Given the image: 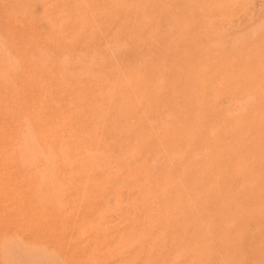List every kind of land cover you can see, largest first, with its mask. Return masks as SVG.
<instances>
[{
    "label": "rangeland",
    "instance_id": "rangeland-1",
    "mask_svg": "<svg viewBox=\"0 0 264 264\" xmlns=\"http://www.w3.org/2000/svg\"><path fill=\"white\" fill-rule=\"evenodd\" d=\"M1 2H0V7H1V5L3 4V2H5L3 5H2V7L1 8H3V9H5L6 8V10H4V11H2V12H4L3 14H1L0 15V19L2 18L3 19V23L2 22H0V32L1 31H3V32H1L0 33V57H1V59H0V83H3V85H1L0 84V87L3 89L2 91H1V88H0V93H2V96H0V113L2 114H0V137H2V139H0V145L1 144H4V145H1L0 146V160L2 159V161H0V165H1V167H0V214H1V216H0V240H1V243H3V247H2V244L0 243V246H1V248H0V252H2V253H0L1 255L4 253V252H7V251H9L8 253H7V255L8 256H6V253H4L3 255H2V257L3 256H6V257H3L4 258V260H6L5 262L6 263H11L10 261H14L13 262V264L15 263V264H36V263H38V264H70V263H72V261H73V264H94V262H95V264H230V262H228L227 263V260L229 259V258H232L233 260H235L234 262L235 263H233V261H232V264H264V183H261V178H262V176L264 177V172H262V174H261V171H262V169L261 168H263V165L264 164H262V163H264V159H263V157H264V155H262V153L264 154V152H261L260 154H259V152H257V151H264V143H262L263 141H264V138H260V137H262L263 135H264V127H261V123L259 124V122H263L264 121V112H263V110H264V104L262 105H260V104H258V105H255V100L256 101H258V100H260V92L262 93L263 92V89H264V69H263V67L264 66H262L261 67V65L260 64H262L263 65V63H264V59H263V57L264 56H262V55H264V53L262 54L261 52L264 50V45L263 46H261L260 44L264 41V35L262 34V32L264 33V31H262L261 33H260V29H262V28H264V0H262V2L263 3H261V0H258V2L255 0V4H254V0H230L231 2H230V4H231V6H230V4H229V6H227V10H219V12H216V11H218V7L216 6V5H219L218 3L219 2H221V0H206V2L205 1H203V0H192L191 2V7L189 8L187 5H188V0L186 1V0H182V4H180V6L179 5H177V3L180 1V0H177V3H175L174 4V2H176V1H174V0H171V2L170 1H167L166 0V2H170V4L168 3L167 5L165 4V0H139V1H137V0H72L73 2H71V0H69V2L67 1V0H62V2H60L61 0H40V1H38V0H33V2H32V0H21V1H19V0H0ZM8 1V2H7ZM35 1V2H34ZM39 2V4H40V6H39V4L37 3V4H35L36 2ZM44 1V2H43ZM67 1V2H66ZM152 1H155V3L156 4H150V2L152 3ZM241 1V2H240ZM250 3H249V2ZM10 2V4L8 5V3ZM11 2H13V3H11ZM16 2V3H15ZM23 2V3H22ZM27 2V3H26ZM48 2V3H47ZM58 2V3H57ZM74 5V4H78V6H76L75 5V7L76 8H74L73 9V5L71 4V3ZM82 2V4H81V8L79 7L80 6V3ZM85 2V6H86V4L89 6H87V8L88 9H90V12H89V10L87 9V8H85V6H84V3ZM106 2V3H105ZM121 2V3H120ZM139 2H140V4H139ZM149 2V3H148ZM159 2V3H158ZM187 2V3H186ZM195 2H196V4H195ZM243 2V3H242ZM42 3H44V4H42ZM57 3V4H56ZM62 3V4H61ZM64 3V4H63ZM70 4V6H69V4ZM94 3V4H93ZM104 5H103V4ZM108 3V4H107ZM124 3V4H123ZM135 3V4H134ZM136 3H137V5H136ZM154 3V2H153ZM164 3V4H163ZM171 3H173V4H171ZM179 3H181V1L179 2ZM186 3V4H185ZM189 3H190V0H189ZM204 3V4H203ZM235 3V4H234ZM240 3V4H239ZM261 3V4H260ZM13 4V7L12 6H10V5H12ZM14 4H15V6H14ZM22 4V5H21ZM29 6H28V5ZM31 4L33 5V6H31ZM35 4V5H34ZM60 4V5H59ZM65 4H67L68 5V7H69V9H70V7H71V5L73 6L72 8H71V10H68V7H67V5L66 6H64ZM90 4H92V5H90ZM117 4V5H116ZM123 4V5H122ZM157 4H159V6L157 5ZM183 4H185L186 6H187V8H184L183 6ZM192 4H194V5H196V6H192ZM202 4L205 6V7H203L202 6ZM206 4V5H205ZM209 4V5H208ZM212 4H213V6H212ZM237 4V5H236ZM241 4L243 5V6H241ZM253 4H254V6H256L257 7V9H255L254 8V6H253ZM260 4V5H259ZM18 5V6H17ZM27 7H26V6ZM97 5H99V6H97ZM133 5V6H132ZM138 5H140V6H138ZM150 5V6H149ZM154 5H157L159 8H157L156 6L154 7V8H157V9H154L153 7H151V6H154ZM180 7V8H182L183 7V9H186L185 11H183L184 13H186V19H184L185 17H180V19H181V21H183L184 23H182V22H179V23H176V22H178L177 21V19H173V18H171V17H179L180 15L181 16H184L183 15V12H181L180 11V8L179 9H177V7ZM183 5V6H182ZM190 5V4H189ZM232 5H234V6H232ZM7 6H9V7H11V8H9V7H7ZM17 6V7H16ZM36 6V7H35ZM58 8H57V7ZM61 6V7H60ZM110 6V7H109ZM171 6V8H173V9H171V8H169ZM173 6V7H172ZM202 6V7H201ZM210 6V7H209ZM250 6H251V8H250ZM15 7H16V9H15ZM19 7H20V11L18 10L19 9ZM24 7H26V9H24ZM33 7V8H32ZM38 7H42V9L43 10H41V12H39L40 10H39V8ZM52 7H53V10H52ZM60 7V8H59ZM62 7H66V10H61V9H64V8H62ZM77 7H79V8H77ZM84 7V8H83ZM92 7V8H91ZM111 7H112V9H111ZM118 7H119V11H118ZM133 7V8H132ZM136 7V8H135ZM176 7V8H175ZM195 7V8H194ZM197 7V8H196ZM250 8V10H249V8ZM0 8V12H1V10H3V9H1ZM9 8V9H8ZM14 9L12 12H14V13H11V11H10V9ZM54 8H57V9H55L54 10ZM94 8V9H93ZM120 8H122L121 10H120ZM124 8V9H123ZM143 8V9H142ZM146 8H148V10H152L151 12L149 11V13H148V10L146 9ZM151 8H153V9H151ZM189 8V9H188ZM205 10V8H209L210 10H212V13H211V11H209L208 12V10L206 9V11H202L203 9ZM213 8H214V10H216V8H217V10L215 11L216 12V14L214 15V10H213ZM237 8V10H235ZM238 8H240L241 9V11L238 9ZM33 9V10H32ZM35 9V10H34ZM36 9H38V10H36ZM47 9V10H46ZM58 9H60V10H58ZM107 11H106V10ZM114 9H115V11H114ZM132 9H133V11H132ZM138 11H136V10ZM144 9H145V11H144ZM159 9V10H158ZM164 9H166V10H164ZM168 9H170L169 11H168V13H167V10ZM183 9H181V10H183ZM226 9V8H225ZM231 9H233V10H235L234 12H233V10L230 12V10ZM253 9H254V12H253ZM30 10H32V11H30ZM54 11L55 12V14H53L54 12H52V11ZM58 10V11H57ZM80 10V11H79ZM82 10V11H81ZM130 10V11H129ZM156 10H158L157 12H156ZM171 10H174V11H171ZM188 10H189V13H188ZM192 10H198V11H192ZM247 10H248V12H247ZM8 11V12H7ZM10 11V12H9ZM27 11V12H26ZM43 11H45V14L44 15H42L41 13H44ZM59 11H60V13H59ZM61 11H63V12H61ZM65 11H66V13L67 14H65ZM71 11L73 14H70L69 12ZM85 11V12H84ZM120 12V13H118V12ZM125 11V12H124ZM137 12V15H136V12ZM141 11V12H140ZM144 11V12H143ZM170 11L171 12H173L172 14H170ZM176 11H178L177 12V14L178 13H182V14H179V15H173V14H175L174 12H176ZM191 11V12H190ZM202 11V13L203 14H201V13H198V12H201ZM220 11H223V12H220ZM226 11H227V13H226ZM246 11V12H245ZM250 11V12H249ZM1 12V13H2ZM51 12V13H50ZM59 14H58V13ZM81 12V13H80ZM86 12H87V14H86ZM97 12H98V14H97ZM109 12V13H108ZM117 12V14L118 15H120V16H118V15H116V14H114V13H116ZM135 12V13H134ZM154 12V13H153ZM159 12V13H158ZM192 12H193V16L191 15L192 14ZM206 12H208V13H206ZM233 12V13H232ZM7 13V14H6ZM12 15H11V14ZM17 13V14H16ZM18 13H20V15L21 16H19L20 18H18V16L16 17V15H18ZM46 13H50V14H46ZM63 15H62V14ZM77 13V14H76ZM80 13V14H79ZM142 13V14H141ZM147 13H148V16H147ZM155 13H158V14H155ZM162 13L163 14H165V16H161L162 15ZM188 13V14H187ZM210 13V14H209ZM226 13V14H225ZM249 13V14H248ZM9 14V16L7 17V15ZM33 16H32V15ZM36 14H38V15H36ZM56 14L58 15V16H56ZM69 14V15H68ZM101 16H100V15ZM110 14V15H109ZM136 16H135V15ZM139 14V15H138ZM141 14V15H140ZM149 14L151 15V16H149ZM167 14H170V16L169 15H167ZM189 14H190V17L191 18H188L187 19V17L189 16ZM196 14V15H195ZM198 14H200V15H198ZM211 15L210 17H209V15ZM232 15V17L231 18H227V19H223V20H221V18L222 17H224V18H226L225 16L226 15ZM242 14H244V15H242ZM250 14H252V15H250ZM6 15V16H5ZM30 15H31V17H30ZM36 15V16H35ZM55 15V16H54ZM79 15V16H78ZM89 15H90V17H89ZM126 15V16H125ZM131 16V18L132 17H134L133 19H129L130 17H128V16ZM153 15H154V17H153ZM166 15L168 16V17H166ZM173 15V16H172ZM208 15V16H207ZM242 15V16H241ZM246 15V17H244ZM3 16V17H2ZM13 16V17H12ZM42 16L44 17V19H42ZM93 16V17H92ZM119 19H121V17H123L122 19H121V22H119L120 21V19L118 20H116V17ZM160 16V17H159ZM214 16V17H213ZM243 17V19L241 18V17ZM5 17V18H4ZM15 17H16V21H15ZM22 17H23V19H22ZM26 17V18H25ZM29 17V18H28ZM33 17H34V20H35V23L33 22L34 20H33ZM106 17V18H105ZM147 17H150L149 18V20H147V24H149L148 26H146L144 23H145V19H147ZM152 17V18H151ZM157 17V18H156ZM162 17H163V19H162ZM196 17V18H195ZM203 17V18H202ZM235 17V18H234ZM237 17V18H236ZM238 17H240V18H238ZM253 19H252V18ZM255 17V18H254ZM13 18V19H12ZM41 20H39V19ZM56 18V19H55ZM102 18V19H101ZM105 18V19H104ZM113 18H115L114 19V21H111ZM138 18V19H137ZM173 19V20H171V19ZM201 18V19H200ZM210 18V20L211 19H213V20H208ZM246 18V19H245ZM1 19V20H2ZM22 20V22H21V20ZM24 19H25V21H24ZM32 19V20H31ZM105 20V22H104V20ZM151 19V20H150ZM155 19V20H154ZM165 19H167V21H168V19H169V21H170V23H172V25L173 24H176V27H177V29H176V27H175V25H173L175 28H173V30H172V26H171V24H170V26L168 25V22L166 23V21H165ZM180 19H178L179 21H180ZM233 19V20H232ZM235 19V20H234ZM236 19H238V20H236ZM245 19V20H244ZM250 19V20H249ZM263 19V20H262ZM0 20V21H1ZM4 20H6V23H8V24H6V23H4L5 21ZM7 20L9 21V22H7ZM13 20V21H12ZM40 21V23H36L37 21ZM79 20V21H78ZM91 20L93 21V22H91ZM132 20H135V21H132ZM206 20V21H205ZM220 20H221V22H220ZM227 21V22H225V21ZM231 20V21H230ZM239 20L240 21H242L241 23L239 22ZM244 20V21H243ZM262 20V21H261ZM12 21V22H11ZM38 21V22H39ZM72 21V22H71ZM96 21V22H95ZM117 21H118V23H117ZM142 21H143V25H142ZM150 21V22H149ZM173 21H175V23L173 22ZM186 21V22H185ZM198 21V22H197ZM215 21L216 22H218V24L216 25V24H214L213 25V23L212 22H214L215 23ZM223 21L226 23V24H223ZM229 21V22H228ZM234 23H233V22ZM16 22H17V24H16ZM20 22V23H19ZM33 24H32V23ZM41 22H42V25H41ZM109 24H108V23ZM110 22H112L111 24H110ZM130 24H132V25H130ZM133 22V23H132ZM149 22V23H148ZM156 22H157V24H156ZM162 22V23H161ZM200 22V23H199ZM209 22V23H208ZM237 24H236V23ZM240 24H239V23ZM243 22H245V24L243 23ZM247 22V23H246ZM10 23H12V25L10 24ZM29 23L31 24L30 26H31V29H30V26H29ZM74 23H76V24H74ZM97 23V24H96ZM99 23H101V25L103 24V26L101 27V25L99 24ZM106 23V24H105ZM116 24L117 25V28H116V25H114L113 26V28H112V24ZM129 24V26H127L128 24ZM161 23V24H160ZM165 23V24H164ZM201 23H203L202 24V26H200L201 25ZM205 23H208L207 24V26H208V28H206V24ZM28 24V25H27ZM37 24V25H36ZM39 24V25H38ZM65 24V25H64ZM108 24V25H107ZM136 24V25H135ZM178 24L181 26V27H179L178 26ZM198 24H200V25H198ZM211 24H212V26H214L213 28H212V26H211ZM219 24H221V25H219ZM232 24V25H231ZM236 24V25H235ZM261 24V25H260ZM6 25V26H5ZM8 25V26H7ZM48 25V26H47ZM74 25V26H73ZM88 25V26H87ZM92 25V26H91ZM98 25V26H97ZM110 25V26H109ZM121 25V26H120ZM141 25H142V27L144 26V27H146V29H141ZM162 25V26H161ZM167 25V26H166ZM191 26L192 27V31L193 32H189V30L187 29L189 26ZM193 25H198L197 27H195V26H193ZM234 25V26H233ZM238 25L240 26V27H238ZM260 25V26H259ZM21 26L24 28V30H23V28H21ZM40 26V27H39ZM64 26H66V28H64ZM107 26H109V27H107ZM127 26V27H126ZM164 26H165V28H164ZM185 26H186V29H185ZM188 26V27H187ZM199 26H200V28H199ZM211 26V27H210ZM257 26V27H256ZM263 26V27H262ZM8 27V28H7ZM33 27V28H32ZM48 27V28H47ZM73 27V28H72ZM75 27V28H74ZM90 27H92V29L91 30H89L90 29ZM97 27V28H96ZM124 27V28H123ZM130 27V29H128V32H126L125 30L127 29V28H129ZM143 27V28H144ZM149 27H151V28H149V30H148V28ZM168 27H170V28H168ZM183 27V28H182ZM190 27V28H191ZM193 27H195V29L193 28ZM259 27V28H258ZM262 27V28H261ZM18 30H17V29ZM34 28H36V30L34 29ZM41 29L42 30V32H39V31H41V30H38V29ZM43 28H45V32L43 31ZM77 28V29H76ZM105 28H107V29H105ZM112 30H110V29ZM132 28H133V30H132ZM135 28V29H134ZM137 28V29H136ZM140 28V29H139ZM153 28V29H152ZM159 28H161V30H159ZM166 28H167V30H169L167 33H166ZM197 28V29H196ZM211 28V29H210ZM228 31H226L225 29ZM235 28H237V29H235ZM251 28V29H250ZM259 29V30H257V31H259V32H257L256 30H254V29ZM6 30V32H4L5 30ZM7 29H9V30H7ZM14 29V30H13ZM66 31H65V30ZM85 30V32L86 33H88V35H85L86 33H84V30ZM100 29V30H99ZM104 29H105V31H106V33L104 32ZM109 29V30H108ZM120 29V30H119ZM139 29V30H138ZM174 29H176V30H178L177 31V34H175V32H174ZM203 29V30H202ZM234 29V30H233ZM11 30V31H10ZM49 30H51V31H49ZM98 30V31H97ZM108 30V31H107ZM125 31L126 32V34H125V32H123V31ZM163 30H166L165 31V33L163 32ZM175 30V31H176ZM180 30V31H179ZM206 30V31H205ZM214 30V31H213ZM216 30H217V32L220 34V35H218V33L216 32ZM254 30V31H253ZM264 30V29H263ZM32 31V32H31ZM102 33V36L103 37H101V33ZM110 31V32H109ZM131 31V32H130ZM143 31H148V32H144L143 33V35L141 34ZM156 31V32H155ZM159 31H160V33L162 34V32H163V35H160L159 34ZM182 31H184L185 33H183L182 35H181V32ZM188 31V32H187ZM208 34H206L205 32ZM224 31V34L222 33V32ZM226 31V32H225ZM236 31V32H235ZM257 32V34H259V36L257 37V34H253L252 36H249L250 37V39H251V37L252 38H259V40H258V42H256L257 41V39L255 38L254 40H256L255 42H254V40L251 42V46L249 45V46H247L248 48L250 47V49H246V47L244 48V46L246 45V43L247 44H249V42L251 41V40H249V39H247V40H249L248 42H246L245 40V37L246 38H248L247 37V32H250L251 34H252V32ZM10 32H13V34L12 33H10ZM14 32H16V33H14ZM95 32V33H94ZM121 32H123L125 35H122V33ZM133 32H135V35H133L134 33ZM158 32V36H157V33ZM169 32H172V33H170V35L168 36V34H169ZM178 32H180V33H178ZM209 32V33H208ZM210 32H212V34H213V37L211 36L212 34L210 33ZM6 33V34H5ZM18 33V34H17ZM28 33V34H27ZM30 33H33L34 35H32V34H30ZM95 35H94V34ZM105 33V34H104ZM108 33V34H107ZM116 33V34H115ZM119 33H120V36L122 37V38H124V39H122L120 36H118L119 35ZM130 33V34H129ZM138 33H140V34H138ZM174 33V34H173ZM215 33V34H214ZM2 34V35H1ZM25 34V35H24ZM36 34H37V36H36ZM48 34H51V35H48ZM91 34V35H90ZM97 34V35H96ZM128 34V37L126 36ZM138 34V35H137ZM146 34V35H145ZM167 34V37L165 36ZM194 34H195V36H194ZM201 34V35H200ZM210 34V35H209ZM222 34H223V36H222ZM230 34V35H229ZM247 34V35H246ZM260 34H262L261 36H260ZM11 35V36H10ZM24 35V36H23ZM40 35V36H39ZM141 35V36H140ZM152 35H155V36H153L154 37V40H156L155 42H152V40L153 39H151V38H153L152 37ZM159 35L160 36H162V37H159ZM172 35V36H171ZM175 35V36H174ZM204 35V36H203ZM215 35H217V37L219 38H215ZM236 35V36H235ZM242 35H244L245 37H243ZM10 36V37H9ZM23 36V37H22ZM33 36V37H32ZM63 36V37H62ZM81 36V37H80ZM90 36V37H89ZM144 36H146V37H144ZM157 36V37H156ZM192 36V37H191ZM199 36H200V38L202 39L201 40V42L204 44L205 43V45H206V48H205V46H204V49L202 48V47H200V46H202V45H200V44H197V43H201L200 42V40H199V42H197L196 41V39L198 38V39H200L199 38ZM202 36V37H201ZM206 36H210V37H207L206 38ZM220 36H221V39H220ZM225 36H228V37H225ZM239 36V37H238ZM242 36V39L244 38V42H246V43H244V42H242L243 40L240 38ZM2 37V38H1ZM11 37H13L12 39H10ZM15 37H17V39L15 38ZM27 37V38H26ZM38 39H37V38ZM78 37V38H77ZM129 37H131L130 39H129ZM151 37V38H150ZM178 37H179V39H178ZM197 37V38H196ZM212 37V38H211ZM263 38V39H261V40H263V41H260V38ZM14 38H15V40H16V42L15 41H13L14 40ZM45 40H44V39ZM83 38H85L84 40H82ZM99 38V39H98ZM117 38H118V40H117ZM119 38H121L120 40H123L122 42L119 40ZM133 38V39H132ZM157 38V39H156ZM167 38V39H166ZM175 38H176V40H175ZM187 38V39H186ZM191 38H192V40H191ZM213 38H215L216 39V41H215V39H214V41L212 42L211 41V39H213ZM225 38V39H224ZM229 38H231V39H229ZM235 38V39H234ZM241 39L242 41H241V43H243V44H241L242 45V47H241V45L239 46V44H238V42H236L237 40H239V39ZM20 39V40H19ZM48 39V40H47ZM82 41H81V40ZM97 39H98V41H97ZM105 39V40H104ZM129 39V40H128ZM163 39V40H162ZM164 39H166V40H168V41H166L165 40V42L166 43H163L164 42ZM181 39V40H180ZM228 39V40H227ZM233 39V40H232ZM26 40V41H25ZM29 40H30V42H29ZM33 40V41H32ZM35 40H37L36 42H35ZM40 40V41H39ZM100 40V41H99ZM103 40V41H102ZM134 40H138L139 41V45H140V43L142 42L143 43V45H142V43H141V45H140V47L138 46V42L137 41H134ZM143 40V41H142ZM150 42V43H148V41ZM153 40V41H154ZM159 40H161L160 42H159ZM172 40H173V42H172ZM182 40H183V42H182ZM193 40H194V43H196V44H194L193 43ZM230 40L231 41H235L236 43H237V45H235L236 47H241V49L240 50H242V48H244L243 49V51H242V53H245L246 52V50L247 51H249V52H251V49H252V51L253 52H259L261 49H262V51L261 52H259V53H261V54H257L256 52H255V55H254V53L253 52H251V53H253V54H249V52H247V55H246V53L245 54H241V55H243V56H240V50H239V48H237L236 49V47L235 48H233L234 49V51H235V49H236V51H235V53H233L232 55L234 56H232L231 54V56L228 54V53H230V52H232L233 50H232V48H231V44L230 43H235V42H230ZM3 41H5V42H3ZM41 41H43L42 42V44H41ZM48 41V42H47ZM80 41H81V43L83 44H80ZM102 41V42H101ZM111 41V42H110ZM125 41V42H124ZM145 41H147V42H145ZM175 41H176V44H175ZM220 41V42H219ZM228 41H229V44L231 45H229L228 44ZM240 41V40H239ZM3 42V43H2ZM25 42H26V44H25ZM45 42V43H44ZM47 42V43H46ZM64 42V43H63ZM68 42V43H67ZM76 42V43H75ZM79 42V43H78ZM100 43L101 44V46H100V44H97V43ZM105 42V43H104ZM120 44H119V43ZM132 42H135V43H132ZM151 42H152V44H151ZM158 44H160L161 43V46L162 47H160L159 45L158 46H155V45H157V43ZM171 42V43H170ZM179 42H180V44H179ZM210 42H212V44L214 43H216V45H213V46H211V47H213L212 49H210L211 47H209L210 45H211V43ZM225 42V43H224ZM261 42V43H260ZM4 43H5V45H4ZM14 43V44H13ZM20 43V44H19ZM23 43V45H21ZM44 43V44H43ZM111 43V44H110ZM116 45H115V44ZM187 45H186V44ZM188 43L189 44H192V45H188ZM201 43V44H202ZM210 43V44H209ZM218 43H220V49L219 48H217V46L219 45ZM226 43L228 44V46L226 45ZM256 44V46H259V50H257V48H255V45L253 46V44ZM258 43H259V45H258ZM13 44V45H12ZM50 46H49V45ZM69 44V45H68ZM71 44V45H70ZM115 45V46H113L112 47V45ZM122 44V45H121ZM145 44H147L148 45V47L150 48V49H148V50H146V47H147V45H145ZM155 44V45H154ZM169 44H171V45H169ZM174 44L176 45L175 47L177 48H174ZM181 44H185L184 46L186 47H184L183 45H181ZM218 44V45H217ZM222 44V45H221ZM264 44V43H263ZM11 45V46H10ZM25 45V46H24ZM30 45V46H29ZM52 45H53V47H52ZM54 45H57V47L56 46H54ZM73 45V46H72ZM78 45V46H77ZM80 45V46H79ZM95 45H96V47L97 48H94L95 47ZM97 45H99V46H97ZM135 45V46H134ZM145 45V46H144ZM153 45L155 46V48L153 47ZM165 47H164V46ZM168 45V46H167ZM180 45V46H179ZM198 46V45H200L199 47L203 50V52H202V50H199V51H197L198 50V48L199 47H197V49H195L196 48V46ZM224 45V46H223ZM234 45V44H233ZM1 46H2V48H1ZM34 46V47H33ZM36 46H38V47H36ZM62 46V47H61ZM69 46V48H67ZM77 47V49H74V48H76ZM87 46V47H86ZM117 46V47H116ZM127 46V47H126ZM134 46V47H133ZM143 46H144V48H143ZM154 48L153 49V51H152V53H151V49H152V47ZM167 46V47H166ZM179 48H178V47ZM187 46H189L190 48L193 46V48H191L192 50L194 49L195 51V55H193L192 54V56H191V54L190 53H193V52H189L188 53V51H191L190 50V48L189 47H187ZM214 46H216V49H214L215 47ZM223 48H222V47ZM225 46H227V48H228V50L230 51V52H227V49H226V47ZM253 46V47H252ZM13 47V48H12ZM17 47L19 48V52L17 51ZM27 49H26V48ZM42 47V48H41ZM66 47V48H65ZM82 47V48H81ZM84 47V48H83ZM91 47V48H90ZM105 49H104V48ZM106 47H108L107 49H106ZM112 49H111V48ZM124 47H126V48H124ZM143 49H142V48ZM156 47L158 48V47H160L159 49H161V54H160V50L159 49H157L156 50ZM170 47L173 49V50H170V53H166V52H169L168 50L170 49ZM180 47H182V48H184L183 50H181L182 48H180ZM195 47V48H194ZM219 47V46H218ZM224 47H225V49L226 50H224V51H222V53L223 54H221V48H222V50L224 49ZM260 47H261V49H260ZM22 48V50H25V51H22V50H20ZM30 48H32V49H30ZM36 48V49H35ZM60 48H62V49H60ZM86 48V49H85ZM90 48V49H89ZM102 50H101V49ZM117 48V49H116ZM121 48V49H120ZM139 48V49H138ZM199 48V49H200ZM207 48H209L208 50H205V49H207ZM3 49H4V52H3ZM6 49H7V51H6ZM9 49V50H8ZM38 49H40L41 51H42V53H41V51L40 50H38ZM66 50V51H64V50ZM68 49V50H67ZM74 51L73 53H72V50ZM78 49L80 50H83V51H79L78 52ZM119 49V50H118ZM128 49V50H127ZM131 49H132V51H131ZM138 51V50H140V51H136V50ZM162 49H164V51L162 50ZM176 49V50H175ZM179 49V50H178ZM214 49V50H213ZM217 49H218V52H217ZM26 50H27V52H26ZM32 50V51H31ZM37 50V51H36ZM46 50V51H45ZM61 50V51H60ZM95 50V51H94ZM100 50V51H99ZM105 50V51H104ZM106 50H109V51H107L106 52ZM112 50V51H111ZM124 50V51H123ZM131 52H130V51ZM133 50L134 51H136V52H134V53H132L133 52ZM143 50H146V51H143ZM150 50V51H149ZM155 50H156V52H155ZM159 50V51H158ZM166 50V51H165ZM181 50V51H180ZM186 50H187V52H186ZM220 50V51H219ZM245 50V51H244ZM40 51V52H39ZM63 51H64V54H63ZM69 51V52H68ZM88 51V52H87ZM90 51V52H89ZM92 51V52H91ZM98 51V52H97ZM102 51V52H101ZM103 51L105 52V53H103ZM128 51V52H127ZM159 53H158V52ZM183 51V52H182ZM197 51V52H196ZM201 51V52H200ZM206 51H208V52H206ZM212 51V52H211ZM226 51V52H225ZM233 51V52H234ZM240 51V52H239ZM9 52V56H8V53ZM28 52H30L29 54H28ZM94 52H95V55H94ZM101 52V53H100ZM112 52V53H111ZM116 52V53H115ZM130 52V53H129ZM140 52H143V54L145 53L146 55L148 54V55H150L151 57H153V59L152 58H149L150 56H146V58H145V55H143L144 56V59H143V56L141 55L142 53H140ZM163 52H164V54H163ZM200 52V53H199ZM204 52H206V54H205V57L203 56V55H200L201 53L203 54ZM213 53L214 55H218L219 53H220V55H222V56H226L227 58L229 57H233L232 59H230V60H234V59H236L235 58V55L234 54H236V55H238L239 56V58L241 59H243V60H245V61H242V59L241 60H238L237 62L238 63H241V62H245V64H243V63H241V64H243V66L245 67V65H246V70H248L250 67V65H251V68L249 69V71H246L247 72V76H246V84H249L250 82L251 83H253V82H255L256 80V78L258 79V77H261L260 78V81H259V79L257 80L258 82H256V84H254L253 85V87L252 88H248V89H246V99L247 98H249V99H247L246 100V107L248 108V106H251L253 109H255V110H251V109H247L246 107V110H245V108L243 109V110H245V111H241L242 113H238V111H237V109H238V107L236 106V108H235V106H234V109H233V107H232V110H233V113L236 111V114L235 115H243L244 113L243 112H246V111H248V112H246L245 114H248V115H245L244 117H246V125L248 126V124L247 123H251L252 121H254V123L253 124H255V126L254 125H252V127L251 128H253V127H255V128H253L251 131H252V133H251V135H249V133H247L250 137H248V138H250V141L248 142V145L246 144V161L248 162L249 160H253L252 162H254L255 161V164H257L256 162H258V164H262V165H255V167L254 166H252L251 167V164L253 165V163L251 162V161H249L248 163L250 164V165H248V167L246 168V173H247V175H246V177H245V180H243V182H242V184H244L245 186H246V190L249 192H247L246 190H245V194L244 193H242V194H239V195H236L235 197H230V196H226V195H223L222 194V196L221 195H219L220 197L219 198H217V200L215 199V193H214V191L212 190V187H213V185L215 184L214 182H216V175L215 174H213V172H211V170L209 171V168H206V167H204V164H205V162L206 161H203L205 158H207V159H205V160H207V161H209V160H211L210 162H212V161H217L219 158L221 159L222 157H221V153H224V152H227L228 154H229V152L231 153V148H233V145H231L232 143H231V141L230 140H227V141H225V142H221V139H218V138H216L215 140H214V138L215 137H212V136H214V135H211V134H213L210 130H212L214 127H216L217 125H219V127H220V125H221V129L219 128V127H217L216 129H214L215 131H222V132H224V131H226V130H228V129H230L231 128V126H232V119L234 118L233 116H235L233 113V115L232 114H230L229 113V115H231V116H229L228 115V113H226V108H227V106H228V104L226 103V101H222L221 103H219L218 105H217V108H213V106H210L212 103H210V101H211V99L212 98H209L208 99V101L206 100V104L204 105L205 106V109H206V111H204V112H201V115L203 114V113H206L207 111V115H206V117L204 116V118L205 119H207L208 120V122H210L212 119H214V116H215V119L213 120V121H211L205 128H202L201 127V124L200 123H196V122H198V121H196L198 118L197 117H195V118H191L192 116H197V111H194L197 107L196 106H199V104L201 103L200 101L201 100H204L203 99V96H201L200 97V95L198 96V98H200V99H198V98H195V97H192L193 96V94H191V93H193V91L196 89V88H199V89H196V90H200V92H204V90H205V87H207V86H209V85H211V84H214V83H219L220 85H221V83H223V81L225 80V79H227L228 78V76H233V75H241V73H242V69H243V67H242V69L240 70V68H241V64H239V65H237V63L235 64L236 65V68L238 67V71H239V74H238V71L237 70H233V71H230L231 72V74H229L230 72L229 71H225L226 69H227V67H226V65H224V64H226V63H228L229 61V58H228V60H227V58L225 57V58H223L222 56V58L220 57V55H219V57L221 58V61H228V62H222V63H219L220 65H218V66H216L215 64H218V62H220V60H218V59H220V58H218L217 57V59L215 58V60L217 61L218 60V62H214L213 64H212V67H214V66H216V67H218L219 69L220 68H224V70H219L218 71V73H216V71L218 70V68H216L215 67V69H216V71H215V69L214 70H212V71H214L213 73L210 71V69H212L210 66H211V64L209 65V63H206V56H207V58L209 59L210 57V60L211 61H214V60H212L213 58H214V55H209L208 53ZM264 52V51H263ZM4 53V54H3ZM6 53V54H5ZM24 53V54H23ZM75 53V54H74ZM93 53V54H92ZM111 53V54H110ZM131 54V55H129V54ZM156 53V54H155ZM165 53H166V55H169V54H173L174 56H172V61L171 60H169V62L167 61V60H165V59H170V56L172 55H170L169 57H166V55H165ZM183 53V54H182ZM224 53H225V55H224ZM237 53H239V54H237ZM18 54V55H17ZM38 54V55H37ZM41 56H40V55ZM45 54H49L48 56L46 55L45 56ZM63 54V55H62ZM73 56V58L71 57V55ZM87 54H88V56H87ZM106 54V55H105ZM107 54H109L111 57H112V61H109V59H111V57H108L109 55H107ZM112 54H114V57H113V55ZM129 56H128V55ZM133 54V55H132ZM140 56H142V58L141 59H143V60H139V55ZM162 55V57L160 58L159 56L160 55ZM177 54H178V57L177 58H175V56H177ZM187 54H189V55H187ZM200 56H203V57H200ZM226 54H228V56L226 55ZM257 54V55H256ZM7 55V56H6ZM11 55V56H10ZM31 55V56H30ZM77 55V56H76ZM82 55V56H81ZM99 55H101V57L99 56ZM121 55H123L122 57H124V59L123 60H121L120 58H118V57H120ZM155 55V56H154ZM216 55V56H217ZM244 55H245V57H244ZM249 55L251 56V57H253V56H261V58L259 57V58H257V57H254L253 59H256L257 58V61L255 60V62L253 63L252 61H253V59H251V57H249ZM253 55V56H252ZM27 56V57H26ZM63 56V57H62ZM84 56H86V57H84ZM91 56V57H90ZM126 56H128V57H130L132 60H135V58H136V60L135 61H133L134 63H131L132 61H130L129 60V58L128 57H126ZM135 56V57H134ZM137 56H139L138 57V59H137ZM157 56V57H156ZM180 56V57H179ZM197 56V58H199V61H195L194 59H195V57ZM199 56V57H198ZM213 56V57H212ZM215 56V57H216ZM46 57V58H45ZM55 57H57V59L55 58ZM74 57H76V58H74ZM134 59H133V58ZM156 57V58H155ZM189 57V59L187 60V61H185V59L184 58H188ZM247 57V58H246ZM10 58V59H9ZM31 58V59H30ZM50 58V59H49ZM61 58V59H60ZM62 58H64V59H62ZM67 58V59H66ZM89 58V59H88ZM101 58V59H100ZM126 58H128V59H126ZM150 60H149V59ZM157 58L159 59V60H157ZM180 58V60H179V64H177V63H175L176 61L174 60V59H179ZM192 58H193V60H194V62L192 63ZM203 59L204 61H205V63L206 64H204V62L202 61L201 62V59ZM250 59V60H252V61H250L249 60V63L250 64H248V60L246 61V59ZM26 59V60H25ZM29 59H30V61H29ZM43 59V60H42ZM54 59V60H53ZM93 59V60H92ZM116 61H115V60ZM147 59V60H146ZM152 59V60H151ZM184 60V61H182V60ZM223 59V60H222ZM226 59V60H225ZM258 59H260V60H262V62L261 63H259V60ZM5 60H6V62H5ZM7 60H8V62H7ZM12 60V61H11ZM14 60V61H13ZM24 62H23V61ZM58 60H60V61H58ZM66 61L65 63H63V61ZM88 60H89V62H88ZM104 60V61H103ZM114 60V61H113ZM123 62L122 63V65L120 64V62L121 61ZM127 60V61H126ZM129 60V61H128ZM137 60H139V61H137ZM144 60H146V61H144ZM154 60V61H153ZM163 60V61H162ZM196 60H198V59H196ZM209 60V61H210ZM32 61V62H31ZM38 61V64L36 63ZM45 61V62H44ZM106 61V62H105ZM109 61V62H108ZM118 61V62H117ZM120 61V62H119ZM124 61H126L127 62V65H128V67H127V65H125L124 67H123V64H125L124 63ZM136 61L138 62V63H136ZM144 61V62H146V63H142V62ZM147 61H150V63H152V64H154V65H156L157 64V66H156V68H155V66L153 65H151V67H150V65H148L149 64V62H147ZM156 62V63H153V62ZM164 61L166 62V63H170V61L171 62H173V63H170L169 65L171 66V68H169L168 66V64H167V66L165 67V63H164ZM178 61V60H177ZM191 62L190 64L189 63H187V65L185 64V65H183V67H184V69H183V71L182 70H180V77H178L179 76V73L177 72V78H174V77H172L171 75H174L175 77H176V71H174V70H176V68H174V67H177V70H178V68H179V65H180V63L181 62ZM210 61V62H211ZM14 62V63H13ZM44 62V63H43ZM74 62H76V65H73V64H75ZM78 62H79V64H78ZM100 64H99V63ZM111 62V63H110ZM117 63V64H115V65H113V63ZM140 62V63H139ZM158 62H161V63H159L158 64ZM195 62H198V64H196ZM201 62V63H200ZM208 62V61H207ZM253 64H252V63ZM18 63V64H17ZM25 64V65H23V64ZM48 63V64H47ZM50 63V64H49ZM58 63V64H57ZM66 63H69L68 65H66ZM97 64V66H96V64ZM130 63V64H129ZM148 63V64H147ZM162 63H164L165 65H164V67L162 66ZM175 63V64H174ZM183 63H181V64H183ZM205 65V66H203V69L202 70H204L205 69V71H206V73L205 72H203L200 68H202V66L201 65H203V64ZM258 63V64H257ZM13 64V65H12ZM15 64L17 65V67L15 66ZM34 64V65H33ZM40 64V65H39ZM65 64V65H64ZM104 64H105V66H107L108 65V67L106 68V67H104ZM109 64H110V71H112L113 73H111L110 71H109ZM140 64L142 65L141 67H140ZM144 64H146L145 65V67H143L144 66ZM175 66H174V65ZM195 65L196 67H199L198 69H195V67H193L192 69L190 68L191 66L190 65ZM208 64V65H207ZM255 64V65H254ZM2 65V66H1ZM13 67H12V66ZM27 65V66H26ZM32 65L34 66V67H32ZM52 65H54V66H52ZM65 67H64V66ZM78 65V66H77ZM111 65H113L114 66V68H116V70L114 69V68H112L113 66H111ZM120 66V67H118V66ZM135 65H136V67H135ZM177 65V66H176ZM190 66L189 68H187V70H186V66ZM206 65L207 66H209L210 68H209V71H207L206 69H208L207 67H206ZM256 65H259V66H256ZM41 66H43L42 67V69H44V71H41ZM67 66V67H66ZM73 66H74V68H73ZM77 66V67H76ZM81 66V67H80ZM106 69H104L103 67ZM116 66V67H115ZM138 66V67H137ZM159 66V67H158ZM162 66V68H160ZM181 66V65H180ZM253 66V67H252ZM254 66H255V68H254ZM19 67V68H18ZM26 67V68H25ZM29 67H30V69H29ZM32 67V68H31ZM37 67V68H36ZM52 67V68H51ZM66 68V69H63V68ZM79 67V68H78ZM84 67V68H83ZM87 67V68H86ZM89 67H92V68H89ZM100 68L99 70H101V71H99L97 68ZM118 67V68H117ZM131 67H133V68H136V69H142L143 71H146V72H148V73H140V72H142V70H140V72L137 70H135L134 71V69H133V72L131 73V69H130V73H128L129 71H127V70H129V68H131ZM143 67V68H142ZM182 67V66H181ZM182 67V68H183ZM16 68V71L14 70ZM25 68V69H24ZM55 68H56V70H55ZM62 68V69H61ZM75 68H77V69H75ZM96 68V69H95ZM123 68V69H122ZM124 68H125V70H124ZM144 68H145V70H144ZM148 68V69H147ZM162 69V70H164V72L162 71L161 72V70L160 69ZM165 68H167V69H165ZM173 68H174V70H173ZM226 68V69H225ZM252 68L254 69L253 71H255V73H256V70H257V73L255 74L254 73V75H253V71H252ZM261 68V70H259ZM33 69V70H32ZM59 69V70H58ZM102 69H104L105 70V72H103V70ZM122 69V70H121ZM154 69H156V70H158V72L159 73H157V71H155ZM263 69V70H262ZM22 70V71H21ZM81 71V73L79 72V71ZM99 71V72H97V71ZM119 70V72L117 73V71ZM148 70V71H147ZM167 70H169L170 72H169V74H171L172 73V71H173V73L171 74V75H169L168 74V72H167ZM192 72H194V73H191V71ZM196 72H195V71ZM198 70V71H197ZM20 71V72H19ZM32 71V72H31ZM61 71V72H60ZM63 71V72H62ZM72 71H75V72H72ZM108 71V72H107ZM116 72V74H115V72ZM128 73V74H126V72ZM186 71V72H185ZM221 71L223 72L224 71V75L222 76V74L223 73H221ZM240 71H241V73H240ZM17 72V73H16ZM32 74H31V73ZM34 72V73H33ZM84 72H86V73H84ZM90 72V73H89ZM107 72V73H106ZM125 74V76H124V74ZM175 72V73H174ZM197 72H201V75L200 74H198ZM203 72V73H202ZM225 72H227V73H225ZM229 72V73H228ZM237 72V73H236ZM261 72V73H260ZM15 73V74H14ZM24 73V74H23ZM40 73V74H39ZM49 73V74H48ZM65 73V74H64ZM70 73H71V75H70ZM75 73H77V74H75ZM87 73H89V74H87ZM111 73V74H110ZM120 73V74H119ZM139 73V74H138ZM167 73V77L169 78V76H170V78L168 79V78H166V76H165V74ZM184 73V74H183ZM187 73V74H186ZM205 73V74H204ZM209 73H211V74H209ZM216 73V74H215ZM220 73H221V75H220ZM248 73H252V76L254 77L255 75H257L258 76V73L259 74H262L263 73V75H259L258 77L257 76H255V78H253L252 76H250V74H248ZM22 74V75H21ZM36 74V75H35ZM61 74V75H63V77L62 76H59V75ZM101 74V76H99V75ZM109 74V75H108ZM113 74V75H112ZM130 74H132V75H130ZM136 74H137V76H136ZM144 74H145V76H144ZM152 74H153V76H152ZM163 74V75H162ZM189 74V75H188ZM191 74H193V75H191ZM220 75V76H218V75ZM226 74V75H225ZM244 74V73H243ZM1 75H2V77H1ZM15 75L17 76V77H15ZM33 75V76H32ZM50 75V76H49ZM83 75V76H82ZM90 75V76H89ZM94 75V76H93ZM103 75H105V76H103ZM152 77H151V76ZM154 75H157V76H154ZM158 75H160V76H158ZM184 75H185V77L187 78V81H186V79H184L185 77H184ZM187 75V76H186ZM200 75V76H199ZM206 76V78H205V76ZM212 75H214V76H216L215 78L212 76ZM250 77H249V76ZM5 76V77H4ZM20 76V77H19ZM25 76H27V78H25ZM47 76V77H46ZM53 76V77H52ZM74 76V78H72V77ZM113 76H114V80H113ZM182 76V77H181ZM194 76V77H193ZM201 76H204L203 78L201 77ZM213 77L212 79H213V81H212V79L210 78V77ZM225 76H227V77H225ZM14 77V78H13ZM35 77V78H34ZM49 77H51V78H49ZM60 77V79H61V77L63 78V81L62 80H60V79H58ZM81 77H83V79L81 78ZM89 77H91L92 79H89ZM103 77H105V78H103ZM107 77V78H106ZM109 77V78H108ZM112 77V78H111ZM117 77V78H116ZM123 79H122V78ZM129 77V78H128ZM136 79H135V78ZM142 77V78H141ZM145 77H146V80L148 81V83H147V81H145ZM149 77H151V78H149ZM158 78V82L156 81V79H153V78ZM164 77V78H163ZM184 77V78H183ZM189 77H192V79H193V82H191L190 80V78ZM201 79H200V78ZM225 77V78H224ZM18 78H20V79H18ZM36 78H37V80H36ZM71 78V79H70ZM85 78H88V79H85ZM98 78H99V80H98ZM121 78V79H120ZM126 78V79H125ZM134 78V79H133ZM141 78V79H140ZM167 80H166V79ZM180 78V79H179ZM199 78V79H198ZM208 78H210V80L208 81ZM220 78V79H219ZM263 78V79H262ZM22 79H24V80H22ZM39 79H41V82H39ZM78 79V80H77ZM133 79V80H132ZM139 79L140 80H142V81H139ZM184 79V80H183ZM188 79H190V80H188ZM197 80V82H195L196 80ZM205 79V80H204ZM247 79H249V80H247ZM251 79V80H250ZM252 79H254V81L252 80ZM36 80V81H35ZM45 80V81H44ZM58 80H60V82H62V83H59V81ZM76 80V81H75ZM88 80V81H87ZM90 80V81H89ZM92 80V81H91ZM100 80H101V82H100ZM103 80H105L106 82H108L109 83V85L107 84V83H105ZM111 80V81H110ZM113 80V81H112ZM131 80V81H130ZM136 80V81H135ZM152 80V81H151ZM153 80H154V82H153ZM160 80V81H159ZM168 80H170V81H168ZM181 80V81H180ZM183 80V81H182ZM17 81H19V82H17ZM24 81V82H23ZM50 83H49V82ZM52 81V82H51ZM66 81V82H65ZM71 81V82H70ZM115 81H117V82H124V83H117V82H115ZM127 81H128V83L129 82H132V83H135L136 82V84H138V83H141V82H143V84H140V86H141V88H139L140 86L139 85H136L134 88H136V89H134V88H131V90H133V91H131L130 90V88H127L128 89V91H127V89H125V90H123V89H119V88H121V87H124V85H126L127 84ZM168 81V82H167ZM175 81L178 83H176L175 84V87L177 86L178 87V89H176V88H173L174 87V83H175ZM187 83H190V85L188 84H186V86H185V83L186 82ZM188 81H190V82H188ZM206 81H208V82H206ZM212 81V82H211ZM27 83V85H25L26 83ZM36 84H35V83ZM57 82V86L55 85V83ZM144 82H145V84H144ZM155 82H156V84L157 83H159V84H155ZM181 82V83H180ZM183 82H185V83H183ZM197 83V85L195 84V83ZM211 82V83H210ZM21 85H20V84ZM43 83V84H42ZM54 83V84H53ZM64 83V84H63ZM82 83V84H81ZM113 83H114V85H113ZM163 83V84H162ZM167 83V84H166ZM171 83V84H170ZM173 83V84H172ZM179 83H180V85H182L181 87H180V85H179ZM192 83V84H191ZM200 83L202 84V85H200ZM203 83H204V85H203ZM207 83V84H206ZM210 83V84H209ZM5 84H8V86L6 85L5 86ZM10 84H12V86H11V88H10ZM22 84H24V86L22 87ZM30 84V85H29ZM34 84V85H33ZM52 86H51V85ZM62 84V85H61ZM76 84V85H75ZM98 84V85H97ZM110 84H111V86H110ZM118 84V85H117ZM152 84H153V86H152ZM162 84V85H161ZM199 84V85H198ZM205 84H206V86H205ZM29 85V86H28ZM91 85V86H90ZM93 85L94 86H97V87H93ZM103 85H105V86H107V87H105L104 86V88H103ZM159 85V86H158ZM167 85V86H166ZM59 86H60V88H59ZM91 88H90V87ZM116 86V87H115ZM139 86V87H138ZM150 86H151V88H150ZM172 86V87H171ZM185 86V87H184ZM202 86V87H201ZM4 87V88H3ZM37 87H38V90H37ZM51 87V88H50ZM99 87V88H98ZM110 87V88H109ZM118 87V88H117ZM137 87H138V91H137ZM144 89H143V88ZM146 87V88H145ZM201 87V88H200ZM236 87V88H238L239 87V84L238 85H231V86H227V87H225V89L224 90H220L219 92H218V94L219 95H221V94H223V92L225 93V95L227 94H230L231 92H230V90L231 91H233V89ZM7 88V89H6ZM13 88H14V91H12L13 90ZM20 88H21V90L22 91H20ZM24 90H23V89ZM74 90L75 92H76V94L71 90ZM150 88V89H149ZM174 89V90H172V89ZM186 88H187V91H186ZM188 88L190 89L191 88V91H189L188 90ZM228 88V89H227ZM230 88H232V89H230ZM31 89V90H30ZM41 89H43V90H41ZM53 89V90H52ZM59 89V90H58ZM76 89V90H75ZM95 89V90H94ZM97 89H99V90H97ZM141 89V90H140ZM179 89H181V90H179ZM202 89V90H201ZM5 90H7V93H8V90H9V95L5 92ZM28 90V91H27ZM50 90L52 91L50 94H48L49 92H50ZM70 90V92H68ZM90 90V91H89ZM93 90L94 91H96V92H93ZM105 90L107 91V92H105ZM115 90H120L119 91V93L117 92L115 95H113V97H112V95L110 94L111 92H113V91H115ZM123 90V91H122ZM144 90V91H143ZM148 90H150L151 92L153 91L154 93H156L157 94V96L158 97H156V98H153V99H151V100H149V101H147L148 99L147 98H145V97H143V96H141V94L142 93H146V91H148ZM172 90V91H171ZM235 90V89H234ZM257 90H259L260 92H258ZM262 90V91H261ZM10 91H12V95L13 96H15V95H19V93H21V95L20 96H15V99H14V97L13 96H11V93H10ZM31 91H33L32 93H31ZM42 91V92H41ZM99 91V92H98ZM142 91V92H141ZM149 91V92H150ZM164 91H168L169 93L167 94V93H165V94H162V92L164 93ZM173 91H174V93L176 92H178V95H180V97H178L177 98V95H175L174 93H173ZM180 91V92H179ZM227 91H229V92H227ZM4 92V93H3ZM15 92H17V93H15ZM29 92V93H28ZM41 92V93H40ZM46 94H45V93ZM56 92V93H55ZM129 92V93H128ZM184 93V95H182L183 93ZM253 92H254V94L255 93H257L256 95H258L259 94V96H256V95H251V99H250V94L252 93L253 94ZM45 95H44V94ZM63 93H65L66 94V96H64L65 94H63ZM70 93H73V94H70ZM148 93V92H147ZM171 93H173L174 95L172 96L173 97V99H178V100H172V102H170V100H171ZM264 93V92H263ZM29 94H31V97L29 96L28 97V95ZM34 95V97L36 98V96L38 97L39 96V98H37V99H35L34 97H32L33 95ZM40 94V95H39ZM63 94V95H62ZM69 94V95H68ZM75 94V95H74ZM91 94V95H90ZM129 94V95H128ZM162 94V95H161ZM189 94H190V96H189ZM22 95H24V96H22ZM36 95V96H35ZM55 95V96H54ZM78 96L77 98H74V96ZM104 95H106V99H105V96ZM116 95H118V96H116ZM137 97V99H136V97ZM166 95H168V96H166ZM187 95H188V97H187ZM224 95V94H223ZM223 95H221V96H223ZM46 98H45V97ZM49 96V97H48ZM64 96V97H63ZM67 96H68V98L70 97L71 99H69V104H70V102L73 100V102H71V105L72 106H70V105H68V100L67 101H63V100H65L66 98H67ZM80 96V97H79ZM101 96V97H100ZM133 96V97H132ZM143 97L142 99L140 98V97ZM182 96H184V98L182 99L181 97ZM261 96H262V98L264 99V94H261ZM1 97H2V99H1ZM4 97H6V99L7 100H5V98ZM11 99H10V98ZM16 97H19V99L21 100L20 102L18 101V99L16 98ZM21 97V98H20ZM23 97H24V100H23ZM94 98V99H92V98ZM108 97V98H107ZM112 97V98H111ZM125 98V101H119V100H121V98ZM163 97H166V98H163ZM190 97V99L192 98V104H193V106H192V104L190 105L189 103L187 104L186 103V100H187V98H189ZM253 97H255V98H253ZM259 97V99H257ZM31 98L33 99L34 98V100H33V102H32V100H31ZM44 98V99H43ZM53 98V99H52ZM67 98V99H68ZM103 98H104V100H103ZM130 98V99H129ZM169 99V101H168V99ZM181 100H180V99ZM193 98H194V100L196 101L195 103L197 104V105H194L195 103H194V101H193ZM202 98V99H201ZM261 98V99H262ZM13 99L16 101H14L13 102ZM40 99H42V100H40ZM61 99V101H59ZM79 99V100H78ZM116 99V100H115ZM134 99H136V100H134ZM143 99H144V101H143ZM165 99V100H164ZM12 100V101H11ZM29 100H31L30 102H29ZM46 100V101H45ZM112 100V101H111ZM118 100V101H117ZM129 100H131V102H129ZM159 100V101H158ZM223 100V99H222ZM250 100V101H249ZM252 100H253V102L254 103H252ZM10 101L14 104H16L15 105V107H13L12 105V103H10ZM38 103H37V102ZM40 101V102H39ZM51 101H53V102H51ZM77 101V102H76ZM138 101V102H137ZM161 101V102H160ZM175 101H177V102H175ZM183 101V102H182ZM185 101V102H184ZM205 101V100H204ZM263 102H261L260 101V103H264V100H262ZM2 102H4V103H2ZM23 102H25V103H23ZM36 102V104H34ZM49 102V103H48ZM107 102H108V104H107ZM139 102H140V104L141 105H138L139 104ZM163 102H164V104H163ZM168 104H167V103ZM175 102V103H174ZM181 102V103H180ZM200 102V103H199ZM203 102V101H202ZM248 102V103H247ZM249 102H250V104H249ZM19 103V104H18ZM20 103H23L22 105H26L25 107L27 108V110L25 109V107L24 106H21L20 105ZM33 103V104H32ZM52 103V104H51ZM57 104V106H55V104ZM84 105H83V104ZM110 103V104H109ZM150 103H151V105H150ZM163 105H162V104ZM171 103L172 104H174V106L172 105L171 106ZM225 103V104H224ZM251 103L253 104V105H251ZM257 103H259V102H257ZM256 103V104H257ZM28 104V105H27ZM33 106H32V105ZM39 104V105H38ZM65 104V105H64ZM79 104V105H78ZM92 104V105H91ZM166 104H167V107L170 109V110H168V111H170V113L169 112H165V110L167 111V107H166ZM170 104V105H169ZM208 104H210V105H208ZM249 104V105H248ZM7 105V106H6ZM8 105H10V107L8 106ZM19 105V106H18ZM36 106V108H35V106ZM54 105V106H53ZM77 105L79 106L78 108H77ZM87 105V106H86ZM110 105V106H109ZM134 105V106H133ZM189 105H190V108H189ZM206 105H207V107H206ZM220 105V106H219ZM12 106V107H11ZM19 107L18 109H14V108H16V107ZM30 106H32L33 107V109H32V107L30 108ZM41 108V110H40V108ZM52 106V107H51ZM59 106V107H58ZM64 106V107H63ZM70 106V107H69ZM133 106V107H132ZM141 106H142V108H141ZM146 106V107H145ZM148 106V107H147ZM152 108H151V107ZM177 106V107H176ZM194 107V108H192V107ZM254 106L256 107V108H254ZM257 106H258V108H257ZM259 106H262V107H260L259 108ZM57 107L59 108V109H57ZM67 109H66V108ZM88 107H90V108H88ZM99 107V108H98ZM108 107V108H107ZM140 107V108H139ZM150 107V108H149ZM156 107H158V108H156ZM174 107V108H173ZM210 107V108H209ZM218 109L217 111H219V113L216 111V114L214 113L215 111H212L211 110V112L212 113H210L209 111H210V109ZM215 107V106H214ZM220 107V108H219ZM4 108V109H3ZM20 108H21V110H20ZM35 108V109H34ZM47 108V109H46ZM74 108V109H73ZM82 108V109H81ZM106 109V111H104L105 109ZM115 108V109H114ZM136 108V109H135ZM164 108H166V109H164ZM176 108H177V110H176ZM179 108V109H178ZM188 108L189 109H191V112H192V110H193V114H191L190 113V110H188ZM250 108V107H249ZM10 109H12V111H13V113H12V111L10 110ZM24 109V110H23ZM31 109L32 110H34V112H32L31 111ZM39 109V110H38ZM51 109V110H50ZM57 109V110H56ZM78 109V110H77ZM209 109V110H208ZM221 111H220V110ZM236 109V110H235ZM240 109V108H239ZM256 109H260V113H259V110H256ZM18 110H19V112H18ZM37 112H36V111ZM44 110V111H43ZM100 110V111H99ZM136 110H138V111H136ZM144 110V111H143ZM160 110V111H159ZM180 110V111H179ZM182 110H184V112L182 111ZM197 110V109H196ZM235 110V111H234ZM249 110H251L250 112H249ZM7 111H9L8 113H7ZM27 111H29V112H27ZM61 112V113H59V112ZM69 113H68V112ZM76 111H77V113H76ZM113 111H115V112H113ZM117 111V112H116ZM130 111H133L132 112V114H130ZM136 111V112H135ZM140 111V112H139ZM149 113H148V112ZM172 111H174V112H172ZM15 112H17V113H15ZM36 112V113H35ZM71 112V113H70ZM94 112V113H93ZM97 112V113H96ZM99 112V113H98ZM123 112V113H122ZM151 112H153V113H151ZM161 112V113H160ZM165 112V113H164ZM178 114H176V113ZM196 112V113H195ZM12 113V114H11ZM31 113H33V114H31ZM58 113V114H57ZM104 113V114H103ZM114 113V114H113ZM129 113V114H128ZM133 113H134V115H133ZM160 113V114H159ZM174 113H175V115H176V117H175V115H174ZM179 113L181 114V115H179ZM215 115H214V114ZM222 113V114H221ZM249 113H252V114H249ZM256 113H257V117H255L256 116ZM20 116V117H18V115ZM25 114V115H24ZM35 114H37V116H35ZM60 114H61V117H58V116H60ZM67 114H68V116H67ZM71 114V115H70ZM75 114V115H74ZM76 114H78V115H76ZM164 116H163V115ZM166 114H167V116H168V118H167V116H166ZM172 114V115H171ZM183 114L185 115V119L189 116H191L190 118L191 119H193V121H195V123H193L194 125L193 126H191L190 127V131H191V133L194 135L195 134V131H196V134L197 133H203V134H205V135H202V136H204V138L202 137V139L203 140H201V139H198L197 141H195V139H193V141L192 142H190V144H189V146H188V149H187V145L186 144H183L182 142H181V139L179 140V137H177L176 135H173L172 134V132L177 128V127H180V124L182 123L181 121H183ZM188 114H191V115H188ZM211 114V115H210ZM223 114H225V115H223ZM11 115H13L14 117H13V119H12V116ZM34 115V116H33ZM50 115V116H49ZM119 115H120V117H119ZM127 115H129V117L130 116H132V118H131V121L132 122H135V123H132L131 122V124L134 126V127H132V126H130V125H127V124H129L128 122L130 121V119H129V117H126ZM146 115V116H145ZM150 115H152V117L151 118H149L150 117ZM156 115H158V116H156L157 117V119H155L156 117L155 116ZM214 115V116H213ZM217 115H219L222 119H221V121H218L219 119L217 118V117H219V116H217ZM223 117H222V116ZM227 115V116H226ZM255 115V116H254ZM3 118H2V117ZM24 116V117H23ZM30 116V117H29ZM81 116H83V117H81ZM133 116H134V118H133ZM165 117V118H167V120L164 118L163 119V117ZM210 116H213V118H211ZM229 116V120L226 118V117H228ZM250 116H252V117H250ZM9 117H10V121H9ZM48 117V118H47ZM66 117V118H65ZM77 117H78V119H77ZM123 117V118H122ZM162 117V118H161ZM178 117V118H177ZM209 117V118H208ZM219 117V118H220ZM8 120H7V119ZM18 118V119H17ZM20 118V119H19ZM25 119V120H27L26 122H25V120H24V122H23V119ZM57 118L59 119L58 120V122L56 121L57 120ZM62 118H65V119H62ZM74 118V119H73ZM94 118V119H93ZM97 118V119H96ZM115 118H116V120H115ZM120 118V119H119ZM126 118V120H124ZM129 120H128V119ZM139 118L141 119L140 121H139ZM159 118H160V120H159ZM180 118H181V120H180ZM228 120V122H227V120ZM232 118V119H231ZM252 118H254V119H252ZM260 118V119H259ZM4 119V121H5V123L2 121ZM35 119V121H33ZM39 119V120H38ZM70 119H72V121H70ZM93 119V120H92ZM189 118H187V120H188ZM191 119H189V121H187V120H184L183 121V123H192L193 121L191 120ZM204 119V120H205ZM211 119V120H210ZM216 119H218V120H216ZM223 119H224V121L225 122H227L228 124L227 125H229V128L227 127L226 128V126L227 125H225L226 123H222V122H224L223 121ZM249 119H251V121L249 120ZM263 119V120H262ZM20 120V123L18 122ZM44 120H46V121H44ZM75 120V121H74ZM110 120V121H109ZM119 120V121H118ZM122 122H121V121ZM144 122H143V121ZM146 120V121H145ZM163 121V125H162V121ZM174 121V122H172V121ZM178 120H180V122L178 121ZM216 120V121H215ZM259 120V121H258ZM261 120V121H260ZM7 121V122H6ZM44 123H43V122ZM53 121V122H52ZM61 121V122H60ZM96 121V122H95ZM149 121V125L147 124V122ZM160 121H161V123H160ZM167 121V122H166ZM192 121V122H191ZM215 121V122H214ZM249 121V122H248ZM256 121H258V124L260 125V127L257 125V123H255ZM12 122H13V125H12ZM22 122V123H21ZM35 122V123H34ZM56 122V123H55ZM71 124H70V123ZM75 122V123H74ZM78 122V123H77ZM90 122H92V123H90ZM93 122H95V123H93ZM116 122L117 123H119L118 125H121L122 124V126H117L116 125ZM123 122H126V124L124 125V123ZM216 122L218 123L217 125H216ZM223 124H221V123ZM8 123V124H7ZM26 123H27V125H26ZM36 123H38L37 125L39 126H36ZM53 123V124H52ZM67 123H69V124H67ZM121 123V124H120ZM139 123V124H138ZM153 123L154 124H156L155 126L156 127H154L153 126ZM158 123V124H157ZM160 123V124H159ZM165 123V124H164ZM168 123V124H167ZM171 123V124H170ZM178 123H180V124H178ZM249 123V126L248 127H250L251 126V124ZM24 124V125H23ZM55 124V125H54ZM60 124V125H59ZM79 124V125H78ZM93 124H94V126H93ZM95 124H96V126H95ZM102 124V125H101ZM112 124V125H111ZM135 124V125H134ZM141 124H143V125H141ZM178 124V125H177ZM212 124H215L216 126H213V128H212ZM8 125H10V126H8ZM22 125V126H21ZM29 125V126H28ZM49 125V126H48ZM64 125V126H63ZM87 125V126H86ZM109 125H110V127H109ZM145 125H148V126H150L151 127V125H152V127L150 128V129H152L151 131H150V129L147 127V126H145ZM198 125V126H197ZM262 125H264V122L262 123ZM2 126V127H1ZM15 126V127H14ZM17 126H18V129L20 130H17ZM25 126V127H24ZM55 126V127H54ZM76 126V127H75ZM80 126V127H79ZM125 126V127H124ZM130 126V127H129ZM136 126V127H135ZM138 126H139V128H138ZM140 126H141V129H140ZM144 126V127H143ZM157 126L160 128V127H166V129H165V127L161 130V129H158L157 128ZM173 126V127H172ZM197 126V127H196ZM211 127V129H210V127ZM225 126V127H224ZM23 127L25 128V129H23ZM27 127H29L28 129H26ZM46 127V128H45ZM57 127L59 128V129H57ZM64 127H66V129L64 128ZM75 127V128H74ZM85 127V128H84ZM104 127V128H103ZM118 127V128H117ZM130 129H129V128ZM196 128V129H191V128ZM2 128V129H1ZM41 128V129H40ZM51 130H50V129ZM62 128H63V130H62ZM101 128H103V131H101ZM106 128V129H105ZM115 128V129H114ZM132 128L134 129L135 128V131H134V133H133V130H132ZM146 128H148V130L150 131H148V130H146ZM156 128V129H155ZM250 128V129H251ZM10 130V132H11V129H12V133L13 134H11V136H10V133L8 134V132H9V130ZM15 129V130H14ZM44 129V130H43ZM61 129V131H59ZM87 129H88V131H87ZM94 129V130H93ZM119 129V130H118ZM122 129V130H121ZM124 129H125V131H124ZM157 129L160 131L159 132V134H160V136H159V134L157 133L158 131H157ZM164 129L167 131L166 133H165V131H164ZM168 129V130H167ZM202 131V129H205V131L203 132H201L200 130ZM259 130V131H257V132H259V133H256V130ZM261 129V130H260ZM28 131V133H27V131ZM37 130V131H36ZM41 130H43V131H41ZM48 130V131H47ZM54 130H56V132L54 131ZM73 130V131H72ZM75 130V131H74ZM98 130V131H97ZM106 130V131H105ZM131 130H132V132H131ZM198 130H199V132H198ZM247 130V129H246ZM15 131V132H14ZM38 131H39V133H38ZM77 131L79 132V133H77ZM93 131V132H92ZM110 131H112V134L110 133ZM114 131V132H113ZM117 131H120V132H122V133H124V136H123V134L122 133H120V132H117ZM128 131H129V134H128ZM140 131H142V132H140ZM153 131V132H152ZM163 133H162V132ZM208 131H209V133H208ZM213 131V130H212ZM247 131H250L249 130V128H248V130ZM246 131V132H247ZM253 131H254V133H255V135H254V133H253ZM261 131V132H260ZM23 132V133H22ZM51 132V133H50ZM59 132V134L57 135V133ZM75 132V133H74ZM97 132V134L95 135L94 133H96ZM126 132H127V134H126ZM148 132H149V135H148ZM157 134H156V133ZM5 133V134H4ZM15 133H16V135H15ZM19 133H22L23 135H21V134H19ZM42 133V134H41ZM52 133H53V135H52ZM83 133V134H82ZM90 133V134H89ZM109 133V134H108ZM120 133V135L121 136H117V134H119ZM162 133V134H161ZM30 136H29V135ZM45 134V135H44ZM69 134V135H68ZM71 134V135H70ZM79 134V135H78ZM92 134H94V135H92ZM6 137H5V136ZM13 135H15V136H13ZM17 135L19 136V137H21L22 136V138L23 139H21V138H19V137H17ZM28 135V136H27ZM74 135H75V137H74ZM90 135V136H89ZM111 135V136H110ZM130 135H131V137H130ZM148 135V136H147ZM151 135V136H150ZM167 135V136H166ZM172 135V136H171ZM13 136V137H12ZM41 136V137H40ZM79 136V137H78ZM85 137V138H82V137ZM95 138H94V137ZM137 136V137H136ZM152 136H154V137H152ZM176 136V137H175ZM210 136H211V139H213V140H209L210 142H208V141H205L204 142V139H206L205 137H208L209 139H210ZM260 136V137H259ZM17 137V138H16ZM31 137V138H30ZM45 138V139H42V138ZM48 137V138H47ZM52 137V138H51ZM54 137V138H53ZM56 137V138H55ZM97 137V138H96ZM108 137H110L109 139H108ZM118 137V138H117ZM124 139H123V138ZM128 137V138H127ZM142 137V138H141ZM147 137H148V140H147ZM150 137H152V138H150ZM264 137V136H263ZM9 138V139H8ZM19 138V139H18ZM71 138V139H70ZM130 138V140H132L133 142H131V141H129V142H127L128 141V139ZM157 138V139H156ZM173 138V139H172ZM176 138H178V140H176ZM246 138H247V136H246ZM254 138H255V140L258 142V139L260 140L259 142H261L262 141V139H263V141L260 143V146L262 145V148H260V147H258L259 148V150H257V151H254L253 150V148L254 149H256L255 148V146L257 145V146H259V142L257 143V142H255V140H254ZM258 138V139H257ZM21 139V140H20ZM26 139V140H25ZM42 139V140H41ZM47 139H48V141H47ZM63 139V140H62ZM74 141H73V140ZM83 139V140H82ZM106 139V140H105ZM112 139V140H111ZM135 139H138V140H135ZM144 140V139H146V143L144 142V144L145 145H143L142 146V140ZM149 139H151V140H149ZM155 139V140H154ZM13 140V141H12ZM23 140V141H22ZM55 140V141H54ZM81 140V141H80ZM94 143V145L92 144V142ZM97 140V141H96ZM109 140V141H108ZM175 140V141H174ZM200 140V143H198V141ZM3 141V142H2ZM7 141V142H6ZM18 141V142H17ZM90 141V142H89ZM105 141V142H104ZM121 141H124V142H122L121 143ZM134 141H135V143H134ZM145 141V140H144ZM151 141V142H150ZM167 141L168 142H170V144H171V142L172 141H174V142H172L173 144H171L170 146H172V148L170 147V146H166L167 144L169 145V143H167ZM177 141H178V143H177ZM9 142V143H8ZM12 142V143H11ZM17 143V144H14V143ZM19 142H22L21 143V145H20V143ZM44 142L46 143V144H44ZM52 142H53V144H52ZM63 144H62V143ZM98 142H99V145H98ZM112 144H111V143ZM118 142H119V144H118ZM140 142H141V145H140ZM151 143V146H150V144L149 143ZM179 142H180V147H179ZM194 142H197L198 144H197V146L199 145V144H202L201 146L199 145L198 146V148H196V143H194ZM218 142V143H217ZM226 142H227V144H226ZM230 142V143H229ZM252 142H254V143H252ZM24 143V144H23ZM89 143V144H88ZM97 143V144H96ZM128 143V144H127ZM130 143H132V145H134V146H136V149H139V150H136L135 149V147L134 146H132ZM156 143V144H155ZM166 143V145H164ZM175 143V144H174ZM204 143H206V144H204ZM209 143V144H208ZM12 144H14L15 145V147H13V145ZM35 144V145H34ZM37 144V145H36ZM79 144H80V146H79ZM121 144H123V145H121ZM124 144H125V146H124ZM138 144H139V147H138ZM149 144V146H147ZM159 144H160V146H159ZM161 144H162V147H161ZM178 144V145H177ZM195 144V145H194ZM212 146H211V145ZM219 144L220 145H222V146H219ZM251 144V145H250ZM28 145V146H27ZM34 145V146H33ZM59 145H61V147L59 146ZM88 145H90V146H88ZM112 145V146H111ZM128 145V146H127ZM131 145V146H130ZM191 145H194V146H191ZM207 145H209V146H207ZM227 145V146H226ZM251 147H250V146ZM47 146H49V147H47ZM56 146H58L57 148H56ZM95 146H96V149H94L95 148ZM119 146H121L120 148H121V150H120V148H119ZM123 146V147H122ZM145 146V147H144ZM176 146V147H175ZM178 146V147H177ZM202 146L206 149V151H205V149H204V151H205V153L208 151V157H205L206 156V154H204L203 153V150H202ZM256 146V147H257ZM8 147V148H7ZM19 148V150H18V152H17V149ZM25 147V148H24ZM75 147H77V149H76V151H75ZM90 147H91V149H90ZM104 147V148H103ZM114 147V148H113ZM127 149H126V148ZM132 149H131V148ZM153 147V148H152ZM164 147H166V148H164ZM170 147V149L171 150H168L167 148H169ZM182 147V148H181ZM189 147H190V149H189ZM195 147V148H194ZM210 147V148H209ZM215 147H217V148H214ZM224 147V148H223ZM229 147H230V150H228L229 149ZM249 147V148H248ZM4 148V149H3ZM6 148V149H5ZM34 148V149H33ZM38 148V149H37ZM47 148V149H46ZM50 148V151L48 150ZM65 148V149H64ZM74 148V149H73ZM78 148H81V149H79L78 150ZM98 148V149H97ZM107 148L109 149V150H107ZM125 148V149H124ZM145 148V149H144ZM175 148H176V150H175ZM184 148H186V149H184ZM194 148V149H193ZM208 148V149H207ZM211 148L213 149V150H215L214 152H211V151H213V150H211ZM257 148V149H258ZM9 149H11V150H13V151H11V150H9ZM26 149H27V152H26ZM31 149V150H30ZM94 149V150H93ZM113 149H115V150H113ZM135 149V150H134ZM142 149V150H141ZM166 152V154H165V152L163 151V150ZM193 149V150H192ZM195 149H197L198 151H200V150H202V152H200V154H199V152L198 151H196ZM65 150V151H64ZM85 150H86V152H88V155H87V153L85 152ZM106 150L107 151H109V152H106ZM111 150H112V152H111ZM154 150V153H153V155H152V153H151V151H153ZM157 150H159V151H157ZM173 150V151H172ZM186 150H190V153L192 154H190V155H188V153H186ZM221 150H222V152H221ZM226 150V151H225ZM229 152H228V151ZM32 151V152H31ZM61 151V152H60ZM63 151V152H62ZM73 151V152H72ZM80 153H79V152ZM118 153H117V152ZM120 151H121V153H120ZM126 151H130V152H126ZM132 151V152H131ZM138 151V152H137ZM177 152L178 153V156H176V154L174 153V152ZM194 151V152H193ZM219 151V152H218ZM250 151H251V153L253 154V155H251V153H250ZM41 152V153H40ZM77 153V154H75V153ZM103 152V153H102ZM135 152V153H134ZM141 152V153H140ZM160 154H159V153ZM164 152V153H163ZM174 154H173V153ZM187 152H189V151H187ZM209 152H210V155H213V157L215 158H211V157H209L210 155H209ZM233 152V151H232ZM256 152H257V155L259 156V158H256V159H254L255 157H257V156H254V153L256 154ZM4 153H6V155L4 154ZM14 153V154H13ZM17 153V154H16ZM19 153H20V155H19ZM59 153H61V154H59ZM74 153V154H73ZM78 153H79V155H78ZM111 155H110V154ZM126 153H127V155H126ZM130 153H132V154H130ZM143 153H144V155H143ZM202 153H203V155H202ZM212 153H214V154H212ZM226 153V154H227ZM27 154H28V156H27ZM36 154V155H35ZM43 154H44V157H43ZM63 154V155H62ZM85 154V155H84ZM117 156H115V155ZM122 154V155H121ZM129 154V155H128ZM180 154V155H179ZM181 154L183 155H185V154H187L188 155V157L186 156V159L185 160H182V159H180L179 157H181ZM194 154H196L195 155V157H194ZM200 156H199V155ZM219 155L220 157L217 159V155ZM226 154H222V155H226ZM232 154V153H231ZM3 155V156H2ZM5 155V156H4ZM12 155V156H11ZM13 155H17L15 158L17 159H15L14 157H13ZM32 155V156H31ZM40 155V156H39ZM49 155V156H48ZM61 155L64 157V158H62L61 157ZM76 155V156H75ZM110 157H109V156ZM133 155V156H132ZM163 157H162V156ZM174 155V156H173ZM205 155V156H204ZM215 155V156H214ZM7 156V158H5ZM66 156V157H65ZM68 156V157H67ZM72 156V157H71ZM73 156H74V158H73ZM79 156V157H78ZM83 156V157H82ZM139 156V157H138ZM156 156V157H155ZM157 156H158V158H157ZM173 156V157H172ZM197 156V157H196ZM202 156H204L203 158H202ZM253 157V159L252 158H249V157ZM261 156H263V157H261ZM20 157H22L21 159H20ZM88 157V158H87ZM90 157V158H89ZM119 157L121 158L120 159V161L118 162V159H119ZM165 157V158H164ZM171 157H172V159H171ZM233 157V156H232ZM248 157V158H247ZM34 158V159H33ZM52 158V159H51ZM80 158H83V160H81ZM85 158V159H84ZM92 158V159H91ZM94 158V159H93ZM124 158H126L127 160H125ZM134 158V159H133ZM146 158H148V160H146ZM192 158V159H191ZM198 159V161L197 160H194V159ZM201 158L203 159L202 161H201ZM209 158H211V159H209ZM260 158H262V159H260ZM12 159V160H11ZM15 159V160H14ZM30 159V160H29ZM46 161H45V160ZM62 159H64V161H61ZM80 159V160H79ZM157 159V160H156ZM166 159V160H165ZM220 159L218 160V161H220ZM235 159H237V157L235 158ZM258 159H260V162L262 161V163H260L259 162V160ZM33 160V161H32ZM39 160V161H38ZM54 160H56V161H54ZM68 160V161H67ZM76 160H78V161H76ZM87 160V161H86ZM122 160V161H121ZM175 160V161H174ZM182 160V161H181ZM188 160H190V161H188ZM238 160V159H237ZM237 160H234V161H237ZM258 160V161H257ZM8 161V162H7ZM14 161H16V162H14ZM18 161V162H17ZM19 161H22L21 163H23L24 164V166H23V170H21L20 168H21V165L22 164H20L19 163ZM28 161H30V162H28ZM34 161H36V162H34ZM43 161V162H42ZM66 161V162H65ZM79 161H81V162H79ZM84 161V162H83ZM146 161H147V163L149 164H147L146 163ZM163 161H165V162H163ZM176 161H178V162H176ZM185 161V164H187V170H185L184 168H182V167H180L181 165H179V164H182V162H184ZM195 161H197V162H199V161H201V162H204L203 164L201 163V162H199L198 164H200L201 165V167H200V165H199V167L198 168H196V167H192L193 166V163H196ZM214 161V162H215ZM3 162V163H2ZM10 162H12L11 164H10ZM29 164H28V163ZM47 162V163H46ZM50 162V163H49ZM62 162H64V163H68V165H65L64 163L62 164H60V163ZM69 162L71 163V164H69ZM85 163V165L83 164V163ZM121 162V163H120ZM132 162V163H131ZM145 162V163H144ZM160 162H161V164H160ZM170 162H172L170 165H169V163ZM175 162V163H174ZM187 162V163H186ZM17 163V164H16ZM31 163V164H30ZM45 163V164H44ZM59 163V164H58ZM79 163H81V168H79L80 166V164ZM6 164H7V166H6ZM8 164H9V166H8ZM48 164V166H46ZM75 164V165H74ZM79 164V165H78ZM91 164V165H90ZM120 164H122V165H120ZM142 164V165H141ZM174 164H177V166L176 165H174ZM14 165H15V167H14ZM32 165V166H31ZM43 165H45V166H43ZM52 165H55V166H53L52 167ZM60 165H62V166H60ZM65 165V166H64ZM78 167H77V166ZM105 165H106V167L107 168H105ZM108 165H111V166H109L108 167ZM114 165V166H113ZM124 165V166H123ZM134 165V166H133ZM156 167H155V166ZM174 166V168L176 169H174V172L175 171H177V172H175L174 174L170 171L171 169H172V171H173V168H171V167H173ZM178 165H179V167H178ZM20 166V167H19ZM31 166V167H30ZM39 166V167H38ZM74 166H76V167H74ZM83 166V167H82ZM85 166V167H84ZM122 166V167H121ZM167 166V167H166ZM170 166V167H169ZM195 166V165H194ZM196 166H198V165H196ZM257 166H259L258 168H257ZM3 167H4V169H3ZM37 169H36V168ZM60 167H61V169H60ZM103 167V168H102ZM110 167H112V170H113V168H114V170L112 171V170H110L111 168ZM125 167H126V170H125ZM153 167H155L154 169H153ZM161 167H163V168H161ZM192 168V169H194V170H192L191 171V173L193 172V173H195V172H197L198 171V169H199V172H200V170L201 171H203V172H201V174L199 173V172H197V173H195L196 175H194L193 176V174L192 175H189V174H191L189 171L191 170L190 168ZM203 167V168H202ZM253 168L254 167V172L256 171L255 169L257 168V171H256V175L252 172L253 171V169H251V168ZM29 168V171L27 172V169ZM48 168V169H47ZM62 168H64V169H62ZM83 168V169H82ZM97 168V169H96ZM129 168V169H128ZM140 168V169H139ZM150 168V169H149ZM166 168H168V169H166ZM171 168V169H170ZM177 168H180V170L179 169H177ZM181 168H182V170H181ZM202 168V169H201ZM249 168V169H248ZM34 169V170H33ZM77 171H79V172H77ZM86 169H87V171H86ZM96 169V170H95ZM98 169H100V170H98ZM105 169V170H104ZM120 171H119V170ZM121 169H122V171H121ZM131 169V170H130ZM161 169V170H160ZM216 169H218V168H216ZM3 170V171H2ZM13 170V171H12ZM25 170V171H24ZM37 170H39V172L37 171ZM61 170H63V172L61 171ZM65 170V171H64ZM68 170V171H67ZM82 170V171H81ZM91 170V171H90ZM97 170H98V172H97ZM107 170V171H106ZM108 170H109V173H107L108 172ZM154 170H156V171H154ZM164 170V171H163ZM167 170V171H166ZM16 171V172H15ZM20 171V172H19ZM23 171H24V174H23ZM61 171V172H60ZM75 171L77 172L76 174H75ZM85 171V173L86 174H84L83 172ZM89 171V172H88ZM93 171V172H92ZM103 171V172H102ZM116 171V172H115ZM132 171V172H131ZM142 171V172H141ZM182 171V172H181ZM184 171H186V172H188V175H187V173L185 172L184 173ZM206 171L208 172L207 174H205L206 173ZM223 171V170H222ZM250 173H249V172ZM264 171V170H263ZM8 172H10L11 173V175H9L10 173H8ZM34 173V174H31V173ZM81 172H82V174H81ZM88 172V173H87ZM91 172V173H90ZM99 172H101V173H99ZM106 172V173H105ZM113 172V173H112ZM120 172H121V174H120ZM130 172H131V174H130ZM152 172V173H151ZM158 173L156 176L158 177L159 175L161 176H159V180H157L159 183H158V185H157V181H156V176H155V174L156 173ZM170 172L173 174H171V176H170ZM205 172V173H204ZM209 172H211V173H209ZM218 172H219V170H218ZM217 172V173H218ZM236 171H234V173H235ZM260 172V174H258V173ZM4 173V174H3ZM7 173V174H6ZM30 173L33 177H35V178H31L32 176H30V174H29V178L30 179H32V180H34V179H36V180H34L35 182L37 181L38 183H35L34 181H32V180H30V179H28V174ZM41 173H42V175H44V177L41 175ZM90 173V174H89ZM177 173V175L175 176V174ZM219 173H221V172H219ZM234 173H233V175H234ZM252 173V174H251ZM78 174V175H77ZM145 174V175H144ZM179 174V175H178ZM205 174V175H204ZM213 175V177H214V179H212L213 177L211 176V175ZM236 174V173H235ZM248 174H249V176H250V174H251V177H248ZM255 176H254V175ZM20 175H24V177H23V180L24 181H22V177L20 176ZM25 175H27V178H26V176ZM36 175H40V176H42V177H36ZM76 176L77 175V177H73V176ZM131 175V176H130ZM163 175L164 176H166V177H163ZM184 175V177H182ZM185 175H187V176H185ZM199 175V176H198ZM204 175V177H202ZM208 175V176H207ZM50 176H51V179H50ZM59 176H60V178L62 179V180H60V178H59ZM72 176V177H71ZM79 176V177H78ZM106 176H108L109 177V179L107 178V181H108V183H107V181H105L106 180ZM126 176H127V178H126ZM153 176V177H152ZM176 177V179H175V177ZM191 176H193L194 177V179H193V177H192V181H194V182H192V181H189L190 183H186L187 182V180L189 179V178H186V177H191ZM211 178H210V177ZM254 176V177H253ZM258 176V177H257ZM18 177V178H17ZM114 177V178H113ZM120 177V178H119ZM128 177H130V178H128ZM155 177V178H154ZM179 177V178H178ZM180 177H182V178H180ZM261 177V178H260ZM38 178V179H37ZM68 178H69V180H68ZM132 178H134V180L132 179ZM143 178V179H142ZM167 178V179H166ZM171 178H173V182H172V179ZM184 178H186L185 180H183ZM202 178H206V180L204 179L203 180V183H204V188H200V190H198V193L195 195L194 193H196L197 191H194L195 189L197 190V189H199V186H200V184L198 185V183H202ZM249 178V179H248ZM8 179H10V180H8ZM42 181H41V180ZM66 179V180H65ZM94 179V180H93ZM101 179V180H100ZM105 179V180H104ZM113 181H112V180ZM114 179H116V180H114ZM120 179V180H119ZM128 179H130V180H128ZM158 179V178H157ZM179 180L180 181V183L183 185H181V184H178L179 183V181L176 183V182H174L175 180ZM200 179V180H199ZM211 181H209V180ZM214 181H212V180ZM246 179H248V180H246ZM253 179V180H252ZM26 180V181H25ZM32 181L34 184H35V186L32 184V183H30V181ZM54 180V181H53ZM67 180H68V182L69 181H71L72 182V184H71V182H69V183H67ZM80 180V181H79ZM103 180H104V182L105 183H107L106 185L104 184L103 186H102V184H103ZM189 180H191V179H189ZM196 180V181H195ZM199 180V181H198ZM260 180V181H259ZM4 181V182H3ZM29 181V184L27 183ZM45 183H44V182ZM96 181V182H95ZM168 181V182H167ZM183 181H185V183L187 184V185H191V187H188L187 185H185V183L183 182ZM198 181V182H197ZM209 183H208V182ZM258 181V182H257ZM13 182V183H12ZM17 184H16V183ZM20 182V183H19ZM40 182H42L43 184H41ZM74 182H75V184H74ZM85 182V183H84ZM95 182V183H94ZM110 182V183H109ZM170 182V183H169ZM4 183H5V185H4ZM9 183V184H8ZM22 183V184H21ZM81 183H83V184H81ZM94 184V186H92L93 184ZM97 183V184H96ZM175 183V184H174ZM196 183V184H195ZM251 183H252V187H251ZM8 186H10L9 187V189L7 188V185ZM11 184H12V186H11ZM25 184V185H24ZM40 186H42V187H40ZM48 184V185H47ZM50 184H51V186L53 187H50ZM70 184H71V187H70ZM77 184H78V186H77ZM164 184V185H163ZM167 184V185H166ZM173 184V185H172ZM263 186H262V185ZM24 185V186H23ZM27 185V186H26ZM30 185H32V186H30ZM45 185V186H44ZM80 185H84L85 186V188H82V186H80ZM90 185V186H89ZM110 185H112V186H110ZM158 187H157V186ZM166 185V186H165ZM176 186L175 188H173V187H170V186ZM179 185V186H178ZM248 185H250V187H248V189H247V186ZM83 186V187H84ZM96 186V187H95ZM116 186V187H115ZM169 188H168V187ZM182 188H181V187ZM185 186V187H184ZM224 186H226L227 187V184H225ZM13 187H14V189H13ZM36 187V188H35ZM44 187V188H43ZM66 187V188H65ZM87 187V188H86ZM94 187V188H93ZM153 187H155L154 189H153ZM157 187V188H156ZM160 187H162L161 189H160ZM166 187V188H165ZM184 187V188H183ZM263 187V188H262ZM23 188V189H22ZM33 188V189H32ZM40 188H42V189H40ZM63 188H65V189H63ZM81 188V189H80ZM93 188V189H92ZM109 188V189H108ZM113 188V189H112ZM128 188V189H127ZM143 188V189H142ZM171 188H173V189H175V190H172ZM178 188V189H177ZM261 188H262V192L259 194L258 192H260L259 190H261ZM21 189V190H20ZM37 189H39V191L37 190ZM86 189V190H85ZM157 189V190H156ZM211 189V190H210ZM251 189V190H250ZM252 189H254L253 191H252ZM258 189V190H257ZM15 190V191H14ZM20 190V191H19ZM29 192H34L35 194L34 195H32L31 193H29L28 194V191ZM34 190H36V192L34 191ZM73 190V191H72ZM77 192H76V191ZM167 190V191H166ZM186 190V191H185ZM250 190V191H249ZM256 190H257V192H256ZM7 191V192H6ZM13 191V192H12ZM85 191V192H84ZM99 191V192H98ZM176 193H175V192ZM253 193H252V192ZM51 192H52V194H51ZM66 192V193H65ZM71 192V193H70ZM73 192H75V193H73ZM98 192V193H97ZM124 192V193H123ZM128 192V193H127ZM154 192V193H153ZM180 192V193H179ZM17 193V194H16ZM24 193V194H23ZM42 194V197L41 196H39L38 194ZM69 193V194H68ZM102 193V194H101ZM110 193V194H109ZM144 193H148L147 194V196L149 197H147V196H145L146 194H144ZM183 193V194H182ZM2 194V195H1ZM15 194V195H14ZM40 194V195H41ZM144 194V195H143ZM154 195V196H152L151 197V195ZM160 194V195H159ZM163 194V195H162ZM206 194V195H205ZM35 195L38 197H40V199H41V201H39L40 199H39V197H38V199L39 200H37V197H36V200L34 199L35 198ZM84 195V196H83ZM108 195V196H107ZM187 195V196H186ZM195 195V197H193ZM199 195V196H198ZM212 195V196H211ZM34 197V198H31V199H29L30 197ZM44 196V197H43ZM83 196V197H82ZM143 196H144V198L145 199H143ZM170 196V197H169ZM171 196H173V197H171ZM178 196V197H177ZM197 196L199 197L198 199H197ZM209 196V197H208ZM211 196V197H210ZM245 196V197H244ZM252 196H255V197H252ZM263 196V197H262ZM25 197V198H24ZM54 197V198H53ZM85 197L87 198V199H85ZM108 197V198H107ZM22 200H21V199ZM44 198V199H43ZM162 198H164V199H162ZM190 198H191V200H190ZM254 198V199H253ZM80 199V200H79ZM178 199V200H177ZM201 199H204L205 200V203H206V205H205V203H203L204 202V200H202L201 201ZM232 199H235V200H237V201H239V206H234V208L232 207H230V202H231V200ZM25 200V201H24ZM57 200V201H56ZM133 200V201H132ZM138 200V201H137ZM141 200H143V202H141ZM147 200V201H146ZM157 200V201H156ZM180 200V201H179ZM215 200V201H214ZM248 200V201H247ZM253 200V201H252ZM255 200H256V202L257 203H255ZM20 201V202H19ZM30 201V202H29ZM34 201H35V203H34ZM37 201H39V202H37ZM63 201V202H62ZM92 201V202H91ZM131 201V202H130ZM138 203H137V202ZM145 201V202H144ZM156 201V202H155ZM165 203H164V202ZM171 201V202H170ZM187 201V202H186ZM207 201V202H206ZM33 202V204H30V203H32ZM37 202V203H36ZM42 204H41V203ZM49 202H50V204L51 205H53V207L52 206H50V204H49ZM70 202H72L71 204H70ZM74 202V203H73ZM78 202H79V204H78ZM87 202V203H86ZM130 202V203H129ZM135 204H134V203ZM213 202V203H212ZM226 202H228V203H226ZM12 203V204H11ZM14 203V204H13ZM20 203V204H19ZM27 203V204H26ZM40 204V205H42V206H38L37 204ZM120 203V204H119ZM131 203H133L132 205H131ZM143 203H145V204H143ZM199 203V204H198ZM248 203V204H247ZM251 204V206H250V204ZM25 204V205H24ZM75 204V205H74ZM127 204V205H126ZM140 204V205H139ZM177 204V205H176ZM184 204V205H183ZM188 204V205H187ZM215 204V205H214ZM244 204V205H243ZM34 205H35V207H34ZM45 205V206H44ZM64 205H67L66 207H64ZM70 205V206H69ZM74 205V206H73ZM120 205V206H119ZM142 205V206H141ZM152 205V207H150ZM174 205V206H173ZM198 205V206H197ZM199 205H200V207H199ZM205 205V206H204ZM212 205V206H211ZM27 206V207H26ZM33 206V207H32ZM71 206L73 207V208H71ZM111 206V207H110ZM119 206V207H118ZM158 206V207H157ZM204 206V207H203ZM225 206V207H224ZM261 206V207H260ZM26 207V208H25ZM30 207H32V208H30ZM38 207H41L40 209L38 208ZM49 207H51V208H49ZM166 207V208H165ZM180 207V208H179ZM207 207H208V210H207ZM244 209H243V208ZM29 208V209H28ZM33 208H37L36 210L35 209H33ZM44 208V209H43ZM53 208V209H52ZM56 208H57V211H56ZM64 208H66V210L64 209ZM118 208H119V210H118ZM178 208V209H177ZM203 208H204V210H203ZM8 209V210H7ZM26 209V210H25ZM28 209V210H27ZM47 209V210H46ZM62 209H64L65 210V212H64V210H62ZM136 209H139L138 210V212H137V210ZM181 209V210H180ZM240 209V210H239ZM246 209V210H245ZM249 209V210H248ZM253 209V211L255 212H251V210ZM32 210V211H31ZM50 210V211H49ZM56 212H55V211ZM62 210V211H61ZM69 210V211H68ZM78 210H79V212H78ZM248 210V212H246ZM256 210H257V212H256ZM23 211V212H22ZM37 211H38V213H37ZM47 211L49 212V213H47ZM139 211H141V212H139ZM162 211V212H161ZM196 211H197V213H196ZM201 211V212H200ZM244 211V212H243ZM4 212V213H3ZM13 212V213H12ZM17 212V213H16ZM20 212V213H19ZM41 212V213H40ZM42 212H44V213H42ZM61 212H63V213H65L64 215H63V213L61 214ZM108 212V213H107ZM179 212V213H178ZM206 212V213H205ZM229 212V213H228ZM246 212V213H245ZM249 212H251L250 214H249ZM31 213V214H30ZM57 213H58V215H57ZM75 213V214H74ZM107 213V214H106ZM189 213V214H188ZM257 213V214H256ZM259 213V214H258ZM14 214V215H13ZM42 214H43V216H42ZM44 214H46V216L44 215ZM48 214V215H47ZM103 214H104V216H103ZM106 214V215H105ZM194 214H196V215H194ZM236 214L239 216H236ZM254 214H256V215H254ZM3 215V216H2ZM35 215H36V217H35ZM49 215H51V216H49ZM60 215V216H59ZM69 215H71V216H69ZM74 215H75V217H74ZM103 217H102V216ZM166 215H167V217H166ZM177 215V216H176ZM221 215V216H220ZM248 215V216H247ZM8 216V217H7ZM48 216V217H47ZM67 216H69V217H67ZM77 216V217H76ZM185 216H187V217H185ZM223 216H227V218H225V217H223ZM243 217V220H242V217ZM251 216L253 217V219H251ZM23 217V218H22ZM100 217V219H99V221L97 220V218H99ZM105 217V218H104ZM142 217V218H141ZM219 217H220V220H219ZM237 217V218H236ZM245 217H246V219H245ZM263 217V218H262ZM52 218H54V219H52ZM102 218H104V219H102ZM185 218H187V219H185ZM220 221H217V219ZM240 218V219H239ZM38 219V220H37ZM41 219H45L44 221L43 220H41ZM62 219V220H61ZM66 221H65V220ZM213 219H215L214 221H213ZM224 219V220H223ZM238 219V220H237ZM26 220V221H25ZM30 220H32V221H30ZM52 220V222H50ZM54 220V221H53ZM58 220V222H57V224H56V221ZM203 220V221H202ZM211 220L213 221V222H211ZM240 220V221H239ZM249 220H250V222H249ZM255 220V221H254ZM258 220V221H257ZM29 221H30V223H29ZM98 221V222H97ZM102 221V222H101ZM155 222V224H154V222ZM209 221H210V223H209ZM216 221H217V223H220L219 225L216 223ZM239 223H238V222ZM252 221V222H251ZM257 221V222H256ZM44 222H46V224L44 223ZM60 222H62V223H60ZM66 222V223H65ZM73 222V223H72ZM90 222V223H89ZM96 222V223H95ZM187 222V223H186ZM190 222V223H189ZM199 222L200 223H202V225L203 226H201L200 224H199ZM217 224V227H216V229H213V228H215V226L214 225H216L215 223ZM223 222V223H222ZM149 223H150V226H148L149 225ZM152 223H153V225H152ZM214 223V224H213ZM237 223L239 224V225H237ZM263 223V224H262ZM4 224V226H2ZM54 224L55 225H58V226H54ZM59 224H61L62 225V228H60L61 226L59 225ZM64 224V225H63ZM86 224H92V225H86ZM101 226H100V225ZM147 224V225H146ZM156 224H157V226H156ZM212 224V225H211ZM32 225L33 226H35V227H32ZM43 227H42V226ZM94 225V226H93ZM95 225H97L98 227H96ZM159 225V226H158ZM205 225V226H204ZM207 225H209V226H207ZM29 226V227H28ZM41 226V227H40ZM49 226V227H48ZM67 226V227H66ZM71 227V228H69V227ZM73 226V227H72ZM88 226H91V228L90 227H88ZM188 226V230L186 229V227ZM214 226V227H213ZM230 226V227H229ZM234 228H233V227ZM236 226H237V228H236ZM39 227V228H38ZM45 227V228H44ZM60 228L59 229V231H58V229L57 228ZM79 227H81V229H82V231H83V236L81 235L82 233V231L79 229ZM86 227V228H85ZM87 227H88V229H87ZM108 227V228H107ZM153 229H152V228ZM204 227V228H203ZM211 227H213V228H211ZM253 227V228H252ZM50 228V229H49ZM105 228V229H104ZM150 228H151V231H149L148 232V230H150ZM213 229V230H215L216 231V233L219 235V237H218V235L216 234V233H213L212 234V236L211 237H209V235H207V238H208V240H207V238H206V235H204L203 233H201V232H199V230L198 229H200V231H202V232H204V229H205V234H210L211 235V231L213 232V230H211V229ZM232 228V229H231ZM250 228H252V229H250ZM29 229H31V230H29ZM37 229V230H36ZM40 229V230H39ZM52 229V230H51ZM57 229V230H56ZM68 229V230H67ZM218 229V230H217ZM235 229V230H234ZM237 229H239V230H237ZM80 230V231H79ZM86 230V231H85ZM94 230V231H93ZM154 230V231H153ZM185 230V231H184ZM208 230V231H207ZM231 230V231H230ZM246 230V231H245ZM2 231V232H1ZM49 231H53V232H49ZM57 231V232H56ZM64 233H63V232ZM113 231V232H112ZM214 231V232H215ZM224 231V232H223ZM263 231V232H262ZM54 232H56V233H54ZM72 232H73V234H72ZM85 232V233H84ZM104 232V233H103ZM105 232H106V234H105ZM158 232V233H157ZM31 233H33V235L34 236H32V234ZM44 233V234H43ZM53 233H54V235H53ZM59 233V234H58ZM61 233H63L64 234V237L61 235ZM78 233V234H77ZM93 233H94V235H93ZM115 233V234H114ZM146 233V234H145ZM170 233V234H169ZM191 233V234H190ZM198 233V234H197ZM203 234V236H201L200 234ZM30 234V235H29ZM38 234H39V236H38ZM50 236H49V235ZM75 234H76V236H75ZM80 234V235H79ZM138 234V235H137ZM140 234V235H139ZM148 234V235H147ZM185 234V235H184ZM197 234V235H196ZM251 234V235H250ZM259 234H260V236H259ZM44 235V236H43ZM71 236L72 235V237H68V236ZM79 235V236H78ZM119 235V236H118ZM121 235V236H120ZM6 236V238H4V237ZM9 236V237H8ZM88 236V237H87ZM110 236V237H109ZM197 236H198V239L200 240H198L197 239ZM199 236H200V238H199ZM215 236H217V237H215ZM252 236V237H251ZM1 237H3L2 239H1ZM32 237V238H31ZM47 237H49V238H47ZM83 237H84V240H82L83 239ZM86 237V238H85ZM138 237H140V238H138ZM163 237V238H162ZM182 237V238H181ZM192 237V238H191ZM205 237V238H204ZM248 237H250V238H248ZM20 240H19V239ZM51 238H54V243H53V239H51ZM75 238H77V239H75ZM79 238H81V240L79 239ZM180 238V239H179ZM211 238V239H210ZM258 238H260V241H259V239ZM5 239H7V242L9 243V247L7 246L8 245V243H6V240L4 241ZM11 239V240H10ZM41 239V240H40ZM79 239V240H78ZM140 239V240H139ZM48 242H47V241ZM60 240V241H59ZM63 240V241H62ZM69 240H70V243H69ZM87 240V241H86ZM126 240V241H125ZM135 240V241H134ZM199 242H198V241ZM212 240V241H211ZM20 241H21V243H20ZM50 241V242H49ZM74 241V242H73ZM84 241V242H83ZM139 241H140V243H139ZM147 241V242H146ZM183 241V242H182ZM185 241V242H184ZM203 241V242H202ZM209 241V243H206V242H208ZM29 242V243H28ZM60 242H62V243H60ZM68 242V243H67ZM180 242V243H179ZM224 244H223V243ZM246 242V243H245ZM256 242V243H255ZM4 243H6V244H4ZM17 243V244H16ZM23 243H24V245H23ZM64 243H65V245H64ZM76 243H77V245H76ZM123 243V244H122ZM126 243H128V244H126ZM135 243V244H134ZM139 243V244H138ZM176 243H178V244H176ZM187 243H190L189 245L191 246H189ZM195 243H196V245H195ZM205 243H206V245H205ZM217 243H219L218 245H217ZM233 243H236L235 244V246H234V244ZM248 243V244H247ZM262 243V244H261ZM15 244V245H14ZM93 244V245H92ZM107 244V245H106ZM141 244V245H140ZM194 244V245H193ZM202 244H204V245H202ZM208 244V245H207ZM212 244H213V247H211L212 246ZM214 244H215V246H214ZM13 245V246H12ZM19 247H18V246ZM50 245H52L51 247H50ZM55 245V246H54ZM76 245V246H75ZM132 245V246H131ZM263 245V246H262ZM5 246H7L6 248H4ZM17 246V247H16ZM27 246H28V248H27ZM36 246H38V247H36ZM87 246H88V248H87ZM135 246V247H134ZM203 246V247H202ZM233 246V247H232ZM263 248H262V247ZM11 247V248H10ZM16 247V248H15ZM31 247H35V248H31ZM67 247V248H66ZM69 247V248H68ZM75 247V248H74ZM118 247H120L119 249H118ZM138 247V248H137ZM177 247V248H176ZM188 247V248H187ZM232 247V248H231ZM245 247V248H244ZM247 247V248H246ZM18 248V249H17ZM25 248V249H24ZM40 248H42L43 250H45V252L44 251H42ZM58 248H60V249H58ZM127 249V250H125L124 251V249ZM222 248H224V251L222 252ZM229 248H230V250H229ZM16 249V250H15ZM27 249H29V250H27ZM38 251H37V250ZM63 249V250H62ZM176 249L179 251H177V252H175L176 251ZM180 249V250H179ZM193 249L195 250V251H193ZM233 249V250H232ZM261 249H263L262 251H260ZM3 250V251H2ZM10 250H12V252L10 251ZM31 250H33V251H31ZM37 251V253L36 252H34V251ZM44 253H42L41 251ZM63 252H62V251ZM66 250V251H65ZM76 250V251H75ZM191 252H190V251ZM226 250V251H225ZM15 251V252H14ZM49 252L47 255H49L50 254V256H51V258H50V256H47V257H49V258H43V257H46L45 255H46V253L47 252ZM52 251V252H51ZM57 251V252H56ZM61 251V252H60ZM110 251V252H109ZM121 251V252H120ZM127 251V252H126ZM186 251V252H185ZM29 252V254H31L30 256H29V254H27ZM30 252H33V253H36V255H34V254H32V253H30ZM40 252V253H39ZM65 252V253H64ZM66 252H67V254H66ZM97 252V253H96ZM120 252V253H119ZM124 252V253H123ZM181 252V253H180ZM228 252V253H227ZM253 252V253H252ZM255 252V253H254ZM259 253V254H257V253ZM16 253H17V255H16ZM42 253V254H41ZM54 253V254H53ZM55 253L57 254V255H55ZM123 253V254H122ZM189 253V254H188ZM218 253L220 254V255H218ZM9 254L11 255V257H12V259H10L11 257L9 256ZM14 254V255H13ZM21 255V258H20V255ZM40 254H41V256H40ZM173 254V255H172ZM175 254V255H174ZM213 254H215V255H213ZM240 254V255H239ZM1 255H0V264H5V262H4V260H2L3 258L1 257ZM28 255V256H27ZM64 255V256H63ZM119 255H121V256H119ZM213 255V256H212ZM217 255V256H216ZM226 255V256H225ZM39 258H38V257ZM54 256V257H53ZM58 256V257H57ZM61 258H60V257ZM63 256V257H62ZM66 256V257H65ZM174 256H176V257H174ZM219 256H221V257H219ZM255 256H257L256 258H255ZM262 256V257H261ZM15 257V258H14ZM20 259H19V258ZM29 257V258H28ZM31 257V258H30ZM33 257V258H32ZM56 257V258H55ZM71 257H73V259H71ZM88 257V258H87ZM99 257V258H98ZM117 257V258H116ZM164 257H165V259H164ZM190 257V258H189ZM206 257V258H205ZM215 257H216V259H215ZM219 257V258H218ZM2 258V259H1ZM6 258V259H5ZM22 258H24V259H22ZM34 258L35 259H37V261L35 262V260H34ZM74 258H76L75 260H74ZM107 258V259H106ZM144 258V259H143ZM174 258H176V259H174ZM179 258V259H178ZM205 258V259H204ZM228 258V259H227ZM7 259H10V260H7ZM43 261H42V260ZM53 259V260H52ZM71 259V260H70ZM121 259V260H120ZM213 259V260H212ZM222 259V260H221ZM263 260V261H260V260ZM3 261V263H2V261ZM24 260H25V262H24ZM48 260V261H47ZM55 260H56V262H55ZM165 260V261H164ZM174 260H175V262H174ZM9 261V262H8ZM62 261V262H61ZM92 261H93V263H92ZM163 261V262H162ZM258 261H260V262H258ZM20 262V263H19ZM41 262V263H40ZM48 262V263H47ZM50 262V263H49ZM91 262V263H90ZM98 262H100V263H98ZM226 262V263H225ZM254 262V263H253ZM12 264V263H11Z\"/></svg>",
    "mask_w": 264,
    "mask_h": 264
},
{
    "label": "bare ground",
    "instance_id": "bare-ground-1",
    "mask_svg": "<svg viewBox=\"0 0 264 264\" xmlns=\"http://www.w3.org/2000/svg\"><path fill=\"white\" fill-rule=\"evenodd\" d=\"M19 1H21V0H19ZM28 1H29V0H28ZM38 1H40V0H38ZM38 1H37L35 4H37V3L39 4ZM47 1H48V0H47ZM51 1H52V0H51ZM57 1H58V0H57ZM64 1H65V0H64ZM67 1L69 2V0H67ZM67 1H66V2H67ZM107 1H108V0H107ZM120 1H121V0H120ZM129 1H130V0H129ZM137 1H139V0H137ZM148 1H149V0H148ZM167 1H170V2H171V0H167ZM174 1H176V2H174V4L177 3V0H174ZM180 1H181V3H179ZM180 1L177 3V5H179V6H180V4L183 3L182 0H180ZM183 1H184V0H183ZM186 1H187V0H186ZM191 1H192V0H190V3H189V0L187 1V2H188V5H187L188 7H189V6L191 7V3H192L194 0H193L192 2H191ZM203 1L206 2V0H203ZM212 1H213V0H212ZM244 1H245V0H244ZM256 1L258 2V0H256ZM0 2H1V1H0ZM7 2H8V1H7ZM29 2H30V1H29ZM32 2H33V0H32ZM34 2H35V1H34ZM43 2H44V1H43ZM48 2H49V1H48ZM48 2H47V3H48ZM60 2H62V0H61ZM71 2H73V1L71 0ZM71 2H70V3H71ZM153 2H154V3H153ZM170 2H166V0H165V4H166V5H167L168 3L170 4ZM184 2H185V1H184ZM187 2H186V3H187ZM230 2H231L230 0H221V2L218 3L219 5H216V6L218 7V11H216L217 8H216V10H214V8H213V10H214L213 13H214V15L216 14V12H219V10H223V11H224V10H227V6H229ZM240 2H241V1H240ZM248 2H249V1H248ZM4 3H5V2H3V4H4ZM11 3H13V2H11ZM15 3H16V2H15ZM22 3H23V2H22ZM26 3H27V2H26ZM57 3H58V2H57ZM57 3H56V4H57ZM105 3H106V2H105ZM120 3H121V2H120ZM148 3H149V2H148ZM158 3H159V2H158ZM186 3H185V4H186ZM242 3H243V2H242ZM249 3H250V2H249ZM261 3H263L262 0H261ZM261 3H260V4H261ZM3 4H2V5H3ZM9 4H10V2L8 3V5H9ZM35 4H34V5H35ZM42 4H44V3H42ZM61 4H62V3H61ZM63 4H64V3H63ZM68 4H69V3H68ZM71 4H72V3H71ZM76 4H77V3H76ZM76 4H74V5L72 4L74 7L71 5L70 9H69V7H68L67 4H65L64 6L67 5L68 10H71L72 7H73V9L76 8V7H75ZM81 4H82V2L80 3V6H79L80 8L82 7ZM83 4H84V6H85V2H84ZM93 4H94V3H93ZM102 4H103V3H102ZM107 4H108V3H107ZM123 4H124V3H123ZM123 4H122V5H123ZM134 4H135V3H134ZM139 4H140V2H139ZM150 4L153 5V4H156V3H155V1H152V3L150 2ZM163 4H164V3H163ZM171 4H173V3H171ZM185 4H183L184 6H183V5H182V6H183L184 8H187V6H186ZM189 4H190V5H189ZM195 4H196V2H195ZM203 4H204V3H203ZM203 4H202V6L205 7ZM234 4H235V3H234ZM239 4H240V3H239ZM254 4H255V0H254ZM254 4H253V6H254ZM260 4H259V5H260ZM2 5H1V7H2ZM21 5H22V4H21ZM27 5H28V4H27ZM29 5H30V4H29ZM29 5H28V6H29ZM59 5H60V4H59ZM90 5H92V4H90ZM103 5H104V4H103ZM116 5H117V4H116ZM136 5H137V3H136ZM157 5L159 6V4H157ZM157 5H154V6H151V7L154 8V7L156 6L157 8H159ZM193 5H194V4H192V6H193ZM205 5H206V4H205ZM208 5H209V4H208ZM236 5H237V4H236ZM243 5H244V4H243ZM243 5L241 4V6H243ZM255 5H256V4H255ZM3 6H4V5H3ZM10 6L13 7V4L10 5ZM14 6H15V4H14ZM17 6H18V5H17ZM17 6H16V7H17ZM25 6H26V5H25ZM31 6H33V5L31 4ZM39 6H40V4H39ZM69 6H70V4H69ZM76 6H78V4H77ZM87 6H88V5L86 4L85 8H87ZM97 6H99V5H97ZM132 6H133V5H132ZM138 6H140V5H138ZM149 6H150V5H149ZM175 6H176V5H175ZM179 6H178V7L176 6L177 9L180 8ZM194 6H196V5H194ZM202 6H201V7H202ZM212 6H213V4H212ZM230 6H231V4H230ZM232 6H234V5H232ZM1 7H0V8H1ZM7 7H9V6H7ZM16 7H15V9H16ZM26 7H27V6H26ZM26 7H24V9H26ZM35 7H36V6H35ZM56 7H57V6H56ZM60 7H61V6H60ZM60 7H59V8H60ZM79 7H77V8H79ZM88 7H89V6H88ZM109 7H110V6H109ZM172 7H173V6H172ZM176 7H175V8H176ZM183 7L180 8V11H181V12H183V11L186 10V9H183ZM190 7H189V8H190ZM209 7H210V6H209ZM9 8H11V7H9ZM9 8H8V9H9ZM32 8H33V7H32ZM38 8H39V10H40V9L43 10L42 7H41V8L38 7ZM57 8H58V7H57ZM57 8H54V10L57 9ZM62 8H64V7H62ZM83 8H84V7H83ZM91 8H92V7H91ZM132 8H133V7H132ZM135 8H136V7H135ZM153 8H151V9H153ZM157 8H154V9H157ZM169 8H171V6H170ZM189 8H188V9H189ZM194 8H195V7H194ZM196 8H197V7H196ZM225 8H226V9H225ZM248 8H249V7H248ZM250 8H251V6H250ZM250 8H249V10H250ZM254 8L257 9L256 6H254ZM1 9H3V8H1ZM87 9H88V8H87ZM93 9H94V8H93ZM111 9H112V7H111ZM121 9H122V8H120V10H121ZM123 9H124V8H123ZM142 9H143V8H142ZM146 9L148 10V8H146ZM171 9H173V8H171ZM181 9H183V10H181ZM202 9H203V8H202ZM206 9H207V8H205V10L203 9L202 11L204 12V11H206ZM208 9H209V8H208ZM208 9H207V10H208ZM238 9L241 11L240 8H238ZM4 10H6V8L3 9V10H1V12L4 11ZM13 10H14L13 8L10 9L11 13H14V12H12ZM18 10L20 11V7H19ZM32 10H33V9H32ZM32 10H30V11H32ZM34 10H35V9H34ZM36 10H38V9H36ZM41 10H40L39 12H41ZM46 10H47V9H46ZM52 10H53V7H52ZM52 10H51V11H52ZM58 10H60V9H58ZM58 10H57V11H58ZM61 10H66V7H65L64 9H61ZM88 10H89V12H90V9H88ZM105 10H106V9H105ZM135 10H136V9H135ZM158 10H159V9H158ZM158 10H156V12H157ZM164 10H166V9H164ZM169 10H170V9L167 10V13H168ZM232 10H233V9H231L230 12H231ZM235 10H237V8H236ZM235 10H233V12H234ZM10 11H9V12H10ZM55 11H56V10H55ZM79 11H80V10H79ZM81 11H82V10H81ZM106 11H107V10H106ZM114 11H115V9H114ZM118 11H119V7H118ZM118 11H117V12H118ZM121 11H122V10H121ZM129 11H130V10H129ZM132 11H133V9H132ZM136 11H137V10H136ZM136 11H135V12H136ZM144 11H145V9H144ZM144 11H143V12H144ZM149 11L151 12L152 10H148V13H149ZM171 11H174V10H171ZM171 11H170V14L173 13V12H171ZM186 11H187V10H186ZM186 11H185V12H186ZM192 11H195V12H196V11H198V10H192ZM202 11H201V12H198V13L203 14ZM209 11H211V13H212V10L209 9L208 12H209ZM215 11H216V12H215ZM223 11H220V12H223ZM1 12H0V15L3 14L5 11L2 12V13H1ZM7 12H8V11H7ZM26 12H27V11H26ZM43 12H44V13H41L42 15L45 14V11H43ZM52 12H54V11H52ZM61 12H63V11H61ZM68 12H69V11H68ZM70 12H71V11H70ZM70 12H69V13H70ZM84 12H85V11H84ZM117 12L114 13V14L118 15ZM124 12H125V11H124ZM135 12H134V13H135ZM137 12H138V11H137ZM137 12H136V15H137ZM140 12H141V11H140ZM177 12H178V11L174 12L175 14H173V15H174V16H175V15L177 16V15H179V14H182V13H178V14H177ZM190 12H191V11H190ZM208 12H206V13H208ZM233 12H232V13H233ZM245 12H246V11H245ZM247 12H248V10H247ZM249 12H250V11H249ZM253 12H254V9H253ZM11 13H10V14H11ZM50 13H51V12H50ZM50 13H46V14H50ZM57 13H58V12H57ZM59 13H60V11H59ZM59 13H58V14H59ZM73 13H74V12H73ZM73 13L71 12L70 14H73ZM80 13H81V12H80ZM80 13H79V14H80ZM90 13H91V12H90ZM108 13H109V12H108ZM118 13H120V12H118ZM148 13H147V16H148ZM151 13H152V12H151ZM153 13H154V12H153ZM158 13H159V12H158ZM158 13H155V14H158ZM188 13H189V10H188ZM188 13H187V14H188ZM196 13H197V12H196ZM226 13H227V11H226ZM226 13H225V14H226ZM234 13H235V12H234ZM6 14H7V13H6ZM16 14H17V13H16ZM53 14H55V12H54ZM61 14H62V13H61ZM65 14H67L66 11H65ZM76 14H77V13H76ZM86 14H87V12H86ZM97 14H98V12H97ZM141 14H142V13H141ZM141 14H140V15H141ZM170 14H167V15L170 16ZM209 14H210V13H209ZM209 14H208V15H209ZM248 14H249V13H248ZM11 15H12V14H11ZM21 15H22V14H21ZM21 15H20V13H18V15H16V17L18 16V18H20L19 16H21ZM31 15H32V14H31ZM31 15H30V17H31ZM36 15H38V14H36ZM36 15H35V16H36ZM62 15H63V14H62ZM68 15H69V14H68ZM73 15H74V14H73ZM99 15H100V14H99ZM109 15H110V14H109ZM134 15H135V14H134ZM136 15H135V16H136ZM138 15H139V14H138ZM167 15H166V17H168ZM173 15H172V16H173ZM183 15H184V16H181V15H180L179 17L177 16V17H175V18H174V17H171V18H173V19H177L178 22H176V23H179V22L184 23L183 21H181L182 18L180 19V17H185L184 19H186V16H185L186 13L183 12ZM191 15H192V16L194 15L193 12H192ZM195 15H196V14H195ZM198 15H200V14H198ZM208 15H207V16H208ZM242 15H244V14H242ZM242 15H241V16H242ZM250 15H252V14H250ZM5 16H6V15H5ZM8 16H9V14L7 15V17H8ZM32 16H33V15H32ZM54 16H55V15H54ZM56 16H58V15L56 14ZM78 16H79V15H78ZM100 16H101V15H100ZM118 16H120V15H118ZM125 16H126V15H125ZM149 16H151V15L149 14ZM161 16H165V14L162 13ZM210 16H211V15H209V17H210ZM241 16H240V17H241ZM2 17H3V16H2ZM12 17H13V16H12ZM16 17H15V21H16ZM89 17H90V15H89ZM92 17H93V16H92ZM115 17H116V16H115ZM123 17H124V16H123ZM123 17H121V19H122ZM128 17H130V18H129L130 20L134 18V17L131 18L130 15H129ZM153 17H154V15H153ZM159 17H160V16H159ZM213 17H214V16H213ZM225 17H226V18L222 17L221 20H223V19H227V18H231L232 15H229V14H228V15H226ZM240 17H238V18H240ZM244 17H246V15H245ZM4 18H5V17H4ZM25 18H26V17H25ZM28 18H29V17H28ZM105 18H106V17H105ZM105 18H104V19H105ZM149 18H150V17H147V19H145L146 21H145L144 24H145L146 26H148V25L150 24V23H149L150 21L148 22L149 24H147V20H149ZM151 18H152V17H151ZM154 18H155V17H154ZM156 18H157V17H156ZM171 18H170V19H171ZM188 18H191V17H190V14H189V16L187 17V19H188ZM195 18H196V17H195ZM202 18H203V17H202ZM234 18H235V17H234ZM236 18H237V17H236ZM241 18L243 19V17H241ZM251 18H252V17H251ZM254 18H255V17H254ZM1 19H2V18H1ZM1 19H0V20H1ZM12 19H13V18H12ZM22 19H23V17H22ZM38 19H39V18H38ZM42 19H44L43 16H42ZM55 19H56V18H55ZM101 19H102V18H101ZM104 19H103V20H104ZM114 19H115V18H113L111 21H114ZM117 19H118V18L116 17V20H117ZM119 19H120V18H119ZM119 19H118V20H119ZM121 19H120L119 22H121ZM134 19H135V18H134ZM137 19H138V18H137ZM162 19H163V17H162ZM173 19H171V20H173ZM178 19H180V21H179ZM200 19H201V18H200ZM245 19H246V18H245ZM245 19H244V20H245ZM252 19H253V18H252ZM20 20H21V19H20ZM31 20H32V19H31ZM33 20H34V17H33ZM39 20H40V19H39ZM39 20H38V21H39ZM116 20H115V21H116ZM150 20H151V19H150ZM154 20H155V19H154ZM208 20H210V18H209ZM211 20H213V19H211ZM211 20H210V21H211ZM221 20H220V22H221ZM227 20H228V19H227ZM232 20H233V19H232ZM234 20H235V19H234ZM236 20H238V19H236ZM244 20H243V21H244ZM249 20H250V19H249ZM262 20H263V19H262ZM262 20H261V21H262ZM2 21H3V19H2L0 22H2ZM4 21H5L4 23H6V20H4ZM12 21H13V20H12ZM12 21H11V22H12ZM24 21H25V19H24ZM38 21H37L36 23H40L41 20H40L39 22H38ZM78 21H79V20H78ZM115 21H114V22H115ZM132 21H135V20H132ZM165 21H166V23L168 22V25H169V26H170V24H171V26H172V30H173V28L176 27V24H173V25H175V27H174V26L172 25V23H170L169 19H168V21H167V19H165ZM205 21H206V20H205ZM224 21H225V20H224ZM224 21H223V24H226L225 22H227V21H225V22H224ZM230 21H231V20H230ZM7 22H9V21L7 20ZM21 22H22V20H21ZM33 22L35 23V20H34ZM71 22H72V21H71ZM91 22H93V21L91 20ZM95 22H96V21H95ZM104 22H105V20H104ZM173 22L175 23V21H173ZM185 22H186V21H185ZM197 22H198V21H197ZM228 22H229V21H228ZM232 22H233V21H232ZM239 22L241 23L242 21L239 20ZM239 22H238V23H239ZM2 23H3V22H2ZM19 23H20V22H19ZM31 23H32V22H31ZM107 23H108V22H107ZM111 23H112V22H110V24H111ZM117 23H118V21H117ZM117 23H116V24H117ZM128 23H129V22H128ZM128 23H127V24H128ZM130 23H131V22H130ZM130 23H129V24H130ZM132 23H133V22H132ZM161 23H162V22H161ZM161 23H160V24H161ZM169 23H170V24H169ZM199 23H200V22H199ZM208 23H209V22H208ZM208 23H205V24H206V25H205L206 28H208V26H209V25L207 26ZM212 23H213V25H214V24H216V25L218 24V22H216V21H215V23H214V22H212ZM221 23H222V22H221ZM233 23H234V22H233ZM235 23H236V22H235ZM240 23H239V24H240ZM243 23L245 24V22H243ZM246 23H247V22H246ZM6 24H8V23H6ZM10 24L12 25V23H10ZM16 24H17V22H16ZM32 24H33V23H32ZM74 24H76V23H74ZM96 24H97V23H96ZM99 24L101 25V23H99ZM105 24H106V23H105ZM108 24H109V23H108ZM108 24H107V25H108ZM116 24L113 23V24H112V28H113V26L116 25ZM129 24H128L127 26H129ZM156 24H157V22H156ZM164 24H165V23H164ZM202 24H203V23H201V25H200V24H198V25L202 26ZM236 24H237V23H236ZM236 24H235V25H236ZM0 25H1V24H0ZM27 25H28V24H27ZM30 25H31V24L29 23V26H30ZM36 25H37V24H36ZM38 25H39V24H38ZM41 25H42V22H41ZM64 25H65V24H64ZM130 25H132V24H130ZM135 25H136V24H135ZM142 25H143V21H142ZM142 25H141V29H146V27H144L145 25L143 26L144 28L142 27ZM180 25H181V24H180ZM180 25L178 24L179 27H181ZM198 25H197V26H198ZM219 25H221V24H219ZM231 25H232V24H231ZM260 25H261V24H260ZM260 25H259V26H260ZM5 26H6V25H5ZM7 26H8V25H7ZM47 26H48V25H47ZM73 26H74V25H73ZM87 26H88V25H87ZM91 26H92V25H91ZM97 26H98V25H97ZM102 26H103V24L101 25V27H102ZM109 26H110V25H109ZM109 26H107V27H109ZM120 26H121V25H120ZM127 26H126V27H127ZM161 26H162V25H161ZM166 26H167V25H166ZM171 26H170V27H171ZM188 26H189V25H188ZM188 26H187V27H188ZM193 26L197 27L196 25H193ZM200 26H199V28H200ZM211 26H212V24H211ZM211 26H210V27H211ZM221 26H222V25H221ZM233 26H234V25H233ZM39 27H40V26H39ZM170 27H168V28H170ZM190 27H191V26H189L187 29H188V30L190 29L189 32H190V31L193 32L194 30L192 31V30H191L192 27H191V28H190ZM195 27H193V28L195 29ZM213 27H214V26H212V28H213ZM238 27H240V26L238 25ZM256 27H257V26H256ZM262 27H263V26H262ZM262 27H261V28H262ZM7 28H8V27H7ZM21 28H23V27L21 26ZM32 28H33V27H32ZM47 28H48V27H47ZM64 28H66V26H64ZM72 28H73V27H72ZM74 28H75V27H74ZM96 28H97V27H96ZM116 28H117V25H116ZM123 28H124V27H123ZM147 28H148V27H147ZM149 28H151V27H149ZM149 28H148V30H149ZM164 28H165V26H164ZM182 28H183V27H182ZM197 28H198V27H197ZM197 28H196V29H197ZM258 28H259V27H258ZM16 29H17V28H16ZM30 29H31V26H30ZM34 29L36 30V28H34ZM37 29H38V28H37ZM66 29H67V28H66ZM76 29H77V28H76ZM91 29H92V27H90L89 30H91ZM105 29H107V28H105ZM105 29H104V32L106 33ZM109 29H110V28H109ZM109 29H108V30H109ZM128 29H130V27L127 28L125 31L128 32ZM134 29H135V28H134ZM136 29H137V28H136ZM139 29H140V28H139ZM139 29H138V30H139ZM152 29H153V28H152ZM176 29H177V27H176ZM176 29H174L175 34H177V31H178V30H176ZM185 29H186V26H185ZM210 29H211V28H210ZM224 29H225V28H224ZM235 29H237V28H235ZM250 29H251V28H250ZM263 29H264V28L260 29L261 31H260L259 29H257V28L254 29V30H256V31L259 30L260 33H261L262 31H264ZM4 30H5V29H4ZM7 30H9V29H7ZM13 30H14V29H13ZM17 30H18V29H17ZM23 30H24V28H23ZM38 30H41V29H38ZM64 30H65V29H64ZM83 30H84V29H83ZM99 30H100V29H99ZM108 30H107V31H108ZM110 30H111V29H110ZM119 30H120V29H119ZM132 30H133V28H132ZM159 30H161V28H159ZM166 30H167V28H166ZM166 30H163V32L165 33ZM169 30H170V29H169ZM169 30H167L166 33H167ZM175 30H176V31H175ZM202 30H203V29H202ZM225 30H226V29H225ZM233 30H234V29H233ZM254 30H253V31H254ZM10 31H11V30H10ZM43 31L45 32V28H43ZM49 31H51V30H49ZM65 31H66V30H65ZM97 31H98V30H97ZM111 31H112V30H111ZM122 31H123V30H122ZM125 31H123V32H125ZM161 31H162V30H161ZM179 31H180V30H179ZM205 31H206V30H205ZM205 31H204V32H205ZM213 31H214V30H213ZM226 31H227V30H226ZM226 31H225V32H226ZM256 31H255V32H256ZM259 31H257V32H259ZM1 32H3V31H1ZM1 32H0V33H1ZM4 32H6V30H5ZM31 32H32V31H31ZM39 32H42V30L39 31ZM99 32H100V31H99ZM109 32H110V31H109ZM123 32H121L122 35H125L126 32H125V34H124ZM130 32H131V31H130ZM141 32H142V31H141ZM144 32L146 33V32H148V31H143L141 34L143 35ZM155 32H156V31H155ZM163 32H162V34H161L160 31H159V34H160V35H163ZM187 32H188V31H187ZM216 32H217V30H216ZM221 32H222V31H221ZM227 32H228V31H227ZM235 32H236V31H235ZM251 32H252V31H251ZM255 32H252V34H251L250 32H247L248 35H247V34H246V35H247L248 38H246L244 35H242L243 37H245V39H246L245 41H246V42H248L249 40H251V41L249 42V44H247L246 42H244V38L242 39V36H241L240 38H241L243 41H242L241 39H239V38H238V39H239L240 41H239V40H237V41L235 40V41L238 42V44L240 43L239 46H240L241 44H243V43H241V41L244 42V43H246V45L244 46V48L246 47V49H247V48H248L247 46H249V45L251 46V45H252L251 42L256 38V37H255V38H252V37H251V39H250L249 36H252ZM257 32H256L255 34H257ZM10 33L13 34V32H10ZM14 33H16V32H14ZM84 33H86L85 30H84ZM94 33H95V32H94ZM94 33H93V34H94ZM100 33H101V32H100ZM105 33H104V34H105ZM133 33H134L133 35H135V32H133ZM170 33H172V32H169L168 36L170 35ZM178 33H180V32H178ZM183 33H185V32L182 31V32H181V35H182ZM205 33H206V32H205ZM208 33H209V32H208ZM210 33L212 34V32H210ZM217 33H218V32H217ZM222 33L224 34V31H223ZM5 34H6V33H5ZM17 34H18V33H17ZM27 34H28V33H27ZM30 34L34 35L33 33H30ZM107 34H108V33H107ZM115 34H116V33H115ZM129 34H130V33H129ZM138 34H140V33H138ZM138 34H137V35H138ZM156 34H157V36H158V32H157ZM173 34H174V33H173ZM206 34H207V33H206ZM214 34H215V33H214ZM220 34H221V33H220ZM220 34L218 33V35H220ZM223 34H222V36H223ZM255 34H254V35H255ZM262 34L264 35L263 32H262ZM262 34H260V36H261ZM1 35H2V34H1ZM24 35H25V34H24ZM24 35H23V36H24ZM48 35H51V34H48ZM85 35H88V33H86ZM90 35H91V34H90ZM94 35H95V34H94ZM96 35H97V34H96ZM145 35H146V34H145ZM160 35H159V37H162V36H160ZM200 35H201V34H200ZM207 35H208V34H207ZM209 35H210V34H209ZM229 35H230V34H229ZM254 35H253V36H254ZM10 36H11V35H10ZM10 36H9V37H10ZM23 36H22V37H23ZM36 36H37V34H36ZM39 36H40V35H39ZM103 36H104V35H103ZM103 36H102V33H101V37H103ZM118 36H120V33H119ZM126 36L128 37V34H127ZM140 36H141V35H140ZM153 36H155V35H152V37H153ZM157 36H156V37H157ZM165 36L167 37V34H166ZM171 36H172V35H171ZM174 36H175V35H174ZM194 36H195V34H194ZM203 36H204V35H203ZM211 36L213 37V34H212ZM235 36H236V35H235ZM258 36H259V34H257V37H258ZM32 37H33V36H32ZM62 37H63V36H62ZM80 37H81V36H80ZM89 37H90V36H89ZM120 37H121V36H120ZM144 37H146V36H144ZM191 37H192V36H191ZM201 37H202V36H201ZM207 37H210V36H206V38H207ZM212 37H211V38H212ZM216 37H217V35H215V38H216ZM225 37H228V36H225ZM238 37H239V36H238ZM263 37H264V36H263ZM1 38H2V37H1ZM12 38H13V37H11L10 39H12ZM15 38L17 39V37H15ZM15 38H14L13 41L16 42ZM26 38H27V37H26ZM36 38H37V37H36ZM77 38H78V37H77ZM121 38H122V37H121ZM121 38H119V40H120ZM130 38H131V37H129V39H130ZM150 38H151V37H150ZM162 38H163V37H162ZM196 38H197V37H196ZM199 38H200V36H199ZM215 38L211 39V41L213 42ZM217 38H218V37H217ZM37 39H38V38H37ZM43 39H44V38H43ZM45 39H46V38H45ZM45 39H44V40H45ZM84 39H85V38H83L82 40H84ZM98 39H99V38H98ZM98 39H97V41H98ZM122 39H124V38H122ZM129 39H128V40H129ZM132 39H133V38H132ZM151 39L154 40V37L151 38ZM156 39H157V38H156ZM166 39H167V38H166ZM166 39H164V42H163V43H166V42H165ZM178 39H179V37H178ZM178 39H177V40H178ZM186 39H187V38H186ZM202 39H203V38H202ZM202 39H201V38H200V39L197 38L196 41L198 40L197 42H199V40H200V42H201ZM207 39H208V38H207ZM218 39H219V38H218ZM220 39H221V36H220ZM224 39H225V38H224ZM229 39H231V38H229ZM234 39H235V38H234ZM247 39H249V40H247ZM256 39H257V38H256ZM261 39H263L262 37L260 38V41H263V40H261ZM19 40H20V39H19ZM47 40H48V39H47ZM80 40H81V39H80ZM82 40H81V41H82ZM85 40H86V39H85ZM104 40H105V39H104ZM117 40H118V38H117ZM153 40H152V42H155V41H156V40H154V41H153ZM162 40H163V39H162ZM175 40H176V38H175ZM177 40H176V41H177ZM180 40H181V39H180ZM191 40H192V38H191ZM208 40H209V39H208ZM221 40H222V39H221ZM227 40H228V39H227ZM232 40H233V39H232ZM258 40H259V38L257 39V41L254 40V42H255V41L258 42ZM25 41H26V40H25ZM32 41H33V40H32ZM36 41H37V40H35V42H36ZM39 41H40V40H39ZM81 41H80V44H82ZM99 41H100V40H99ZM102 41H103V40H102ZM102 41H101V42H102ZM120 41L122 42L123 40H120ZM134 41H137V42H138V46L140 47V45H141L142 42H141L140 45H139V41H138V40H134ZM142 41H143V40H142ZM147 41H148V40H147ZM147 41H145V42H147ZM160 41H161V40H159V42H160ZM166 41H168V40H166ZM176 41H175V44H176ZM215 41H216V39H215ZM235 41H231V40H230V42H235ZM3 42H5V41H3ZM3 42H2V43H3ZM29 42H30V40H29ZM42 42H43V41H41V44H42ZM47 42H48V41H47ZM47 42H46V43H47ZM110 42H111V41H110ZM121 42H120V43H121ZM124 42H125V41H124ZM152 42H151V44H152ZM168 42H169V41H168ZM172 42H173V40H172ZM182 42H183V40H182ZM212 42H210L211 45H210L209 47H211V46H213V45H216V43H215V44H214V43L212 44ZM216 42H217V41H216ZM219 42H220V41H219ZM236 42L233 43L234 45H233L232 43H230V44L232 45V46H231V45L229 44V41H228V44L231 46V48H232L233 51H234L233 48H235V47H236L235 45H237ZM0 43H1V42H0ZM16 43H17V42H16ZM30 43H31V42H30ZM44 43H45V42H44ZM44 43H43V44H44ZM63 43H64V42H63ZM67 43H68V42H67ZM75 43H76V42H75ZM78 43H79V42H78ZM104 43H105V42H104ZM118 43H119V42H118ZM120 43H119V44H120ZM132 43H135V42H132ZM148 43H150V42L148 41ZM156 43H157V42H156ZM170 43H171V42H170ZM173 43H174V42H173ZM193 43H194V40H193ZM193 43H192V44H193ZM201 43H202V42H201ZM201 43H197V44H200V45H202V46H200V45L196 46L197 44L194 43V44H196V45H195L196 48H195V47H194V48L197 49V47H199V46L202 47L203 49H204V46H205V48H206V45H207V44L205 45V43H204V44H203V43L201 44ZM210 43H209V44H210ZM224 43H225V42H224ZM252 43H253V42H252ZM260 43H261V42H260ZM263 43H264V41H263L260 45L263 46V45H264ZM13 44H14V43H13ZM13 44H12V45H13ZM19 44H20V43H19ZM25 44H26V42H25ZM97 44H100V43L98 42ZM110 44H111V43H110ZM114 44H115V43H114ZM114 44L112 45V47L115 46L117 43H116L115 45H114ZM175 44H174V48H176L175 46L177 45V44H176V45H175ZM179 44H180V42H179ZM185 44H186V43H185ZM185 44H184V45H185ZM192 44H189V43H188L189 46L192 45ZM218 44H219V45H218ZM218 44H217V45H218L219 47L217 46V48L220 49V43H218ZM228 44L226 43L227 46H228ZM4 45H5V43H4ZM21 45H23V43H22ZM48 45H49V44H48ZM68 45H69V44H68ZM70 45H71V44H70ZM82 45H83V44H82ZM121 45H122V44H121ZM142 45H143V43H142ZM145 45H147V44H145ZM145 45H144V46H145ZM154 45H155V44H154ZM154 45H153L154 48H155V46H158V45H159L160 47H162V46H161V43H160V44L157 43V45H155V46H154ZM169 45H171V44H169ZM181 45H183V44H181ZM184 45H183V46H184ZM186 45H187V44H186ZM203 45H204V46H203ZM221 45H222V44H221ZM254 45H255V48H257V47L259 48V46H260L259 43H258L259 46H256L255 43L253 44V46H254ZM10 46H11V45H10ZM24 46H25V45H24ZM29 46H30V45H29ZM49 46H50V45H49ZM54 46L57 47V45H54ZM72 46H73V45H72ZM77 46H78V45H77ZM79 46H80V45H79ZM97 46H99V45H97ZM100 46H101V44H100ZM134 46H135V45H134ZM134 46H133V47H134ZM144 46H143V48H144ZM163 46H164V45H163ZM167 46H168V45H167ZM167 46H166V47H167ZM171 46H172V45H171ZM179 46H180V45H179ZM189 46H187V47H189ZM207 46H208V45H207ZM223 46H224V45H223ZM227 46H225L226 49H227V52H230L231 50L229 51L228 48H227ZM237 46H238V45H237ZM253 46H252V47H253ZM33 47H34V46H33ZM36 47H38V46H36ZM52 47H53V45H52ZM61 47H62V46H61ZM75 47H76V46H75ZM86 47H87V46H86ZM116 47H117V46H116ZM126 47H127V46H126ZM126 47H124V48H126ZM151 47H152V46H151ZM153 47H152V49H151V53H152V51H153V49H154ZM160 47H158V48L156 47V50L159 49ZM164 47H165V46H164ZM177 47H178V46H177ZM184 47H185V46H184ZM200 47H199V48H200ZM214 47H215L214 49H216V46H214ZM221 47H222V46H221ZM225 47H224L223 50H222L223 47L221 48V51L219 50V51L221 52V54H223L222 51L226 50ZM228 47H229V46H228ZM241 47H242V45H241ZM241 47H240V48H239V47H236V49L239 48V50H240ZM263 47H264V46H263ZM1 48H2V46H1ZM12 48H13V47H12ZM25 48H26V47H25ZM41 48H42V47H41ZM65 48H66V47H65ZM67 48H69V46H68ZM81 48H82V47H81ZM83 48H84V47H83ZM90 48H91V47H90ZM90 48H89V49H90ZM94 48H97L96 45H95ZM103 48H104V47H103ZM107 48H108V47H106V49H107ZM110 48H111V47H110ZM141 48H142V47H141ZM143 48H142V49H143ZM147 48L150 49V48L148 47V45H147V47H146V50H148ZM172 48H173V47H172ZM172 48L170 47V49L168 50L169 52H166V53H167V54L170 53V50H173V49H174V48H173V49H172ZM178 48H179V47H178ZM180 48H182V47H180ZM185 48H186V47H185ZM189 48H190V47H189ZM191 48H193V46H192ZM191 48H190L191 51H188V53H189V52H193V53H190L191 56H192V54L195 55L196 53L194 52L195 50H194V49L192 50ZM199 48H198L197 51L202 50L201 48H200V49H199ZM212 48H213V47H211L210 49H212ZM244 48H242V50H240L241 52L239 51V52H240V56H243V55H241V54H245V53H246V55H247V52L250 51V50L247 51L248 49H250V47H249V48L246 50L245 53H242V51H243ZM258 48H257V50H259ZM26 49H27V48H26ZM30 49H32V48H30ZM35 49H36V48H35ZM60 49H62V48H60ZM74 49H77V47L74 48ZM74 49H73V50H74ZM85 49H86V48H85ZM100 49H101V48H100ZM104 49H105V48H104ZM111 49H112V48H111ZM116 49H117V48H116ZM120 49H121V48H120ZM138 49H139V48H138ZM176 49H177V48H176ZM176 49H175V50H176ZM183 49H184V48H182L181 50H183ZM208 49H209V48H207V49H205V50H208ZM214 49H213V50H214ZM236 49H235V51H236ZM260 49H261V47H260ZM8 50H9V49H8ZM18 50H19V48L17 47V51H18ZM20 50H22V48H21ZM38 50H40V49H38ZM63 50H64V49H63ZM67 50H68V49H67ZM71 50H72V49H71ZM73 50H72V53L75 51V50H74V51H73ZM80 50H81V49H80ZM80 50L78 49V52H79ZM101 50H102V49H101ZM118 50H119V49H118ZM127 50H128V49H127ZM135 50H136V49H135ZM146 50H143V51H146ZM156 50H155V52H156ZM159 50H160V51H159ZM159 50H158V51H159L160 54H161V49H159ZM162 50L164 51V49H162ZM178 50H179V49H178ZM181 50H180V51H181ZM237 50H238V49H237ZM6 51H7V49H6ZM22 51H25V50H22ZM31 51H32V50H31ZM36 51H37V50H36ZM40 51H41V50H40ZM40 51H39V52H40ZM45 51H46V50H45ZM60 51H61V50H60ZM64 51H66V50H64ZM64 51H63V54H64ZM81 51H83V50H81ZM94 51H95V50H94ZM99 51H100V50H99ZM104 51H105V50H104ZM104 51H103V53H105ZM107 51H109V50H106V52H107ZM111 51H112V50H111ZM123 51H124V50H123ZM129 51H130V50H129ZM131 51H132V49H131ZM131 51H130V52H131ZM136 51H137V50H136ZM136 51L133 50L132 53H134V52H136ZM138 51H140V50H138ZM138 51H137V52H138ZM149 51H150V50H149ZM158 51H157V52H158ZM165 51H166V50H165ZM197 51H196V52H197ZM208 51H209V50H208ZM208 51H206V52H208ZM233 51L230 52V53H228V54H229V55H230V54L232 55L233 53H235V51H234V52H233ZM244 51H245V50H244ZM253 51H254V50H253ZM253 51H252V49H251V52H253ZM261 51H262V49H261L259 52H261ZM263 51H264V50H263ZM263 51L261 52L262 54L264 53ZM3 52H4V49H3ZM18 52H19V51H18ZM26 52H27V50H26ZM66 52H67V51H66ZM68 52H69V51H68ZM75 52H76V51H75ZM87 52H88V51H87ZM89 52H90V51H89ZM91 52H92V51H91ZM97 52H98V51H97ZM101 52H102V51H101ZM101 52H100V53H101ZM127 52H128V51H127ZM130 52H129V53H130ZM137 52H136V53H137ZM159 52H158V53H159ZM182 52H183V51H182ZM186 52H187V50H186ZM200 52H201V51H200ZM200 52H199V53H200ZM202 52H203V50H202ZM206 52H204L203 54L201 53L200 55H203V56L205 57ZM211 52H212V51H211ZM217 52H218V49H217ZM225 52H226V51H225ZM251 52H249V54H250ZM255 52H256V51H255ZM255 52H253L254 55H255ZM259 52H256V53H257V54H261V53H259ZM0 53H1V52H0ZM29 53H30V52H28V54H29ZM41 53H42V51H41ZM76 53H77V52H76ZM111 53H112V52H111ZM111 53H110V54H111ZM115 53H116V52H115ZM129 53H128V54H129ZM138 53H139V52H138ZM140 53H142V54H141L142 56L145 55V58H146V56L148 55V54L146 55L145 53L143 54V52H140ZM153 53H154V52H153ZM153 53H152V54H153ZM166 53H165V55H166ZM194 53H195V54H194ZM253 53H251V54H253ZM3 54H4V53H3ZM5 54H6V53H5ZM7 54H8V56H9V52H8ZM23 54H24V53H23ZM42 54H43V53H42ZM63 54H62V55H63ZM74 54H75V53H74ZM92 54H93V53H92ZM128 54H127V55H128ZM155 54H156V53H155ZM160 54H159V55H160ZM163 54H164V52H163ZM171 54H172V53H171ZM171 54L166 55V57H169ZM182 54H183V53H182ZM208 54H209V55H214L213 53L211 54L210 52H209ZM228 54H226V55L228 56ZM237 54H239V53H237ZM257 54H256V55H257ZM17 55H18V54H17ZM37 55H38V54H37ZM39 55H40V54H39ZM46 55H47V54H45V56H46ZM48 55H49V54H48ZM48 55H47V56H48ZM70 55H71V54H70ZM94 55H95V52H94ZM105 55H106V54H105ZM107 55H109V54H107ZM112 55H113V57H114V54H112ZM129 55H131V54H129ZM129 55H128V56H129ZM132 55H133V54H132ZM138 55H139V54H138ZM150 55H151V54H150ZM150 55H148V56H150ZM187 55H189V54H187ZM198 55H199V54H198ZM200 55H199V56H200ZM216 55H217V54H216ZM216 55H214V58L212 59V60H214V61H211V60H210L211 57L208 59L207 56H206V59H205V60H206V63H209V65H210L211 63L213 64V63L216 61L215 58L217 59V57L220 58V57L222 56V55H220V53H219L217 56H216ZM219 55H220V57H219ZM224 55H225V53H224ZM231 55H230V56H231ZM234 55H235V58L237 57V58L234 59V60H230V59H232V58L234 57L233 55H232V56H233L232 58H231V57H230V58L228 57L229 60H228V58H227L226 56H222L223 58L226 57L227 60H228L229 62H228V61H224L223 59H222L223 61H221V58H222V57H221L220 59H218V60H220V62H218V60H217L216 62H218V64H215V63H214V64H215L216 66H218V65H220L219 63H222V62H228V63H226V64H224V65H226V67H227V69L225 68V69H226L225 71H229V72H230V71H233V70L236 68V65H235L236 63H237V65H239V64H241V63L245 64V62L238 63V62H239L238 60H241L242 58L240 59L238 55H236V54H234ZM6 56H7V55H6ZM10 56H11V55H10ZM30 56H31V55H30ZM40 56H41V55H40ZM76 56H77V55H76ZM81 56H82V55H81ZM87 56H88V54H87ZM99 56L101 57V55H99ZM119 56H120V55H119ZM122 56H123V55H121V56L118 57V58H120L121 60H123L124 57H122ZM128 56H126V57H128ZM139 56H140V55H139ZM139 56H137V59H138ZM142 56L139 57V60H143V59H144V56H143V59H141ZM151 56H152V55H151ZM151 56H150L149 58H152V59H153V57H151ZM154 56H155V55H154ZM172 56H174V55L172 54V55L170 56V59L167 58V59H165V60H167L168 62H169V60L172 61V59H173ZM189 56H190V55H189ZM191 56H190V57H191ZM199 56H198V57H199ZM203 56H200V57H203ZM215 56H216V57H215ZM252 56H253V55H252ZM262 56H264V55H262ZM26 57H27V56H26ZM62 57H63V56H62ZM71 57L73 58L72 55H71ZM84 57H86V56H84ZM90 57H91V56H90ZM108 57H111V56L109 55ZM130 57H131V56H130ZM130 57H128L129 60L132 61L131 63H134L133 61H135L136 58H135V60H132ZM134 57H135V56H134ZM156 57H157V56H156ZM156 57H155V58H156ZM159 57L161 58L162 55H160ZM177 57H178V54H177V56H175V58H177ZM179 57H180V56H179ZM212 57H213V56H212ZM244 57H245V55H244ZM249 57H251V56L249 55ZM254 57H257V56H253V57H251V59H253ZM259 57L261 58L260 55H259L257 58H259ZM45 58H46V57H45ZM55 58L57 59V57H55ZM74 58H76V57H74ZM128 58H126V59H128ZM132 58H133V57H132ZM149 58H148V59H149ZM246 58H247V57H246ZM246 58H245V59H246ZM257 58H256V59H253V61L250 60V59H246V61L248 60V61H247L248 64H250V63H249V60L252 61V62L254 63L255 60L257 61ZM0 59H1V57H0ZM9 59H10V58H9ZM30 59H31V58H30ZM30 59H29V61H30ZM49 59H50V58H49ZM60 59H61V58H60ZM62 59H64V58H62ZM66 59H67V58H66ZM88 59H89V58H88ZM100 59H101V58H100ZM133 59H134V58H133ZM152 59H151V60H152ZM184 59H185V61H187V60L189 59V57H188L187 59H186V58H184ZM196 59H198V60H196ZM200 59H201V58H200ZM263 59H264V57H263ZM25 60H26V59H25ZM42 60H43V59H42ZM53 60H54V59H53ZM92 60H93V59H92ZM114 60H115V59H114ZM114 60H113V61H114ZM121 60H120V61H121ZM124 60H125V59H124ZM129 60H128V61H129ZM139 60H137V61H139ZM146 60H147V59H146ZM146 60H144V61H146ZM149 60H150V59H149ZM157 60H159V59L157 58ZM174 60L176 61L175 63L179 64V60H180V58H179V59H174ZM177 60H178V61H177ZM181 60H182V59H181ZM192 60H193V58H192ZM194 60H195V61H199V58H197V56H196ZM194 60L192 61V63L194 62ZM209 60H210L211 62H210ZM225 60H226V59H225ZM258 60H259V63L262 62V60H260V59H258ZM11 61H12V60H11ZM13 61H14V60H13ZM22 61H23V60H22ZM58 61H60V60H58ZM62 61H63V60H62ZM103 61H104V60H103ZM109 61H112V57H111V59H109ZM109 61H108V62H109ZM115 61H116V60H115ZM120 61H119V62H120ZM126 61H127V60H126ZM126 61H124L125 64H123V67H124L125 65H127V62H126ZM137 61H136V63H138ZM144 61H143V62H144ZM153 61H154V60H153ZM153 61H152V62H153ZM162 61H163V60H162ZM171 61H170V63H173V62H171ZM182 61H184V60H182ZM202 61L204 62V64H206L205 61H204L203 59H201V62H202ZM207 61H208V62H207ZM237 61H238V62H237ZM242 61H245V60L242 59ZM260 61H261V62H260ZM5 62H6V60H5ZM7 62H8V60H7ZM23 62H24V61H23ZM31 62H32V61H31ZM44 62H45V61H44ZM44 62H43V63H44ZM65 62H66V61H63V63H65ZM88 62H89V60H88ZM105 62H106V61H105ZM117 62H118V61H117ZM141 62H142V61H141ZM143 62H142V63H143ZM147 62H149V64H148V63H147V64L150 65V67H151V65H152V66L154 65V64L150 63V61H147ZM156 62H157V61H156ZM156 62H153V63H156ZM180 62H181V61H180ZM201 62H200V63H201ZM252 62H251V63H252ZM13 63H14V62H13ZM36 63L38 64V61H37ZM74 63H75V64H73V65H76V62H74ZM98 63H99V62H98ZM110 63H111V62H110ZM112 63H113V62H112ZM122 63H123V62L121 61L120 64L122 65ZM139 63H140V62H139ZM144 63H146V62H144ZM159 63H161V62H158V64H159ZM164 63H165L166 65H165ZM164 63H162V66L164 67V65H165V67H166L168 63H166L165 61H164ZM170 63H169V64H170ZM175 63H174V64H175ZM181 63H183V62H181ZM181 63H180V65L183 67V65H185V64L187 65V63L190 64L191 62L188 61L187 63H186V62H184L183 64H181ZM195 63L198 64V62H195ZM253 63H252V64H253ZM17 64H18V63H17ZM22 64H23V63H22ZM47 64H48V63H47ZM49 64H50V63H49ZM57 64H58V63H57ZM68 64H69V63H66V65H68ZM78 64H79V62H78ZM95 64H96V63H95ZM99 64H100V63H99ZM115 64H117V63H113V65H115ZM129 64H130V63H129ZM134 64H135V63H134ZM169 64H168V65H169ZM174 64H173V65H174ZM196 64H195V65H196ZM202 64H203V63H202ZM204 64L201 65V66H202V68H200L201 70L203 69V66H205ZM212 64H211V66H210V67L212 68V69H210V71L213 73L214 71H212V70H214L216 66L212 67ZM222 64H223V63H222ZM243 64H241L242 66H241V68H240V70H241L242 67H243V69L241 70L242 73H241V71H240L241 75L239 74L238 67H237L235 70L238 71V74H239V75H236V74H235V75H233V76H228V78L225 79V80L223 81V83H221V85H220L219 83H218V84H217V83L211 84V85L205 87L204 92H200V90H196V89H199V88H196V89L193 91V93H191V94H193L192 97L198 98V96L200 95V97L203 96V99L205 100V101H204V100H201V101H200L201 103L199 102V103H200L199 106H196V107H197V108H196L197 110L195 109L194 111H197V116H192V117L190 116L191 118H195V117H197L198 119H197L196 121H198V122H196V123H200V124H201V127L203 126L202 128H205V127H206L211 121H213V120L215 119V116H214V115L216 114V111H217L218 109H213V108H217V105H218L219 103H221L222 101H226V103L228 104V106H227V108H226V110H225L226 113H228V115H229V113H230V114L233 113L232 107H233V109H234V106H235V108H236V106L238 107L237 111H238L239 114L242 113L241 111L246 107V100L249 99V98L246 99V89H248V88H252L253 85L256 84V82H258V81H257L258 79H259V81H260V78H261V77H258V76H259V75H260V76L263 75L264 72H263L262 74H259V73H258V76L255 75V76L258 77V79H257V78L255 79V80H256L255 82H253V83L250 82L249 84H246V76H247V75H246V74H247L246 71H249V69L251 68V65L249 66L250 68H249L248 70H246V65H245V67H244ZM257 64H258V63H257ZM12 65H13V64H12ZM12 65H11V66H12ZM23 65H25V64H23ZM33 65H34V64H33ZM33 65H32V67H34ZM39 65H40V64H39ZM64 65H65V64H64ZM64 65H63V66H64ZM113 65H111V66H113ZM145 65H146V64H144L143 67H145ZM180 65H179L178 70H177V67H174V68H176V70H174V68H173V70L176 71V77L174 76L175 74H174V75H171V74L173 73V71H172L171 74H169L170 71L167 70L168 74L171 75V76L174 77V78H177V72H178V71L180 72V70L183 71V69H184V67L182 68ZM195 65H192V64H191V65H190L191 67H190L189 65L186 66V70H187V68H189V67H190L191 69H192L193 67H195V69H198L199 67H196L197 65H196V66H195ZM207 65H208V64H207ZM207 65H206V67H207L208 69H206V70L209 71V68H210V67L207 66ZM254 65H255V64H254ZM260 65H261V67H262V66H264V63H263V65H262V64H260ZM1 66H2V65H1ZM15 66L17 67L16 64H15ZM26 66H27V65H26ZM52 66H54V65H52ZM77 66H78V65H77ZM77 66H76V67H77ZM96 66H97V64H96ZM117 66H118V65H117ZM141 66H142V65L140 64V67H141ZM154 66H155V68H156L157 64L154 65ZM162 66H161L160 68H162ZM174 66H175V65H174ZM176 66H177V65H176ZM192 66H193V67H192ZM220 66H221V65H220ZM256 66H259V65H256ZM12 67H13V66H12ZM32 67H31V68H32ZM42 67H43V66H41V71H44V69H42ZM64 67H65V66H64ZM66 67H67V66H66ZM80 67H81V66H80ZM102 67H103V66H102ZM104 67L107 68L108 65L105 66V64H104ZM104 67H103V68H104ZM115 67H116V66H115ZM118 67H120V66H118ZM118 67H117V68H118ZM127 67H128V65H127ZM135 67H136V65H135ZM137 67H138V66H137ZM143 67H142V68H143ZM158 67H159V66H158ZM168 67L171 68L170 65H169ZM218 67H219V66H218ZM218 67H216V68H218ZM234 67H235V68H234ZM252 67H253V66H252ZM18 68H19V67H18ZM25 68H26V67H25ZM25 68H24V69H25ZM36 68H37V67H36ZM51 68H52V67H51ZM62 68H63V67H62ZM62 68H61V69H62ZM73 68H74V66H73ZM78 68H79V67H78ZM83 68H84V67H83ZM86 68H87V67H86ZM89 68H92V67H89ZM96 68H97V67H96ZM96 68H95V69H96ZM112 68H114V66H113ZM132 68H133V67H131V68H129V70H127V71H129L128 73H130V69H131V73L133 72V69H134V71H135V70H136V71L138 70V69H136V68H133V69H132ZM160 68H159V69H160ZM254 68H255V66H254ZM29 69H30V67H29ZM63 69H66V68H63ZM75 69H77V68H75ZM97 69L99 70L100 68H97ZM104 69H105V68H104ZM104 69H102L103 72H105V70H106V69H105V70H104ZM114 69L116 70V68H114ZM122 69H123V68H122ZM122 69H121V70H122ZM147 69H148V68H147ZM156 69H157V68H156ZM156 69H154V70L157 71V73H159V72H158L159 69H158V70H156ZM165 69H167V68H165ZM221 69H222V68H220V69L218 68L217 71H216V69H215L216 73H218V71L221 70ZM255 69H256V68H255ZM263 69H264V67H263ZM263 69H262V70H263ZM14 70L16 71V68H15ZM32 70H33V69H32ZM55 70H56V68H55ZM58 70H59V69H58ZM124 70H125V68H124ZM140 70H142V69H139L138 71L140 72ZM144 70H145V68H144ZM160 70H161V72H162V71L164 72V70H162V69H160ZM160 70H159V71H160ZM198 70H199V69H198ZM198 70H197V71H198ZM222 70H224V68H223ZM235 70H234V71H235ZM253 70H254V69L252 68V71H253ZM259 70H261V68H260ZM21 71H22V70H21ZM78 71H79V70H78ZM96 71H97V70H96ZM99 71H101V70H99ZM99 71H97V72H99ZM109 71H110V64H109ZM147 71H148V70H147ZM190 71H191V70H190ZM194 71H195V70H194ZM202 71L206 73L205 69L202 70ZM19 72H20V71H19ZM31 72H32V71H31ZM31 72H30V73H31ZM60 72H61V71H60ZM62 72H63V71H62ZM72 72H75V71H72ZM79 72L81 73V71H79ZM107 72H108V71H107ZM107 72H106V73H107ZM110 72L113 73L112 71H110ZM114 72H115V71H114ZM118 72H119V70L117 71V73H118ZM125 72H126V71H125ZM143 72H144V73H148V72L143 71V70H142V72H140V73L142 74ZM165 72H166V71H165ZM165 72H164V73H165ZM179 72H178V73H179ZM185 72H186V71H185ZM195 72H196V71H195ZM203 72H202V73H203ZM219 72H220V71H219ZM229 72H228V73H229ZM16 73H17V72H16ZM33 73H34V72H33ZM84 73H86V72H84ZM89 73H90V72H89ZM89 73H87V74H89ZM111 73H110V74H111ZM122 73H123V72H122ZM128 73L126 72V74H128ZM133 73H134V72H133ZM174 73H175V72H174ZM191 73H194V72L191 71ZM197 73L201 75V72H200V73L197 72ZM205 73H204V74H205ZM216 73H215V74H216ZM221 73H223V74H222V76H223V75H224V71H223V72L221 71ZM221 73H220V75H221ZM225 73H227V72H225ZM236 73H237V72H236ZM243 73H244V74H243ZM252 73H253V75H254L255 71H253ZM252 73H248V74H250V76H252ZM256 73H257V70H256ZM256 73H255V74H256ZM260 73H261V72H260ZM14 74H15V73H14ZM23 74H24V73H23ZM31 74H32V73H31ZM39 74H40V73H39ZM48 74H49V73H48ZM64 74H65V73H64ZM75 74H77V73H75ZM115 74H116V72H115ZM119 74H120V73H119ZM123 74H124V73H123ZM138 74H139V73H138ZM183 74H184V73H183ZM186 74H187V73H186ZM209 74H211V73H209ZM218 74H219V73H218ZM218 74H217V75H218ZM229 74H231V72H230ZM232 74H233V73H232ZM232 74H231V75H232ZM21 75H22V74H21ZM35 75H36V74H35ZM58 75H59V74H58ZM70 75H71V73H70ZM98 75H99V74H98ZM108 75H109V74H108ZM112 75H113V74H112ZM130 75H132V74H130ZM142 75H143V74H142ZM162 75H163V74H162ZM180 75H181V74L179 73V76H178V77H180ZM188 75H189V74H188ZM191 75H193V74H191ZM200 75H199V76H200ZM220 75H218V76H220ZM225 75H226V74H225ZM32 76H33V75H32ZM49 76H50V75H49ZM59 76H62V77H63V75H61V74H60ZM82 76H83V75H82ZM89 76H90V75H89ZM93 76H94V75H93ZM99 76H101V74H100ZM103 76H105V75H103ZM124 76H125V74H124ZM136 76H137V74H136ZM144 76H145V74H144ZM150 76H151V75H150ZM152 76H153V74H152ZM152 76H151V77H152ZM154 76H157V75H154ZM158 76H160V75H158ZM165 76H166V78H168V77H167V73L165 74ZM186 76H187V75H186ZM204 76H205V75H204ZM204 76H201V77L203 78ZM212 76H213L214 78L216 77V76H214V75H212ZM248 76H249V75H248ZM250 76H249V77H250ZM255 76H254V77L252 76V77L255 78ZM1 77H2V75H1ZM4 77H5V76H4ZM15 77H17V76L15 75ZM19 77H20V76H19ZM46 77H47V76H46ZM52 77H53V76H52ZM62 77H61V79H60V77H59L58 79H60V80L63 81V78H62ZM71 77H72V76H71ZM151 77H149V78H151ZM181 77H182V76H181ZM184 77H185V75H184ZM184 77H183V78H184ZM193 77H194V76H193ZM209 77H210V76H209ZM213 77H210V78L212 79ZM225 77H227V76H225ZM225 77H224V78H225ZM13 78H14V77H13ZM25 78H27V76H25ZM34 78H35V77H34ZM49 78H51V77H49ZM72 78H74V76H73ZM81 78L83 79V77H81ZM103 78H105V77H103ZM106 78H107V77H106ZM108 78H109V77H108ZM111 78H112V77H111ZM116 78H117V77H116ZM121 78H122V77H121ZM121 78H120V79H121ZM128 78H129V77H128ZM134 78H135V77H134ZM134 78H133V79H134ZM141 78H142V77H141ZM141 78H140V79H141ZM163 78H164V77H163ZM166 78H165V79H166ZM169 78H170V76H169ZM169 78H168V79H169ZM189 78H190L191 80H190V79H188V80H190L191 82H193L192 77H189ZM199 78H200V77H199ZM199 78H198V79H199ZM205 78H206V76H205ZM210 78H208V81L210 80ZM216 78H217V77H216ZM18 79H20V78H18ZM70 79H71V78H70ZM74 79H75V78H74ZM85 79H88V78H85ZM89 79H92V78L89 77ZM122 79H123V78H122ZM125 79H126V78H125ZM133 79H132V80H133ZM135 79H136V78H135ZM140 79H139V81H142V80H143V79H142V80H140ZM153 79H156V78L154 77ZM179 79H180V78H179ZM184 79H186V81H187V78H186V77H185ZM184 79H183V80H184ZM200 79H201V78H200ZM219 79H220V78H219ZM262 79H263V78H262ZM22 80H24V79H22ZM36 80H37V78H36ZM36 80H35V81H36ZM60 80H58L59 83H62V82H60ZM77 80H78V79H77ZM98 80H99V78H98ZM113 80H114V76H113ZM113 80H112V81H113ZM157 80H158V78L156 79V81H157ZM166 80H167V79H166ZM183 80H182V81H183ZM195 80H196V79H195ZM204 80H205V79H204ZM247 80H249V79H247ZM250 80H251V79H250ZM252 80L254 81V79H252ZM24 81H25V80H24ZM24 81H23V82H24ZM44 81H45V80H44ZM75 81H76V80H75ZM87 81H88V80H87ZM89 81H90V80H89ZM91 81H92V80H91ZM103 81L109 85L108 82H106L105 80H103ZM110 81H111V80H110ZM130 81H131V80H130ZM135 81H136V80H135ZM145 81H147V80H146V77H145ZM151 81H152V80H151ZM159 81H160V80H159ZM168 81H170V80H168ZM168 81H167V82H168ZM180 81H181V80H180ZM186 81H185V82H186ZM190 81H188V82H190ZM208 81H206V82H208ZM212 81H213V79H212ZM212 81H211V82H212ZM17 82H19V81H17ZM39 82H41V79H39ZM48 82H49V81H48ZM51 82H52V81H51ZM65 82H66V81H65ZM70 82H71V81H70ZM100 82H101V80H100ZM115 82H117V81H115ZM153 82H154V80H153ZM157 82H158V81H157ZM177 82H178V81H177ZM177 82L175 81V83H174V87H173V88L178 89L177 86L175 87V84H176ZM185 82H183V83H185ZM195 82H197V80H196ZM195 82H194V83H195ZM211 82H210V83H211ZM213 82H214V81H213ZM25 83H26V82H25ZM34 83H35V82H34ZM49 83H50V82H49ZM54 83H55V82H54ZM54 83H53V84H54ZM117 83H124V82H117ZM147 83H148V81H147ZM180 83H181V82H180ZM180 83H179V85H180ZM210 83H209V84H210ZM0 84L3 85V83H0ZM19 84H20V83H19ZM35 84H36V83H35ZM42 84H43V83H42ZM63 84H64V83H63ZM81 84H82V83H81ZM140 84H143V82L136 84V82H135V83H132V82H129V83H128V81H127V84L124 85V87H121V88H119V89H123V90H125V89H127V88H130V90H131V88H134L136 85H139V86H140ZM144 84H145V82H144ZM155 84H156V82H155ZM157 84H159V83H157ZM157 84H156V85H157ZM162 84H163V83H162ZM162 84H161V85H162ZM166 84H167V83H166ZM170 84H171V83H170ZM172 84H173V83H172ZM177 84H178V83H177ZM186 84H187V85H188V84L190 85V83H187V82H186V83H185V86H186ZM191 84H192V83H191ZM195 84L197 85V83H195ZM206 84H207V83H206ZM206 84H205V86H206ZM238 84H239V87H238V88H236V87L234 88V87H233L235 90H234V89H233V91L230 90L231 93H230L229 91H227V92H229L230 94H228V95L226 94V95H225L226 92H225V93L223 92L224 95L221 94V95H223V96H221V95L218 94V92H219L220 90H224L225 87H227V86H231V85H235V86H236V85H238ZM6 85L8 86V84H5V86H6ZM20 85H21V84H20ZM25 85H27V83H26ZM29 85H30V84H29ZM29 85H28V86H29ZM33 85H34V84H33ZM50 85H51V84H50ZM55 85L57 86V82L55 83ZM61 85H62V84H61ZM75 85H76V84H75ZM97 85H98V84H97ZM113 85H114V83H113ZM117 85H118V84H117ZM159 85H160V84H159ZM159 85H158V86H159ZM198 85H199V84H198ZM200 85H202V84L200 83ZM203 85H204V83H203ZM11 86H12V84H10V88H11ZM23 86H24V84H22V87H23ZM51 86H52V85H51ZM90 86H91V85H90ZM90 86H89V87H90ZM104 86H105V85H103V88H104ZM110 86H111V84H110ZM139 86H138V87H139ZM152 86H153V84H152ZM166 86H167V85H166ZM181 86H182V85H180V87H181ZM185 86H184V87H185ZM254 86H255V85H254ZM8 87H9V86H8ZM93 87H97V86H94V85H93ZM105 87H107V86H105ZM111 87H112V86H111ZM115 87H116V86H115ZM138 87H137V91L139 90ZM171 87H172V86H171ZM201 87H202V86H201ZM201 87H200V88H201ZM0 88H1V87H0ZM3 88H4V87H3ZM50 88H51V87H50ZM59 88H60V86H59ZM90 88H91V87H90ZM98 88H99V87H98ZM109 88H110V87H109ZM117 88H118V87H117ZM139 88H141V86H140ZM142 88H143V87H142ZM145 88H146V87H145ZM150 88H151V86H150ZM150 88H149V89H150ZM6 89H7V88H6ZM22 89H23V88H22ZM70 89H71V88H70ZM134 89H136V88H134ZM143 89H144V88H143ZM171 89H172V88H171ZM227 89H228V88H227ZM230 89H232V88H230ZM2 90H3V89L1 88V91H2ZM23 90H24V89H23ZM30 90H31V89H30ZM37 90H38V87H37ZM41 90H43V89H41ZM52 90H53V89H52ZM58 90H59V89H58ZM71 90H72V89H71ZM75 90H76V89H75ZM94 90H95V89H94ZM94 90H93V92H96V91H94ZM97 90H99V89H97ZM123 90H122V91H123ZM140 90H141V89H140ZM172 90H174V89H172ZM172 90H171V91H172ZM179 90H181V89H179ZM188 90L191 91V88H190V89L188 88ZM201 90H202V89H201ZM12 91H14V88H13ZM12 91H10L11 96L14 95V94L12 95ZM20 91H22L21 88H20ZM27 91H28V90H27ZM72 91L76 94V92H75L74 90H72ZM89 91H90V90H89ZM99 91H100V90H99ZM99 91H98V92H99ZM119 91H120V90H119ZM119 91H118V90H115V91L111 92L110 94H111L112 97H113V95H115L117 92L119 93ZM127 91H128V89H127ZM131 91H133V90H131ZM143 91H144V90H143ZM149 91H150V90L146 91V93H142V94H141V96H143V97H145V98L148 99V100L146 99L147 101H149V100H151V99L156 98V97L159 96V95L157 96V94L154 93L153 91H152V92H151V91L149 92ZM186 91H187V88H186ZM257 91L260 92L259 90H257ZM261 91H262V90H261ZM5 92L7 93V90H5ZM32 92H33V91H31V93H32ZM41 92H42V91H41ZM41 92H40V93H41ZM51 92H52V91L50 90V92H49L48 94H50ZM68 92H70V90H69ZM105 92H107V91L105 90ZM141 92H142V91H141ZM147 92H148V93H147ZM179 92H180V91H179ZM263 92H264V89H263ZM263 92H262V93H261V92L259 93V94H260V100H258V101L255 100V105H258V104H260V105L262 104V105H263V104H264V103H260V101L263 102L262 100H264V99L262 98V96H261V94H264ZM3 93H4V92H3ZM8 93H9V90H8ZM8 93H7V94H8ZM15 93H17V92H15ZM21 93H22V92H21ZM21 93H19V95H18V94L15 95V96H20ZM28 93H29V92H28ZM44 93H45V92H44ZM44 93H43V94H44ZM55 93H56V92H55ZM128 93H129V92H128ZM165 93L168 94L169 92H168V91H164V93L162 92V94H165ZM173 93H174V91H173ZM173 93H171V100H170V102H172V100H178V99H173L172 96H173L176 92H175L174 94H173ZM182 93H183V92H182ZM184 93H185V92H184ZM184 93H183L182 95H184ZM45 94H46V93H45ZM45 94H44V95H45ZM63 94H65V93H63ZM63 94H62V95H63ZM70 94H73V93H70ZM75 94H74V95H75ZM162 94H161V95H162ZM169 94H170V93H169ZM256 94H257V93L254 94V92H253V94L251 93L250 96H249L250 99L252 98L251 95L253 96V95H256ZM259 94L256 95V96H259ZM8 95H9V94H8ZM32 95H33V94H32ZM39 95H40V94H39ZM68 95H69V94H68ZM90 95H91V94H90ZM128 95H129V94H128ZM175 95H177V98L180 97V95H178V92H177ZM175 95H174V96H175ZM0 96H2V93H0ZM15 96H13L14 99H15ZM22 96H24V95H22ZM29 96L31 97V94H29L28 97H29ZM35 96H36V95H35ZM54 96H55V95H54ZM64 96H66V94H65ZM64 96H63V97H64ZM104 96H105V99H106V95H104ZM116 96H118V95H116ZM134 96H135V95H134ZM166 96H168V95H166ZM189 96H190V94H189ZM2 97H3V96H2ZM2 97H1V99H2ZM32 97H34V95H33ZM44 97H45V96H44ZM48 97H49V96H48ZM77 97H78L77 95L74 96V98H77ZM79 97H80V96H79ZM100 97H101V96H100ZM112 97H111V98H112ZM132 97H133V96H132ZM135 97H136V96H135ZM139 97H140V96H139ZM143 97H140V98L142 99ZM187 97H188V95H187ZM4 98H5V100L8 99V98L6 99V97H4ZM9 98H10V97H9ZM16 98L18 99L19 102L21 101V100L19 99V97H16ZM20 98H21V97H20ZM34 98H35V97H34ZM34 98H33V99L31 98L32 102H33ZM37 98H39V96H38V97L36 96L35 99H37ZM45 98H46V97H45ZM67 98H68V96H67ZM67 98H66L65 100H63V101H67V100H68V101H67V102H68V105L72 106V105H71V102H73V100H72V101L70 102V104H69V99H71V98H70V97H69L68 99H67ZM91 98H92V97H91ZM107 98H108V97H107ZM120 98H121V97H120ZM163 98H166V97H163ZM181 98L183 99L184 96H182ZM209 98H212L211 101H210V103H212V104H211V105L208 104V105H210V106H213V105H214V106H215V107L213 106V108L211 107L212 109H210V111H209L210 113H212L211 110H212V111H215V112H214L215 114L213 113V114H214V115H213V116H214V119H212V120L210 119V120H211L210 122H208V120L204 118V116L206 117V115H207L206 113H207L208 111H207L206 113H203V114L201 115V112L206 111V109L208 108L207 105H206L207 108L205 109V106H204V105L206 104V100L208 101ZM253 98H255V97H253ZM261 98H262V99H261ZM10 99H11V98H10ZM14 99H13V102L15 101ZM43 99H44V98H43ZM52 99H53V98H52ZM92 99H94V98H92ZM129 99H130V98H129ZM136 99H137V97H136ZM136 99H134V100H136ZM167 99H168V98H167ZM179 99H180V98H179ZM198 99H200V98H198ZM201 99H202V98H201ZM222 99H223V100H222ZM257 99H259V97H258ZM23 100H24V97H23ZM31 100H29V102H30ZM37 100H38V99H37ZM40 100H42V99H40ZM78 100H79V99H78ZM103 100H104V98H103ZM115 100H116V99H115ZM146 100H145V101H146ZM164 100H165V99H164ZM180 100H181V99H180ZM195 100H196V99H195ZM195 100H194V98H193L194 103L196 102ZM11 101H12V100H11ZM11 101H10V103H12ZM42 101H43V100H42ZM45 101H46V100H45ZM59 101H61V99H60ZM111 101H112V100H111ZM117 101H118V100H117ZM119 101H125V98L123 97V98H121V100H119ZM143 101H144V99H143ZM145 101H144V102H145ZM151 101H152V100H151ZM158 101H159V100H158ZM168 101H169V99H168ZM202 101H203V102H202ZM247 101H248V100H247ZM249 101H250V100H249ZM15 102H16V101H15ZM36 102H37V101H36ZM36 102H35L34 104H36ZM39 102H40V101H39ZM51 102H53V101H51ZM76 102H77V101H76ZM129 102H131V100H129ZM137 102H138V101H137ZM149 102H150V101H149ZM160 102H161V101H160ZM175 102H177V101H175ZM175 102H174V103H175ZM182 102H183V101H182ZM184 102H185V101H184ZM257 102H259V103H257ZM2 103H4V102H2ZM23 103H25V102H23ZM23 103H20V105L25 107L26 105H22ZM37 103H38V102H37ZM48 103H49V102H48ZM166 103H167V102H166ZM180 103H181V102H180ZM186 103H187V104L189 103V104L191 105V104L193 103V102H192V98H191V99H190V97L187 98ZM247 103H248V102H247ZM252 103H254L253 100H252ZM252 103H251V105H253ZM256 103H257V104H256ZM12 104H13V103H12ZM18 104H19V103H18ZM32 104H33V103H32ZM32 104H31V105H32ZM51 104H52V103H51ZM54 104H55V103H54ZM82 104H83V103H82ZM107 104H108V102H107ZM109 104H110V103H109ZM161 104H162V103H161ZM163 104H164V102H163ZM163 104H162V105H163ZM167 104H168V103H167ZM167 104H166V107H167ZM197 104H198V103H197ZM197 104L195 103L194 105H197ZM224 104H225V103H224ZM249 104H250V102H249ZM249 104H248V105H249ZM15 105H16V104L14 103L12 106L15 107ZM27 105H28V104H27ZM38 105H39V104H38ZM64 105H65V104H64ZM78 105H79V104H78ZM78 105H77V108L79 107ZM83 105H84V104H83ZM91 105H92V104H91ZM138 105H141L140 102H139ZM150 105H151V103H150ZM169 105H170V104H169ZM172 105L174 106V104L171 103V106H172ZM190 105H189V108H190ZM6 106H7V105H6ZM8 106L10 107V105H8ZM12 106H11V107H12ZM18 106H19V105H18ZM18 106H17L16 108H14V109H18V108H19ZM32 106H33V105H32ZM32 106H30V108H31ZM34 106H35V105H34ZM53 106H54V105H53ZM55 106H57V104H55ZM70 106H69V107H70ZM86 106H87V105H86ZM109 106H110V105H109ZM133 106H134V105H133ZM133 106H132V107H133ZM192 106H193V104H192ZM192 106H191V107H192ZM219 106H220V105H219ZM26 107H27V106H26ZM26 107H25V109L27 110ZM38 107H39V106H38ZM40 107H41V106H40ZM40 107H39V108H40ZM51 107H52V106H51ZM58 107H59V106H58ZM58 107H57V109H59ZM63 107H64V106H63ZM145 107H146V106H145ZM147 107H148V106H147ZM150 107H151V106H150ZM150 107H149V108H150ZM176 107H177V106H176ZM249 107H250V108H249ZM260 107H262V106H259V108H260ZM263 107H264V106H263ZM263 107H262V108H263ZM35 108H36V106H35ZM35 108H34V109H35ZM65 108H66V107H65ZM88 108H90V107H88ZM98 108H99V107H98ZM107 108H108V107H107ZM107 108H106V109H107ZM139 108H140V107H139ZM141 108H142V106H141ZM151 108H152V107H151ZM156 108H158V107H156ZM169 108H170V107H169ZM169 108L167 107V111L165 110L166 113H167V112L170 113V111H168V110H170ZM173 108H174V107H173ZM189 108H188V110H190V113L193 114V113H194L193 110H192V112H191V109H189ZM192 108H194V107H192ZM209 108H210V107H209ZM219 108H220V107H219ZM239 108H240V109H239ZM246 108H247V107H246ZM246 108H245V110H246ZM251 108H252L251 106H248L247 109H251ZM254 108H256V107L254 106ZM257 108H258V106H257ZM3 109H4V108H3ZM32 109H33V107H32ZM32 109H31V111L34 112V110H32ZM36 109H37V108H36ZM46 109H47V108H46ZM57 109H56V110H57ZM66 109H67V108H66ZM73 109H74V108H73ZM81 109H82V108H81ZM104 109H105V108H104ZM106 109H105L104 111H106ZM114 109H115V108H114ZM135 109H136V108H135ZM164 109H166V108H164ZM178 109H179V108H178ZM260 109H261V108H260ZM260 109H256V110H259V113H260ZM10 110L12 111V109H10ZM20 110H21V108H20ZM23 110H24V109H23ZM38 110H39V109H38ZM40 110H41V108H40ZM50 110H51V109H50ZM77 110H78V109H77ZM176 110H177V108H176ZM208 110H209V109H208ZM219 110H220V109H219ZM221 110H222V109H221ZM221 110H220V111H221ZM235 110H236V109H235ZM235 110H234V111H235ZM245 110H243V111H245ZM251 110H255V109L252 108ZM251 110H249V112H250ZM261 110H262V109H261ZM21 111H22V110H21ZM35 111H36V110H35ZM43 111H44V110H43ZM99 111H100V110H99ZM136 111H138V110H136ZM136 111H135V112H136ZM143 111H144V110H143ZM159 111H160V110H159ZM179 111H180V110H179ZM182 111L184 112V110H182ZM8 112H9V111H7V113H8ZM18 112H19V110H18ZM27 112H29V111H27ZM36 112H37V111H36ZM36 112H35V113H36ZM58 112H59V111H58ZM61 112H62V111H61ZM61 112H59V113H61ZM67 112H68V111H67ZM113 112H115V111H113ZM116 112H117V111H116ZM132 112H133V111H130V114H132ZM139 112H140V111H139ZM147 112H148V111H147ZM165 112H164V113H165ZM172 112H174V111H172ZM217 112L219 113V111H217ZM246 112H248V111H246ZM246 112H243L244 114L241 116V115H235V114H236V111H235V112H234L235 114L233 113V114L235 115V116H233L234 118H233V119L231 118V119L233 120V121H232V126H231V128L228 129V130H226V131H224V132L219 131V130H218V131H215V130H214V129H216L217 127H219V125H217L219 122H218V123L216 122V125H217V126H216L215 124H212V128H213V126H216V127H214V128L212 129L213 131L210 130V131L213 133V134H211V135H214V136H212V137H215L214 140H215L216 138L221 139V142H222V143L225 142V141H227V140H230L231 143H232L231 145H233V148H231V150H230V147H229V149H228V150L231 151L232 154L227 150V151L229 152V154H228L227 152L221 153V157H222L221 159L219 158V157H220V156H219L220 154H219V155L216 154V155L218 156L217 159L219 158L220 161H218V160H219V159H218L217 161L214 160L215 162H214V161L210 162L211 160H209V161L205 160V159H207V158H205V159L203 160L202 158H203L205 155L202 156V158H201V161H202V160H203V161H206L205 164H204V167L209 168V171L211 170V172H213V174H215V175L217 176V177L215 178V179H216V182H214V181L212 180V179H214V177H213V175L210 174V175L213 177L211 180L215 183V184L213 185V187H212V190L214 191V193H215V195H216V196H215V199H216V200H217V198L220 197L219 195L222 196V194H223V195H226V196L235 197L236 195H239V194L244 193L245 190H246V186H245L244 184H242V182H243V180H245V177H246V175H247V173H246V168L248 167V165H250L248 162H249V161H251V162L253 161V160H249L248 162L246 161V144L248 145V142L250 141V138H248V137H250L249 135H251V133H252L251 130H252L253 128L256 127L255 124H253L254 121H252L253 123H252V122L250 123V122L248 121V122L251 124L250 127H248V126H249V123H247L248 126L246 125V120H247V119H246V117H244L245 115H248V114H245ZM251 112H252V111H251ZM263 112H264V110H263ZM12 113H13V111H12ZM12 113H11V114H12ZM15 113H17V112H15ZM19 113H20V112H19ZM62 113H63V112H62ZM68 113H69V112H68ZM70 113H71V112H70ZM76 113H77V111H76ZM93 113H94V112H93ZM96 113H97V112H96ZM98 113H99V112H98ZM122 113H123V112H122ZM148 113H149V112H148ZM151 113H153V112H151ZM160 113H161V112H160ZM160 113H159V114H160ZM175 113H176V112H175ZM175 113H174V115H175ZM195 113H196V112H195ZM0 114H1V113H0ZM31 114H33V113H31ZM57 114H58V113H57ZM63 114H64V113H63ZM103 114H104V113H103ZM113 114H114V113H113ZM128 114H129V113H128ZM176 114H177V113H176ZM191 114H188V115H191ZM219 114H220V113H219ZM221 114H222V113H221ZM233 114H232V115H233ZM249 114H252V113H249ZM1 115H2V114H1ZM17 115H18V114H17ZM24 115H25V114H24ZM70 115H71V114H70ZM74 115H75V114H74ZM76 115H78V114H76ZM133 115H134V113H133ZM162 115H163V114H162ZM164 115H165V114H164ZM164 115H163V116H164ZM171 115H172V114H171ZM177 115H178V114H177ZM179 115H181V114L179 113ZM193 115H194V114H193ZM203 115H204V116H203ZM210 115H211V114H210ZM223 115H225V114H223ZM11 116H12V119H13L14 116H13V115H11ZM33 116H34V115H33ZM35 116H37V114H35ZM49 116H50V115H49ZM67 116H68V114H67ZM145 116H146V115H145ZM154 116H155V115H154ZM156 116H158V115H156ZM156 116H155V117H156ZM163 116H162V117H163ZM166 116H167V114H166ZM166 116H165V117H166ZM183 116H184V117H183V118H184L183 121H184V120H187V118L191 119L189 116L185 119V115H184V114H183ZM213 116H210V117L213 118ZM217 116H219V115H217ZM221 116H222V115H221ZM226 116H227V115H226ZM229 116H231V115H229ZM229 116L226 117V118L228 119ZM254 116H255V115H254ZM257 116H258V115H257V113H256V116H255V117H257ZM1 117H2V116H1ZM18 117H20V116L18 115ZM23 117H24V116H23ZM29 117H30V116H29ZM58 117H61V114H60V116H58ZM81 117H83V116H81ZM119 117H120V115H119ZM126 117H129V115H127ZM130 117L132 118V116H130ZM130 117H129L130 121L128 122L129 124H127V125H130L131 122H132ZM151 117H152V115H150L149 118H151ZM162 117H161V118H162ZM165 117H163V119H164ZM175 117H176V115H175ZM219 117H220V116H219ZM219 117H217L219 120H218V119H216V120L221 121L222 118H221V117L219 118ZM222 117H223V116H222ZM250 117H252V116H250ZM2 118H3V117H2ZM47 118H48V117H47ZM65 118H66V117H65ZM65 118H62V119H65ZM122 118H123V117H122ZM133 118H134V116H133ZM167 118H168V116H167ZM167 118H165V119L167 120ZM177 118H178V117H177ZM208 118H209V117H208ZM226 118H225V119H226ZM6 119H7V118H6ZM17 119H18V118H17ZM19 119H20V118H19ZM22 119H23V118H22ZM73 119H74V118H73ZM77 119H78V117H77ZM93 119H94V118H93ZM93 119H92V120H93ZM96 119H97V118H96ZM119 119H120V118H119ZM127 119H128V118H127ZM129 119H128V120H129ZM155 119H157V117H156ZM189 119H188L187 121H189ZM204 119H205V120H204ZM227 119H226V120H227ZM252 119H254V118H252ZM259 119H260V118H259ZM0 120H1V119H0ZM7 120H8V119H7ZM24 120H25V119H23V122H24ZM38 120H39V119H38ZM58 120H59V119L57 118L56 121L58 122ZM115 120H116V118H115ZM124 120H126V118H125ZM140 120H141V119L139 118V121H140ZM159 120H160V118H159ZM180 120H181V118H180ZM180 120H178V121L180 122ZM191 120L193 121V119H191ZM216 120H215V121H216ZM228 120H229V119H228ZM228 120H227V122H228ZM249 120L251 121V119H249ZM262 120H263V119H262ZM2 121L5 123L4 119H3ZM9 121H10V117H9ZM26 121H27V120H25V122H26ZM33 121H35V119H34ZM44 121H46V120H44ZM70 121H72V119H70ZM74 121H75V120H74ZM109 121H110V120H109ZM118 121H119V120H118ZM120 121H121V120H120ZM142 121H143V120H142ZM145 121H146V120H145ZM161 121H162V120H161ZM161 121H160V123H161ZM167 121H168V120H167ZM167 121H166V122H167ZM171 121H172V120H171ZM183 121H181V122H182L181 124L178 123V124H180V127H177V128L172 132V134H173V135H176L177 137H179V140L181 139V142H182L183 144H186V145H187V149H188V146H189L190 142L193 141V139L196 138L195 141H197L198 139L203 140L202 137L204 138V136H202V135H205V134H203V133H197V134H196V131H195V134L193 135V134L191 133V131H190V127L194 125L193 123H195V121H193V122L191 121L192 123H190V122H189V123H187V122H186V123H183ZM215 121H214V122H215ZM223 121H224V119H223ZM258 121H259V120H258ZM258 121H256L255 123H257V125H258L259 127H260V125H261V127H264V125H262V123H263L264 121H263V122H259V124L261 123L260 125L258 124ZM260 121H261V120H260ZM6 122H7V121H6ZM18 122L20 123V120H19ZM25 122H24V123H25ZM42 122H43V121H42ZM46 122H47V121H46ZM52 122H53V121H52ZM60 122H61V121H60ZM95 122H96V121H95ZM95 122H93V123H95ZM121 122H122V121H121ZM143 122H144V121H143ZM172 122H174V121H172ZM227 122L224 121V122H222V123H223V124L226 123L225 125H227V124H228ZM1 123H2V122H1ZM1 123H0V124H1ZM21 123H22V122H21ZM34 123H35V122H34ZM43 123H44V122H43ZM55 123H56V122H55ZM69 123H70V122H69ZM69 123H67V124H69ZM71 123H72V122H71ZM71 123H70V124H71ZM74 123H75V122H74ZM77 123H78V122H77ZM90 123H92V122H90ZM123 123H124V125L126 124V122H123ZM132 123H135V122H132ZM148 123H149V121L147 122V124H148ZM160 123H159V124H160ZM220 123H221V122H220ZM222 123H221V124H222ZM7 124H8V123H7ZM37 124H38V123H36V126H38ZM52 124H53V123H52ZM118 124H119V123L116 122V125H117V126H122L121 123H120L121 125H118ZM135 124H136V123H135ZM135 124H134V125H135ZM138 124H139V123H138ZM149 124H150V123H149ZM149 124H148V125H149ZM157 124H158V123H157ZM164 124H165V123H164ZM167 124H168V123H167ZM170 124H171V123H170ZM178 124H177V125H178ZM223 124H222V125H223ZM12 125H13V122H12ZM23 125H24V124H23ZM26 125H27V123H26ZM54 125H55V124H54ZM59 125H60V124H59ZM78 125H79V124H78ZM101 125H102V124H101ZM111 125H112V124H111ZM141 125H143V124H141ZM148 125H145V126H147V127L150 129V128L152 127V125H151V127L148 126ZM155 125H156V124L153 123V126H154V127H156ZM162 125H163V121H162ZM252 125H254L255 127L251 128ZM8 126H10V125H8ZM21 126H22V125H21ZM28 126H29V125H28ZM48 126H49V125H48ZM63 126H64V125H63ZM86 126H87V125H86ZM93 126H94V124H93ZM95 126H96V124H95ZM130 126L134 127L132 124H131ZM130 126H129V127H130ZM197 126H198V125H197ZM197 126H196V127H197ZM1 127H2V126H1ZM14 127H15V126H14ZM24 127H25V126H24ZM24 127H23V129H25ZM38 127H39V126H38ZM54 127H55V126H54ZM75 127H76V126H75ZM75 127H74V128H75ZM79 127H80V126H79ZM96 127H97V126H96ZM109 127H110V125H109ZM124 127H125V126H124ZM129 127H128V128H129ZM135 127H136V126H135ZM143 127H144V126H143ZM164 127H165V126H164ZM164 127H163V128H164ZM172 127H173V126H172ZM209 127H210V126H209ZM224 127H225V126H224ZM227 127L229 128V125H227L226 128H227ZM28 128H29V127H27L26 129H28ZM45 128H46V127H45ZM64 128L66 129V127H64ZM84 128H85V127H84ZM103 128H104V127H103ZM103 128H101V131H103ZM117 128H118V127H117ZM138 128H139V126H138ZM148 128H146V130H148ZM157 128H158V129H161V130L163 129L162 127L159 128L158 126H157ZM219 128L221 129V125H220ZM248 128H249L250 131H247ZM250 128H251V129H250ZM1 129H2V128H1ZM19 129H20V128H19ZM19 129H18V126H17V130H19ZM40 129H41V128H40ZM49 129H50V128H49ZM57 129H59V128L57 127ZM105 129H106V128H105ZM114 129H115V128H114ZM129 129H130V128H129ZM140 129H141V126H140ZM155 129H156V128H155ZM158 129H157V131H158L157 133L159 134L160 131H159ZM165 129H166V127H165ZM165 129H164V131H165V133H166L167 131H166ZM191 129H196V128L193 127V128H191ZM210 129H211V127H210ZM246 129H247V130H246ZM8 130H9V129H8ZM14 130H15V129H14ZM43 130H44V129H43ZM43 130H41V131H43ZM50 130H51V129H50ZM62 130H63V128H62ZM93 130H94V129H93ZM118 130H119V129H118ZM121 130H122V129H121ZM132 130H133V133H134L135 128H134V129L132 128ZM132 130H131V132H132ZM151 130H152V129H150V131H151ZM167 130H168V129H167ZM199 130H200V129H199ZM199 130H198V132H199ZM255 130H256V129H255ZM260 130H261V129H260ZM19 131H20V130H19ZM26 131H27V130H26ZM28 131H29V130H28ZM28 131H27V133H28ZM36 131H37V130H36ZM47 131H48V130H47ZM54 131L56 132V130H54ZM59 131H61V129H60ZM72 131H73V130H72ZM74 131H75V130H74ZM87 131H88V129H87ZM97 131H98V130H97ZM105 131H106V130H105ZM124 131H125V129H124ZM148 131H149V130H148ZM150 131H149V132H150ZM162 131H163V130H162ZM162 131H161V132H162ZM200 131H201V130H200ZM202 131L204 132L205 129H202ZM202 131H201V132H202ZM206 131H207V130H206ZM206 131H205V132H206ZM246 131H247V132H246ZM257 131H259V130H256V133H259V132H257ZM14 132H15V131H14ZM61 132H62V131H61ZM92 132H93V131H92ZM113 132H114V131H113ZM117 132H120V131H117ZM140 132H142V131H140ZM149 132H148V135H149ZM152 132H153V131H152ZM260 132H261V131H260ZM0 133H1V132H0ZM9 133H10V136H11V134H13V133H12V129H11V132H10V130H9L8 134H9ZM22 133H23V132H22ZM22 133H19V134L23 135ZM38 133H39V131H38ZM50 133H51V132H50ZM74 133H75V132H74ZM77 133H79V132L77 131ZM110 133L112 134V131H110ZM120 133H122V132H120ZM120 133L117 134V136H118V135L121 136ZM155 133H156V132H155ZM157 133H156V134H157ZM162 133H163V132H162ZM162 133H161V134H162ZM208 133H209V131H208ZM247 133H249V135H248ZM253 133H254V131H253ZM263 133H264V132H263ZM4 134H5V133H4ZM41 134H42V133H41ZM58 134H59V132L57 133V135H58ZM82 134H83V133H82ZM89 134H90V133H89ZM94 134L96 135L97 132L94 133ZM94 134H92V135H94ZM108 134H109V133H108ZM122 134H123V136H124V133H122ZM126 134H127V132H126ZM128 134H129V131H128ZM15 135H16V133H15ZM15 135H13V136H15ZM28 135H29V134H28ZM28 135H27V136H28ZM44 135H45V134H44ZM52 135H53V133H52ZM68 135H69V134H68ZM70 135H71V134H70ZM78 135H79V134H78ZM95 135H94V136H95ZM148 135H147V136H148ZM254 135H255V133H254ZM0 136H1V135H0ZM4 136H5V135H4ZM13 136H12V137H13ZM29 136H30V135H29ZM89 136H90V135H89ZM94 136H93V137H94ZM110 136H111V135H110ZM150 136H151V135H150ZM159 136H160V134H159ZM166 136H167V135H166ZM171 136H172V135H171ZM176 136H175V137H176ZM246 136H247V138H246ZM263 136H264V135H263ZM263 136H262V137L259 136V137H260V138H264ZM5 137H6V136H5ZM17 137H19V136L17 135ZM17 137H16V138H17ZM40 137H41V136H40ZM74 137H75V135H74ZM78 137H79V136H78ZM124 137H125V136H124ZM130 137H131V135H130ZM136 137H137V136H136ZM152 137H154V136H152ZM152 137H150V138H152ZM19 138L23 139L22 136L19 137ZM19 138H18V139H19ZM30 138H31V137H30ZM47 138H48V137H47ZM51 138H52V137H51ZM53 138H54V137H53ZM55 138H56V137H55ZM82 138H85V137L83 136ZM94 138H95V137H94ZM96 138H97V137H96ZM109 138H110V137H108V139H109ZM117 138H118V137H117ZM122 138H123V137H122ZM127 138H128V137H127ZM141 138H142V137H141ZM205 138H206V139H204V142H205V141L210 142L209 140H213V139H211V136H210V139H209L208 137H205ZM0 139H2V137H0ZM8 139H9V138H8ZM21 139H20V140H21ZM42 139H45V138L43 137ZM42 139H41V140H42ZM70 139H71V138H70ZM123 139H124V138H123ZM156 139H157V138H156ZM172 139H173V138H172ZM257 139H258V138H257ZM25 140H26V139H25ZM62 140H63V139H62ZM72 140H73V139H72ZM74 140H75V139H74ZM74 140H73V141H74ZM82 140H83V139H82ZM105 140H106V139H105ZM111 140H112V139H111ZM135 140H138V139H135ZM141 140H142V139H141ZM144 140H145V141H144ZM144 140L141 141V142H142V146L145 145L144 142L146 143V139H144ZM147 140H148V137H147ZM149 140H151V139H149ZM154 140H155V139H154ZM176 140H178V138H176ZM254 140H255V138H254ZM260 140H261V139H260ZM260 140L258 139V142H259ZM12 141H13V140H12ZM22 141H23V140H22ZM47 141H48V139H47ZM54 141H55V140H54ZM80 141H81V140H80ZM90 141H91V140H90ZM90 141H89V142H90ZM96 141H97V140H96ZM108 141H109V140H108ZM129 141L133 142L132 140H130V138L128 139L127 142H129ZM151 141H152V140H151ZM151 141H150V142H151ZM174 141H175V140H174ZM174 141H172V142H174ZM262 141H263V139H262ZM262 141H261V142H262ZM2 142H3V141H2ZM6 142H7V141H6ZM17 142H18V141H17ZM91 142H92V141H91ZM104 142H105V141H104ZM122 142H124V141H121V143H122ZM141 142H140V145H141ZM172 142H171V144H173ZM227 142H228V141H227ZM227 142H226V144H227ZM255 142H257V141L255 140ZM258 142H257V143H258ZM261 142L258 143L259 146H257V145H256L257 147L255 146L256 149L253 148L254 151L259 150L258 147L262 148V145L260 146V143H261ZM0 143H1V142H0ZM8 143H9V142H8ZM11 143H12V142H11ZM13 143H14V142H13ZM19 143H20V145H21L22 142H19ZM61 143H62V142H61ZM110 143H111V142H110ZM134 143H135V141H134ZM148 143H149V142H148ZM167 143H169V145H168V144L166 145V143H165L164 145H166L167 147L171 145L170 142L167 141ZM177 143H178V141H177ZM194 143H196V148H198L199 145H200V146L202 145V144H199V145L197 146V144L200 143V140L198 141V143H197V142H194ZM217 143H218V142H217ZM229 143H230V142H229ZM252 143H254V142H252ZM262 143H264V141H263ZM262 143H261V144H262ZM14 144H17V143H14ZM14 144H12L13 147H15ZM23 144H24V143H23ZM44 144H46V143L44 142ZM52 144H53V142H52ZM62 144H63V143H62ZM88 144H89V143H88ZM92 144L94 145L93 142H92ZM96 144H97V143H96ZM111 144H112V143H111ZM118 144H119V142H118ZM127 144H128V143H127ZM130 144L132 145V143H130ZM149 144H150V146H151V143H149ZM149 144H148L147 146H149ZM155 144H156V143H155ZM174 144H175V143H174ZM204 144H206V143H204ZM208 144H209V143H208ZM1 145H4V144H1ZM1 145H0V146H1ZM17 145H18V144H17ZM34 145H35V144H34ZM34 145H33V146H34ZM36 145H37V144H36ZM98 145H99V142H98ZM119 145H120V144H119ZM121 145H123V144H121ZM131 145H130V146H131ZM177 145H178V144H177ZM194 145H195V144H194ZM194 145H191V146H194ZM210 145H211V144H210ZM250 145H251V144H250ZM250 145H249V146H250ZM27 146H28V145H27ZM59 146L61 147V145H59ZM79 146H80V144H79ZM88 146H90V145H88ZM111 146H112V145H111ZM124 146H125V144H124ZM127 146H128V145H127ZM132 146H134V145H132ZM136 146H137V145H136ZM136 146H134L135 149H136ZM159 146H160V144H159ZM180 146H181V145H180V142H179V147H180ZM207 146H209V145H207ZM211 146H212V145H211ZM219 146H222V145L219 144ZM226 146H227V145H226ZM1 147H2V146H1ZM47 147H49V146H47ZM57 147H58V146H56V148H57ZM120 147H121V146H119V148H120ZM122 147H123V146H122ZM138 147H139V144H138ZM144 147H145V146H144ZM161 147H162V144H161ZM170 147L172 148V146H170ZM170 147L167 148V149H168V150H171ZM175 147H176V146H175ZM177 147H178V146H177ZM250 147H251V146H250ZM7 148H8V147H7ZM17 148H18V147H17ZM24 148H25V147H24ZM103 148H104V147H103ZM113 148H114V147H113ZM125 148H126V147H125ZM125 148H124V149H125ZM130 148H131V147H130ZM152 148H153V147H152ZM162 148H163V147H162ZM164 148H166V147H164ZM181 148H182V147H181ZM194 148H195V147H194ZM194 148H193V149H194ZM199 148H200V147H199ZM199 148H198V149H199ZM209 148H210V147H209ZM213 148H214V147H213ZM215 148H217V147H215ZM215 148H214V149H215ZM223 148H224V147H223ZM248 148H249V147H248ZM257 148H258V149H257ZM3 149H4V148H3ZM5 149H6V148H5ZM33 149H34V148H33ZM37 149H38V148H37ZM46 149H47V148H46ZM64 149H65V148H64ZM73 149H74V148H73ZM76 149H77V147H75V151H76ZM79 149H81V148H78V150H79ZM90 149H91V147H90ZM94 149H96V146H95ZM94 149H93V150H94ZM97 149H98V148H97ZM126 149H127V148H126ZM131 149H132V148H131ZM135 149H134V150H135ZM139 149H140V148H139ZM139 149H136V150H139ZM144 149H145V148H144ZM184 149H186V148H184ZM189 149H190V147H189ZM193 149H192V150H193ZM204 149H205V148L202 146L203 153H204V154H206V153L208 154V151H209V150L205 153L206 149H205V151H204ZM207 149H208V148H207ZM9 150H11V149H9ZM18 150H19V148L17 149V152H18ZM30 150H31V149H30ZM48 150L50 151V148H49ZM107 150H109V149L107 148ZM107 150H106V152H109V151H107ZM113 150H115V149H113ZM120 150H121V148H120ZM141 150H142V149H141ZM162 150H163V149H162ZM175 150H176V148H175ZM195 150L198 151L197 149H195ZM202 150L198 151L199 154H200V152H202ZM211 150H213V149L211 148ZM215 150H216V149H215ZM215 150H213V151H211V152H214ZM11 151H13V150H11ZM64 151H65V150H64ZM157 151H159V150H157ZM163 151H164V150H163ZM172 151H173V150H172ZM187 151H189V152H187ZM225 151H226V150H225ZM232 151H233V152H232ZM26 152H27V149H26ZM31 152H32V151H31ZM60 152H61V151H60ZM62 152H63V151H62ZM72 152H73V151H72ZM78 152H79V151H78ZM85 152H86V150H85ZM111 152H112V150H111ZM116 152H117V151H116ZM126 152H130V151H126ZM131 152H132V151H131ZM137 152H138V151H137ZM152 152L154 153V150L151 151V153H152ZM159 152H160V151H159ZM159 152H158V153H159ZM164 152H165V151H164ZM164 152H163V153H164ZM193 152H194V151H193ZM218 152H219V151H218ZM221 152H222V150H221ZM257 152H259V154H260L261 152H264V151H260V150H259V151H257ZM257 152H256V154L254 153V156H257V157H255L254 159L259 158V156H260L259 154H258L259 156L257 155ZM40 153H41V152H40ZM74 153H75V152H74ZM74 153H73V154H74ZM79 153H80V152H79ZM79 153H78V155H79ZM86 153H87V155H88V152H86ZM102 153H103V152H102ZM117 153H118V152H117ZM120 153H121V151H120ZM134 153H135V152H134ZM140 153H141V152H140ZM153 153H152V155H153ZM172 153H173V152H172ZM174 153L176 154V156H178V153H177L176 151H175ZM174 153H173V154H174ZM186 153H188V155L191 154V153H190V150H186ZM203 153H202V155H203ZM226 153H227V154H226ZM250 153H251V151H250ZM4 154L6 155V153H4ZM13 154H14V153H13ZM16 154H17V153H16ZM59 154H61V153H59ZM75 154H77V153H75ZM109 154H110V153H109ZM130 154H132V153H130ZM159 154H160V153H159ZM165 154H166V152H165ZM199 154H198V155H199ZM207 154H206L205 157H208ZM212 154H214V153H212ZM222 154H226V155H222ZM5 155H4V156H5ZM19 155H20V153H19ZM35 155H36V154H35ZM62 155H63V154H62ZM62 155H61V157L64 158ZM84 155H85V154H84ZM110 155H111V154H110ZM114 155H115V154H114ZM121 155H122V154H121ZM126 155H127V153H126ZM128 155H129V154H128ZM143 155H144V153H143ZM166 155H167V154H166ZM179 155H180V154H179ZM188 155H187V154H185V155H184V154H183V155L181 154V157H179V158L182 159V160H185V159H186V156L188 157ZM191 155H192V154H191ZM195 155H196V154H194V157H195ZM209 155H210V152H209ZM251 155H253V154L251 153ZM262 155H264V154L262 153ZM2 156H3V155H2ZM11 156H12V155H11ZM14 156H15V155H13V157H14ZM16 156H17V155H16ZM16 156H15V157H16ZM27 156H28V154H27ZM31 156H32V155H31ZM39 156H40V155H39ZM48 156H49V155H48ZM75 156H76V155H75ZM88 156H89V155H88ZM108 156H109V155H108ZM115 156H116V155H115ZM132 156H133V155H132ZM161 156H162V155H161ZM173 156H174V155H173ZM173 156H172V157H173ZM199 156H200V155H199ZM214 156H215V155H214ZM232 156H233V157H232ZM15 157H14V158H15ZM43 157H44V154H43ZM65 157H66V156H65ZM67 157H68V156H67ZM71 157H72V156H71ZM78 157H79V156H78ZM82 157H83V156H82ZM109 157H110V156H109ZM116 157H117V156H116ZM138 157H139V156H138ZM155 157H156V156H155ZM162 157H163V156H162ZM172 157H171V159H172ZM196 157H197V156H196ZM209 157L212 158L213 155H210ZM236 157H237L238 160L235 159ZM248 157H249V156H248ZM248 157H247V158H248ZM261 157H263V156H261ZM5 158H7V156H6ZM21 158H22V157H20V159H21ZM44 158H45V157H44ZM73 158H74V156H73ZM87 158H88V157H87ZM89 158H90V157H89ZM157 158H158V156H157ZM164 158H165V157H164ZM211 158H209V159H211ZM213 158H214V157H213ZM213 158H212V159H213ZM249 158H252V159H253V157H249ZM15 159H16V158H15ZM15 159H14V160H15ZM22 159H23V158H22ZM22 159H21V160H22ZM33 159H34V158H33ZM51 159H52V158H51ZM74 159H75V158H74ZM80 159L83 160V158H80ZM80 159H79V160H80ZM84 159H85V158H84ZM91 159H92V158H91ZM93 159H94V158H93ZM120 159H121V158L119 157L118 162L120 161ZM124 159L127 160L126 158H124ZM133 159H134V158H133ZM187 159H188V158H187ZM187 159H186V160H187ZM191 159H192V158H191ZM214 159H215V158H214ZM260 159H262V158H260ZM260 159H258L259 162H260ZM263 159H264V157H263ZM11 160H12V159H11ZM16 160H17V159H16ZM23 160H24V159H23ZM29 160H30V159H29ZM44 160H45V159H44ZM60 160H61V159H60ZM146 160H148V158H146ZM156 160H157V159H156ZM165 160H166V159H165ZM182 160H181V161H182ZM194 160H197V161H198L197 158L194 159ZM234 160H237V161H234ZM258 160H257V161H258ZM0 161H2V159H1ZM32 161H33V160H32ZM38 161H39V160H38ZM45 161H46V160H45ZM54 161H56V160H54ZM61 161H64V159H62ZM67 161H68V160H67ZM76 161H78V160H76ZM86 161H87V160H86ZM121 161H122V160H121ZM174 161H175V160H174ZM188 161H190V160H188ZM197 161H195L196 163H193V166H192V167H196V168L199 167L200 164H198V163L201 162V161H199V162H197ZM262 161H263V160H262ZM262 161H261L260 163H262ZM7 162H8V161H7ZM14 162H16V161H14ZM17 162H18V161H17ZM21 162H22V161H19V163L22 164L20 169L23 170V169H24V168H23L24 164L21 163ZM28 162H30V161H28ZM28 162H27V163H28ZM34 162H36V161H34ZM42 162H43V161H42ZM65 162H66V161H65ZM79 162H81V161H79ZM83 162H84V161H83ZM83 162H82V163H83ZM163 162H165V161H163ZM176 162H178V161H176ZM2 163H3V162H2ZM11 163H12V162H10V164H11ZM46 163H47V162H46ZM49 163H50V162H49ZM59 163H60V162H59ZM59 163H58V164H59ZM61 163H62V162H61ZM61 163H60V164H61ZM63 163H64V162H63ZM63 163H62V164H63ZM71 163H72V162H71ZM71 163L69 162V164H71ZM120 163H121V162H120ZM131 163H132V162H131ZM144 163H145V162H144ZM146 163H147V161H146ZM148 163H149V162H148ZM148 163H147V164H148ZM171 163H172V162H170L169 165H170ZM174 163H175V162H174ZM178 163H179V162H178ZM186 163H187V162H186ZM201 163L203 164L204 162H201ZM252 163H253V165L251 164V167H252V166L255 167V165H259V166H260V165L264 164V163H262V164H258V162H256L257 164H255V161L252 162ZM16 164H17V163H16ZM28 164H29V163H28ZM30 164H31V163H30ZM44 164H45V163H44ZM64 164H65V165H68V163H67V164L64 163ZM72 164H73V163H72ZM79 164H80V165H79ZM79 164H78V165L80 166L79 168H81V163H79ZM83 164L85 165V163H83ZM160 164H161V162H160ZM254 164H255V165H254ZM65 165H64V166H65ZM74 165H75V164H74ZM90 165H91V164H90ZM120 165H122V164H120ZM141 165H142V164H141ZM148 165H149V164H148ZM174 165L177 166V164H174ZM179 165H181L180 167H182V168H184L185 166L187 167V164H185V161L182 162V164H179ZM179 165H178V167H179ZM194 165H195V166H194ZM196 165H198V166H196ZM6 166H7V164H6ZM8 166H9V164H8ZM31 166H32V165H31ZM31 166H30V167H31ZM43 166H45V165H43ZM46 166H48V164H47ZM53 166H55V165H52V167H53ZM60 166H62V165H60ZM76 166H77V165H76ZM76 166H74V167H76ZM109 166H111V165H108V167H109ZM113 166H114V165H113ZM123 166H124V165H123ZM133 166H134V165H133ZM154 166H155V165H154ZM172 166H173V165H172ZM259 166H257V168H258ZM0 167H1V165H0ZM14 167H15V165H14ZM19 167H20V166H19ZM24 167H25V166H24ZM38 167H39V166H38ZM77 167H78V166H77ZM82 167H83V166H82ZM84 167H85V166H84ZM121 167H122V166H121ZM155 167H156V166H155ZM155 167H153V169H154ZM166 167H167V166H166ZM169 167H170V166H169ZM186 167L184 168L185 170H187ZM200 167H201V165H200ZM251 167H250V168H251ZM254 167L251 168V169H253L252 172L255 174L256 171H257V168L255 169L256 171L254 172ZM22 168H23V169H22ZM35 168H36V167H35ZM102 168H103V167H102ZM105 168H107L106 165H105ZM110 168H111L110 170H112V167H110ZM161 168H163V167H161ZM171 168H173V171H172ZM171 168H170V169H171L170 171H171L173 174H174L175 172L178 171V170H177V171L174 172V169H175L174 166L171 167ZM182 168H181V170H182ZM189 168H190V167H189ZM202 168H203V167H202ZM202 168H201V169H202ZM216 168H218V169H216ZM3 169H4V167H3ZM36 169H37V168H36ZM47 169H48V168H47ZM60 169H61V167H60ZM62 169H64V168H62ZM82 169H83V168H82ZM96 169H97V168H96ZM96 169H95V170H96ZM128 169H129V168H128ZM139 169H140V168H139ZM149 169H150V168H149ZM163 169H164V168H163ZM166 169H168V168H166ZM177 169L180 170V168H177ZM190 169H191V170H190L189 172L191 173V171L194 170V169H192V168H190ZM248 169H249V168H248ZM261 169H262V171H261V174H262V172H264V171H263V170H264V165H263V168H261ZM33 170H34V169H33ZM75 170H76V169H75ZM98 170H100V169H98ZM98 170H97V172H98ZM104 170H105V169H104ZM113 170H114V168H113ZM113 170H112V171H113ZM118 170H119V169H118ZM125 170H126V167H125ZM130 170H131V169H130ZM160 170H161V169H160ZM175 170H176V169H175ZM218 170H219V172H221V173H219ZM222 170H223V171H222ZM2 171H3V170H2ZM12 171H13V170H12ZM24 171H25V170H24ZM24 171H23V174H24ZM28 171H29V168L27 169V172H28ZM37 171L39 172V170H37ZM61 171L63 172V170H61ZM61 171H60V172H61ZM64 171H65V170H64ZM67 171H68V170H67ZM76 171H77V170H76ZM76 171H75V174H76L77 172H79V171H77V172H76ZM81 171H82V170H81ZM86 171H87V169H86ZM90 171H91V170H90ZM106 171H107V170H106ZM119 171H120V170H119ZM121 171H122V169H121ZM154 171H156V170H154ZM163 171H164V170H163ZM166 171H167V170H166ZM194 171H195V170H194ZM194 171H193V172H194ZM234 171H236V172H235L236 174L234 173ZM15 172H16V171H15ZM19 172H20V171H19ZM88 172H89V171H88ZM88 172H87V173H88ZM92 172H93V171H92ZM102 172H103V171H102ZM115 172H116V171H115ZM131 172H132V171H131ZM131 172H130V174H131ZM141 172H142V171H141ZM171 172H170V176H171V174H172ZM181 172H182V171H181ZM185 172H186V171H184V173H185ZM193 172H192L191 174H189V175H192V174H193V176L196 175L195 173L199 172V169H198L197 172H195V173H193ZM201 172H203V171L200 170L199 173L201 174ZM211 172H209V173H211ZM217 172H218V173H217ZM248 172H249V171H248ZM250 172H251V171H250ZM250 172H249V173H250ZM8 173H10V172H8ZM34 173H35V172H34ZM34 173L32 172L31 174H34ZM83 173L86 174L85 171H84ZM90 173H91V172H90ZM90 173H89V174H90ZM99 173H101V172H99ZM105 173H106V172H105ZM107 173H109V170H108ZM112 173H113V172H112ZM151 173H152V172H151ZM155 173H156V172H155ZM186 173H187V175H188V172H186ZM204 173H205V172H204ZM207 173H208V172L206 171L205 174H207ZM233 173H234V175H233ZM257 173H258V172H257ZM3 174H4V173H3ZM6 174H7V173H6ZM27 174H28V173H27ZM29 174H30V173H29ZM29 174H28V179H30V178H29ZM31 174H30V176H32ZM81 174H82V172H81ZM109 174H110V173H109ZM120 174H121V172H120ZM157 174H158V173H156L155 176H156ZM173 174H172V175H173ZM205 174H204V175H205ZM251 174H252V173H251ZM251 174H250V176H249V174H248V177H251ZM254 174H253V175H254ZM258 174H260V172H259ZM9 175H11V173H10ZM41 175H42V173H41ZM44 175H45V174H44ZM44 175H42V176L44 177ZM77 175H78V174H77ZM77 175H76V176L74 175L73 177H77ZM121 175H122V174H121ZM131 175H132V174H131ZM131 175H130V176H131ZM144 175H145V174H144ZM176 175H177V173L175 174V176H176ZM178 175H179V174H178ZM187 175H185V176H187ZM189 175H188V176H189ZM204 175H203L202 177H204ZM255 175H256V174H255ZM255 175H254V176H255ZM11 176H12V175H11ZM20 176L22 177V181H24V180H23L24 175H23V176L20 175ZM25 176H26V178H27V175H25ZM39 176H40V175H39ZM39 176L36 175V177H39ZM42 176H40V177H42ZM159 176H160V175H159ZM159 176H158V177L156 176V181L159 180ZM175 176H174V177H175ZM193 176H191V177H186V178L191 179V180H189V179L187 180V182H186L187 184L190 183L189 181H192V180L194 179ZM198 176H199V175H198ZM207 176H208V175H207ZM254 176H253V177H254ZM71 177H72V176H71ZM78 177H79V176H78ZM152 177H153V176H152ZM160 177H161V176H160ZM163 177H166V176L163 175ZM171 177H172V176H171ZM182 177H184V175H183ZM182 177H180V178H182ZM192 177H193V179H192ZM209 177H210V176H209ZM257 177H258V176H257ZM17 178H18V177H17ZM31 178L33 179V178H35V177L32 176ZM59 178H60V176H59ZM107 178L109 179V177L106 176V180H105V179H104V180L107 181ZM113 178H114V177H113ZM119 178H120V177H119ZM126 178H127V176H126ZM128 178H130V177H128ZM154 178H155V177H154ZM157 178H158V179H157ZM178 178H179V177H178ZM186 178H184L183 180H185ZM210 178H211V177H210ZM260 178H261V177H260ZM32 179H30V180H32ZM37 179H38V178H37ZM50 179H51V176H50ZM132 179L134 180V178H132ZM142 179H143V178H142ZM166 179H167V178H166ZM171 179H172V182H173V178H171ZM175 179H176V177H175ZM204 179L206 180V178H202V183H198V185L200 184L199 189H197V190L195 189V190H194V191H197L196 193H194L195 195L198 193V190H200V188H204V186H205L204 183H203V180H204ZM248 179H249V178H248ZM248 179H246V180H248ZM8 180H10V179H8ZM30 180H29V181H30ZM34 180H36V179H34ZM34 180H32V181H34ZM40 180H41V179H40ZM51 180H52V179H51ZM60 180H62V179L60 178ZM65 180H66V179H65ZM68 180H69V178H68ZM68 180H67V183L71 182V181L68 182ZM93 180H94V179H93ZM100 180H101V179H100ZM104 180H103V184H102V186H103L104 184L106 185V184L108 183V181H107V183H105ZM111 180H112V179H111ZM114 180H116V179H114ZM119 180H120V179H119ZM128 180H130V179H128ZM199 180H200V179H199ZM199 180H198V181H199ZM208 180H209V179H208ZM252 180H253V179H252ZM25 181H26V180H25ZM29 181L27 182L28 184H29ZM32 181H30V183H32V184L35 186V184H34ZM37 181H38V180H37ZM37 181H36V182L34 181V182H35V183H38ZM41 181H42V180H41ZM53 181H54V180H53ZM79 181H80V180H79ZM112 181H113V180H112ZM178 181H179V180L177 179V180H175L174 182L177 183ZM195 181H196V180H195ZM198 181H197V182H198ZM209 181H210V180H209ZM259 181H260V180H259ZM3 182H4V181H3ZM43 182H44V181H43ZM95 182H96V181H95ZM95 182H94V183H95ZM167 182H168V181H167ZM183 182L185 183V181H183ZM192 182H194V181H192ZM207 182H208V181H207ZM210 182H211V181H210ZM257 182H258V181H257ZM12 183H13V182H12ZM15 183H16V182H15ZM19 183H20V182H19ZM40 183L43 184L42 182H40ZM44 183H45V182H44ZM84 183H85V182H84ZM109 183H110V182H109ZM156 183H157V185H158L159 182L157 181ZM169 183H170V182H169ZM181 183H182V182H181ZM181 183H180V181H179L178 184H181ZM186 183H185V185H187ZM208 183H209V182H208ZM261 183H264V177H263V176H262V178H261ZM8 184H9V183H8ZM16 184H17V183H16ZM21 184H22V183H21ZM71 184H72V182H71ZM71 184H70V187H71ZM74 184H75V182H74ZM81 184H83V183H81ZM92 184H93V183H92ZM96 184H97V183H96ZM174 184H175V183H174ZM195 184H196V183H195ZM225 184H227V187L224 186ZM4 185H5V183H4ZM6 185H7V184H6ZM24 185H25V184H24ZM24 185H23V186H24ZM38 185H39V184H38ZM47 185H48V184H47ZM157 185H156V186H157ZM163 185H164V184H163ZM166 185H167V184H166ZM166 185H165V186H166ZM172 185H173V184H172ZM172 185H171L170 187H173V188L176 187V186L174 187V186H172ZM181 185H182V184H181ZM261 185H262V184H261ZM11 186H12V184H11ZM26 186H27V185H26ZM30 186H32V185H30ZM39 186H40V185H39ZM42 186H43V185H42ZM42 186H40V187H42ZM44 186H45V185H44ZM77 186H78V184H77ZM80 186H82V185H80ZM83 186H84V185H83ZM83 186H82V188H85V186H84V187H83ZM89 186H90V185H89ZM92 186H94V184H93ZM106 186H107V185H106ZM110 186H112V185H110ZM178 186H179V185H178ZM182 186H183V185H182ZM187 186H188V187H191V185H187ZM262 186H263V185H262ZM9 187H10V186L7 185V188H8V189H9ZM50 187H52L51 184H50ZM95 187H96V186H95ZM115 187H116V186H115ZM157 187H158V186H157ZM157 187H156V188H157ZM167 187H168V186H167ZM180 187H181V186H180ZM184 187H185V186H184ZM184 187H183V188H184ZM248 187H250V185L247 186V189H248ZM251 187H252V183H251ZM35 188H36V187H35ZM43 188H44V187H43ZM52 188H53V187H52ZM65 188H66V187H65ZM65 188H63V189H65ZM86 188H87V187H86ZM93 188H94V187H93ZM93 188H92V189H93ZM154 188H155V187H153V189H154ZM161 188H162V187H160V189H161ZM165 188H166V187H165ZM168 188H169V187H168ZM173 188H171V189H172V190H175V189H173ZM181 188H182V187H181ZM262 188H263V187H262ZM262 188H261V190H259V191H260V192H258L259 194L262 192ZM13 189H14V187H13ZM22 189H23V188H22ZM32 189H33V188H32ZM40 189H42V188H40ZM80 189H81V188H80ZM108 189H109V188H108ZM112 189H113V188H112ZM127 189H128V188H127ZM142 189H143V188H142ZM177 189H178V188H177ZM20 190H21V189H20ZM20 190H19V191H20ZM37 190L39 191V189H37ZM85 190H86V189H85ZM156 190H157V189H156ZM210 190H211V189H210ZM250 190H251V189H250ZM250 190H249V191H250ZM253 190H254V189H252V191H253ZM257 190H258V189H257ZM257 190H256V192H257ZM14 191H15V190H14ZM27 191H28V190H27ZM34 191L36 192V190H34ZM72 191H73V190H72ZM75 191H76V190H75ZM166 191H167V190H166ZM185 191H186V190H185ZM246 191H247V190H246ZM252 191H251V192H252ZM6 192H7V191H6ZM12 192H13V191H12ZM76 192H77V191H76ZM84 192H85V191H84ZM98 192H99V191H98ZM98 192H97V193H98ZM174 192H175V191H174ZM247 192H248V191H247ZM29 193H31V192L28 191V194H29ZM32 193H33V194H32ZM32 193H31L32 195L35 194L34 192H32ZM65 193H66V192H65ZM70 193H71V192H70ZM73 193H75V192H73ZM123 193H124V192H123ZM127 193H128V192H127ZM153 193H154V192H153ZM175 193H176V192H175ZM179 193H180V192H179ZM248 193H249V192H248ZM252 193H253V192H252ZM16 194H17V193H16ZM23 194H24V193H23ZM37 194H38V193H37ZM40 194H41V193H40ZM40 194H38V195L42 197V194H41V195H40ZM51 194H52V192H51ZM68 194H69V193H68ZM101 194H102V193H101ZM109 194H110V193H109ZM144 194H146V193H144ZM144 194H143V195H144ZM147 194H148V193H147ZM147 194H146L145 196H147ZM182 194H183V193H182ZM244 194H245V193H244ZM263 194H264V193H263ZM1 195H2V194H1ZM14 195H15V194H14ZM159 195H160V194H159ZM162 195H163V194H162ZM195 195H194L193 197H195ZM205 195H206V194H205ZM39 196H38V197H39ZM83 196H84V195H83ZM83 196H82V197H83ZM107 196H108V195H107ZM152 196H154V195L152 194L151 197H152ZM186 196H187V195H186ZM198 196H199V195H198ZM198 196H197V199L199 198ZM211 196H212V195H211ZM211 196H210V197H211ZM263 196H264V195H263ZM263 196H262V197H263ZM36 197H37L36 195H35V198L31 196L29 199L34 198V199L36 200ZM38 197H37V200L40 199V197H39V199H38ZM43 197H44V196H43ZM147 197H148V196H147ZM169 197H170V196H169ZM171 197H173V196H171ZM177 197H178V196H177ZM208 197H209V196H208ZM244 197H245V196H244ZM252 197H255V196H252ZM24 198H25V197H24ZM53 198H54V197H53ZM107 198H108V197H107ZM148 198H149V197H148ZM20 199H21V198H20ZM22 199H23V198H22ZM22 199H21V200H22ZM43 199H44V198H43ZM85 199H87V198L85 197ZM143 199H145L144 196H143ZM162 199H164V198H162ZM253 199H254V198H253ZM79 200H80V199H79ZM177 200H178V199H177ZM190 200H191V198H190ZM202 200H204V199H201V201H202ZM24 201H25V200H24ZM39 201H41V199H40ZM39 201H37V202H39ZM56 201H57V200H56ZM132 201H133V200H132ZM137 201H138V200H137ZM137 201H136V202H137ZM146 201H147V200H146ZM156 201H157V200H156ZM156 201H155V202H156ZM179 201H180V200H179ZM214 201H215V200H214ZM247 201H248V200H247ZM252 201H253V200H252ZM19 202H20V201H19ZM29 202H30V201H29ZM37 202H36V203H37ZM62 202H63V201H62ZM91 202H92V201H91ZM130 202H131V201H130ZM130 202H129V203H130ZM141 202H143V200H141ZM144 202H145V201H144ZM163 202H164V201H163ZM170 202H171V201H170ZM186 202H187V201H186ZM206 202H207V201H206ZM34 203H35V201H34ZM40 203H41V202H40ZM71 203H72V202H70V204H71ZM73 203H74V202H73ZM86 203H87V202H86ZM133 203H134V202H133ZM133 203H131V205H132ZM137 203H138V202H137ZM164 203H165V202H164ZM203 203H205V200H204ZM212 203H213V202H212ZM226 203H228V202H226ZM255 203H257L256 200H255ZM11 204H12V203H11ZM13 204H14V203H13ZM19 204H20V203H19ZM26 204H27V203H26ZM30 204H33V202L30 203ZM41 204H42V203H41ZM49 204H50V202H49ZM78 204H79V202H78ZM119 204H120V203H119ZM134 204H135V203H134ZM143 204H145V203H143ZM198 204H199V203H198ZM247 204H248V203H247ZM249 204H250V203H249ZM24 205H25V204H24ZM37 205H38V206H42V205H40L39 203H38ZM74 205H75V204H74ZM74 205H73V206H74ZM126 205H127V204H126ZM139 205H140V204H139ZM145 205H146V204H145ZM176 205H177V204H176ZM183 205H184V204H183ZM187 205H188V204H187ZM205 205H206V203H205ZM205 205H204V206H205ZM214 205H215V204H214ZM229 205H230L231 208H232V207L234 208V206H235V207H236V206H239V201H237V200H235V199H232ZM243 205H244V204H243ZM44 206H45V205H44ZM50 206L53 207V205H51V204H50ZM66 206H67V205H64V207H66ZM69 206H70V205H69ZM119 206H120V205H119ZM119 206H118V207H119ZM141 206H142V205H141ZM173 206H174V205H173ZM197 206H198V205H197ZM204 206H203V207H204ZM211 206H212V205H211ZM250 206H251V204H250ZM26 207H27V206H26ZM26 207H25V208H26ZM32 207H33V206H32ZM32 207H30V208H32ZM34 207H35V205H34ZM42 207H43V206H42ZM110 207H111V206H110ZM150 207H152V205H151ZM157 207H158V206H157ZM199 207H200V205H199ZM224 207H225V206H224ZM260 207H261V206H260ZM38 208L40 209L41 207H38ZM49 208H51V207H49ZM71 208H73V207L71 206ZM165 208H166V207H165ZM179 208H180V207H179ZM242 208H243V207H242ZM28 209H29V208H28ZM28 209H27V210H28ZM33 209H35V208H33ZM36 209H37V208H36ZM36 209H35V210H36ZM41 209H42V208H41ZM43 209H44V208H43ZM52 209H53V208H52ZM64 209L66 210V208H64ZM64 209H62V210H64ZM177 209H178V208H177ZM243 209H244V208H243ZM7 210H8V209H7ZM25 210H26V209H25ZM37 210H38V209H37ZM46 210H47V209H46ZM62 210H61V211H62ZM65 210H64V212H65ZM118 210H119V208H118ZM136 210H137V212H138L139 209H136ZM180 210H181V209H180ZM203 210H204V208H203ZM207 210H208V207H207ZM239 210H240V209H239ZM245 210H246V209H245ZM248 210H249V209H248ZM248 210H247L246 212H248ZM31 211H32V210H31ZM49 211H50V210H49ZM54 211H55V210H54ZM56 211H57V208H56ZM56 211H55V212H56ZM68 211H69V210H68ZM22 212H23V211H22ZM78 212H79V210H78ZM139 212H141V211H139ZM161 212H162V211H161ZM200 212H201V211H200ZM243 212H244V211H243ZM246 212H245V213H246ZM251 212H252V213L254 212L253 209L251 210ZM251 212H249V214H250ZM256 212H257V210H256ZM3 213H4V212H3ZM12 213H13V212H12ZM16 213H17V212H16ZM19 213H20V212H19ZM37 213H38V211H37ZM40 213H41V212H40ZM42 213H44V212H42ZM47 213H49V212L47 211ZM62 213H63V212H61V214H62ZM107 213H108V212H107ZM107 213H106V214H107ZM178 213H179V212H178ZM196 213H197V211H196ZM205 213H206V212H205ZM228 213H229V212H228ZM254 213H255V212H254ZM30 214H31V213H30ZM64 214H65V213H63V215H64ZM74 214H75V213H74ZM106 214H105V215H106ZM188 214H189V213H188ZM256 214H257V213H256ZM256 214H254V215H256ZM258 214H259V213H258ZM13 215H14V214H13ZM44 215L46 216V214H44ZM47 215H48V214H47ZM57 215H58V213H57ZM194 215H196V214H194ZM0 216H1V214H0ZM2 216H3V215H2ZM42 216H43V214H42ZM49 216H51V215H49ZM59 216H60V215H59ZM69 216H71V215H69ZM69 216H67V217H69ZM101 216H102V215H101ZM103 216H104V214H103ZM103 216H102V217H103ZM176 216H177V215H176ZM220 216H221V215H220ZM236 216H238V215L236 214ZM247 216H248V215H247ZM7 217H8V216H7ZM35 217H36V215H35ZM47 217H48V216H47ZM74 217H75V215H74ZM76 217H77V216H76ZM166 217H167V215H166ZM185 217H187V216H185ZM223 217L227 218V216H223ZM238 217H239V216H238ZM241 217H242V216H241ZM22 218H23V217H22ZM104 218H105V217H104ZM104 218H102V219H104ZM141 218H142V217H141ZM236 218H237V217H236ZM262 218H263V217H262ZM52 219H54V218H52ZM99 219H100V217L97 218L98 221H99ZM185 219H187V218H185ZM216 219H217V218H216ZM239 219H240V218H239ZM245 219H246V217H245ZM251 219H253L252 216H251ZM37 220H38V219H37ZM41 220H43V219H41ZM44 220H45V219H44ZM44 220H43V221H44ZM61 220H62V219H61ZM64 220H65V219H64ZM214 220H215V219H213V221H214ZM219 220H220V217H219ZM219 220L217 219V221H219ZM223 220H224V219H223ZM237 220H238V219H237ZM242 220H243V217H242ZM25 221H26V220H25ZM30 221H32V220H30ZM30 221H29V223H30ZM53 221H54V220H53ZM65 221H66V220H65ZM98 221H97V222H98ZM202 221H203V220H202ZM213 221L211 220V222H213ZM217 221H216V223H217ZM239 221H240V220H239ZM254 221H255V220H254ZM257 221H258V220H257ZM257 221H256V222H257ZM0 222H1V221H0ZM50 222H52V220H51ZM57 222H58V220L56 221V224H57ZM101 222H102V221H101ZM153 222H154V221H153ZM219 222H220V221H219ZM237 222H238V221H237ZM249 222H250V220H249ZM251 222H252V221H251ZM44 223L46 224V222H44ZM60 223H62V222H60ZM65 223H66V222H65ZM72 223H73V222H72ZM89 223H90V222H89ZM95 223H96V222H95ZM186 223H187V222H186ZM189 223H190V222H189ZM209 223H210V221H209ZM214 223H215V222H214ZM214 223H213V224H214ZM216 223H215V224H216ZM222 223H223V222H222ZM238 223H239V222H238ZM238 223H237V225H239ZM154 224H155V222H154ZM199 224H200L201 226H203L202 223L199 222ZM217 224L219 225L220 223H217ZM217 224L214 225L215 228H213L214 226L211 227V228L216 229ZM262 224H263V223H262ZM59 225L61 226L60 228H62V225H61V224H59ZM63 225H64V224H63ZM86 225H92V224H86ZM99 225H100V224H99ZM146 225H147V224H146ZM152 225H153V223H152ZM211 225H212V224H211ZM2 226H4V224H3ZM41 226H42V225H41ZM41 226H40V227H41ZM54 226L56 227V226H58V225H55V224H54ZM93 226H94V225H93ZM95 226L98 227L97 225H95ZM100 226H101V225H100ZM148 226H150V223H149ZM153 226H154V225H153ZM156 226H157V224H156ZM158 226H159V225H158ZM204 226H205V225H204ZM207 226H209V225H207ZM28 227H29V226H28ZM32 227H35V226L32 225ZM42 227H43V226H42ZM48 227H49V226H48ZM66 227H67V226H66ZM68 227H69V226H68ZM72 227H73V226H72ZM88 227L91 228V226H88ZM88 227H87V229H88ZM229 227H230V226H229ZM232 227H233V226H232ZM38 228H39V227H38ZM44 228H45V227H44ZM60 228H59V227L57 228L58 231H59ZM69 228H71V227H69ZM85 228H86V227H85ZM107 228H108V227H107ZM151 228H152V227H151ZM151 228H150V230H148V232L151 231ZM187 228H188V226L186 227V229H187ZM203 228H204V227H203ZM211 228H210V229H211ZM233 228H234V227H233ZM236 228H237V226H236ZM252 228H253V227H252ZM252 228H250V229H252ZM49 229H50V228H49ZM57 229H56V230H57ZM79 229L82 231L81 227H79ZM104 229H105V228H104ZM152 229H153V228H152ZM213 229H211V230H213ZM231 229H232V228H231ZM29 230H31V229H29ZM36 230H37V229H36ZM39 230H40V229H39ZM51 230H52V229H51ZM60 230H61V229H60ZM67 230H68V229H67ZM80 230H79V231H80ZM187 230H188V229H187ZM198 230H199V232H201V233H203L204 235H206V238H207V235H209V237H211L213 233H216V231L213 230V232L211 231V235H210V234H205V233H204V232H205V229H204V232H202L203 230H202V231H200V229H198ZM217 230H218V229H217ZM234 230H235V229H234ZM237 230H239V229H237ZM85 231H86V230H85ZM93 231H94V230H93ZM153 231H154V230H153ZM184 231H185V230H184ZM207 231H208V230H207ZM214 231H215V232H214ZM230 231H231V230H230ZM245 231H246V230H245ZM1 232H2V231H1ZM49 232H53V231H49ZM56 232H57V231H56ZM56 232H54V233H56ZM62 232H63V231H62ZM112 232H113V231H112ZM223 232H224V231H223ZM262 232H263V231H262ZM54 233H53V235H54ZM63 233H64V232H63ZM63 233H61V235H62ZM81 233H82L81 235L83 236V231H82ZM84 233H85V232H84ZM103 233H104V232H103ZM157 233H158V232H157ZM31 234H32V236H34L33 233H31ZM43 234H44V233H43ZM58 234H59V233H58ZM72 234H73V232H72ZM77 234H78V233H77ZM105 234H106V232H105ZM114 234H115V233H114ZM145 234H146V233H145ZM169 234H170V233H169ZM190 234H191V233H190ZM197 234H198V233H197ZM197 234H196V235H197ZM199 234H200V233H199ZM203 234H200V235L203 236ZM216 234H217V233H216ZM29 235H30V234H29ZM48 235H49V234H48ZM79 235H80V234H79ZM79 235H78V236H79ZM93 235H94V233H93ZM137 235H138V234H137ZM139 235H140V234H139ZM147 235H148V234H147ZM184 235H185V234H184ZM217 235H218V234H217ZM250 235H251V234H250ZM38 236H39V234H38ZM43 236H44V235H43ZM49 236H50V235H49ZM54 236H55V235H54ZM62 236L64 237V234H63ZM75 236H76V234H75ZM118 236H119V235H118ZM120 236H121V235H120ZM213 236H214V235H213ZM213 236H212V237H213ZM259 236H260V234H259ZM3 237H4V236H3ZM3 237H1V239H2ZM8 237H9V236H8ZM68 237H72V235H71V236L69 235ZM87 237H88V236H87ZM109 237H110V236H109ZM215 237H217V236H215ZM218 237H219V235H218ZM251 237H252V236H251ZM4 238H6V236H5ZM31 238H32V237H31ZM47 238H49V237H47ZM85 238H86V237H85ZM138 238H140V237H138ZM162 238H163V237H162ZM181 238H182V237H181ZM191 238H192V237H191ZM199 238H200V236H199ZM204 238H205V237H204ZM248 238H250V237H248ZM18 239H19V238H18ZM51 239H53L52 241H53V243H54V241H55L54 238H51ZM75 239H77V238H75ZM79 239L81 240V238H79ZM79 239H78V240H79ZM179 239H180V238H179ZM197 239H198V236H197ZM200 239H201V238H200ZM210 239H211V238H210ZM258 239H259V241H260V238H258ZM263 239H264V238H263ZM3 240H4V239H3ZM5 240H6V243H8V242H7V239H5ZM5 240H4V241H5ZM10 240H11V239H10ZM19 240H20V239H19ZM40 240H41V239H40ZM82 240H84V237H83ZM82 240H81V241H82ZM139 240H140V239H139ZM198 240H199V239H198ZM198 240H197V241H198ZM207 240H208V238H207ZM46 241H47V240H46ZM59 241H60V240H59ZM62 241H63V240H62ZM86 241H87V240H86ZM125 241H126V240H125ZM134 241H135V240H134ZM199 241H200V240H199ZM199 241H198V242H199ZM211 241H212V240H211ZM47 242H48V241H47ZM49 242H50V241H49ZM73 242H74V241H73ZM83 242H84V241H83ZM146 242H147V241H146ZM182 242H183V241H182ZM184 242H185V241H184ZM202 242H203V241H202ZM0 243H1V240H0ZM6 243H4V244H6ZM20 243H21V241H20ZM28 243H29V242H28ZM60 243H62V242H60ZM67 243H68V242H67ZM69 243H70V240H69ZM139 243H140V241H139ZM139 243H138V244H139ZM179 243H180V242H179ZM206 243H209V241L206 242ZM206 243H205V245H206ZM222 243H223V242H222ZM245 243H246V242H245ZM255 243H256V242H255ZM1 244H2V247H3V243H1ZM16 244H17V243H16ZM122 244H123V243H122ZM126 244H128V243H126ZM134 244H135V243H134ZM176 244H178V243H176ZM187 244L189 245L190 243H187ZM218 244H219V243H217V245H218ZM223 244H224V243H223ZM233 244H234V246H235L236 243H233ZM247 244H248V243H247ZM261 244H262V243H261ZM14 245H15V244H14ZM23 245H24V243H23ZM64 245H65V243H64ZM76 245H77V243H76ZM76 245H75V246H76ZM92 245H93V244H92ZM106 245H107V244H106ZM140 245H141V244H140ZM193 245H194V244H193ZM195 245H196V243H195ZM202 245H204V244H202ZM207 245H208V244H207ZM7 246L9 247V243H8ZM7 246H5L4 248H6ZM12 246H13V245H12ZM17 246H18V245H17ZM17 246H16V247H17ZM51 246H52V245H50V247H51ZM54 246H55V245H54ZM65 246H66V245H65ZM131 246H132V245H131ZM189 246H190V245H189ZM214 246H215V244H214ZM262 246H263V245H262ZM262 246H261V247H262ZM16 247H15V248H16ZM18 247H19V246H18ZM36 247H38V246H36ZM134 247H135V246H134ZM190 247H191V246H190ZM202 247H203V246H202ZM211 247H213V244H212ZM232 247H233V246H232ZM232 247H231V248H232ZM0 248H1V246H0ZM10 248H11V247H10ZM27 248H28V246H27ZM31 248L33 249V248H35V247H31ZM66 248H67V247H66ZM68 248H69V247H68ZM74 248H75V247H74ZM87 248H88V246H87ZM119 248H120V247H118V249H119ZM137 248H138V247H137ZM176 248H177V247H176ZM187 248H188V247H187ZM244 248H245V247H244ZM246 248H247V247H246ZM262 248H263V247H262ZM17 249H18V248H17ZM24 249H25V248H24ZM40 249H41L42 251L45 252V250H43L42 248H40ZM58 249H60V248H58ZM15 250H16V249H15ZM27 250H29V249H27ZM36 250H37V249H36ZM36 250H35L34 252L37 253L38 250H37V251H36ZM41 250H40V251H41ZM62 250H63V249H62ZM62 250H61V251H62ZM125 250H127V249L125 248L124 251H125ZM179 250H180V249H179ZM221 250H222V252H223V251H224V248H222ZM229 250H230V248H229ZM232 250H233V249H232ZM262 250H263V249H261L260 251H262ZM2 251H3V250H2ZM10 251L12 252V250H10ZM31 251H33V250H31ZM42 251H41V252H42ZM61 251H60V252H61ZM65 251H66V250H65ZM75 251H76V250H75ZM177 251H178V250L176 249L175 252H177ZM189 251H190V250H189ZM193 251H195V250L193 249ZM225 251H226V250H225ZM8 252H9V251L4 252V253H6V256H8V255H7ZM14 252H15V251H14ZM46 252H47V251H46ZM51 252H52V251H51ZM56 252H57V251H56ZM62 252H63V251H62ZM109 252H110V251H109ZM120 252H121V251H120ZM120 252H119V253H120ZM126 252H127V251H126ZM178 252H179V251H178ZM185 252H186V251H185ZM190 252H191V251H190ZM0 253H2V252H0ZM4 253H3V254H4ZM30 253L36 255V253H33V252H30ZM39 253H40V252H39ZM42 253H43V252H42ZM42 253H41V254H42ZM48 253H49V252H47L46 255H45L46 257H43V258H49V257H47V256H50V254L47 255ZM64 253H65V252H64ZM96 253H97V252H96ZM123 253H124V252H123ZM123 253H122V254H123ZM180 253H181V252H180ZM227 253H228V252H227ZM252 253H253V252H252ZM254 253H255V252H254ZM256 253H257V252H256ZM3 254H2V255H3ZM27 254H29V252H28ZM37 254H38V253H37ZM41 254H40V256H41ZM43 254H44V253H43ZM53 254H54V253H53ZM66 254H67V252H66ZM188 254H189V253H188ZM257 254H259V253H257ZM0 255H1V254H0ZM2 255H1V257H2ZM13 255H14V254H13ZM16 255H17V253H16ZM19 255H20V254H19ZM30 255H31V254H29V256H30ZM55 255H57V254L55 253ZM172 255H173V254H172ZM174 255H175V254H174ZM213 255H215V254H213ZM213 255H212V256H213ZM218 255H220V254L218 253ZM239 255H240V254H239ZM6 256H3V257H6ZM9 256L11 257L10 254H9ZM27 256H28V255H27ZM51 256H52V255H51ZM51 256H50V258H51ZM63 256H64V255H63ZM63 256H62V257H63ZM119 256H121V255H119ZM216 256H217V255H216ZM225 256H226V255H225ZM3 257H2V258H3ZM37 257H38V256H37ZM41 257H42V256H41ZM53 257H54V256H53ZM57 257H58V256H57ZM59 257H60V256H59ZM65 257H66V256H65ZM174 257H176V256H174ZM219 257H221V256H219ZM219 257H218V258H219ZM256 257H257V256H255V258H256ZM261 257H262V256H261ZM2 258H1V259H2ZM14 258H15V257H14ZM18 258H19V257H18ZM20 258H21V255H20ZM20 258H19V259H20ZM28 258H29V257H28ZM30 258H31V257H30ZM32 258H33V257H32ZM38 258H39V257H38ZM55 258H56V257H55ZM60 258H61V257H60ZM87 258H88V257H87ZM98 258H99V257H98ZM116 258H117V257H116ZM189 258H190V257H189ZM205 258H206V257H205ZM205 258H204V259H205ZM257 258H258V257H257ZM5 259H6V258H5ZM10 259H12V257H11ZM10 259H7V260H10ZM22 259H24V258H22ZM71 259H73V257H71ZM71 259H70V260H71ZM75 259H76V258H74V260H75ZM106 259H107V258H106ZM143 259H144V258H143ZM164 259H165V257H164ZM174 259H176V258H174ZM178 259H179V258H178ZM215 259H216V257H215ZM227 259H228V258H227ZM2 260H4V258H3ZM2 260H1V261H2ZM34 260H35V262L37 261V259H35V258H34ZM41 260H42V259H41ZM52 260H53V259H52ZM120 260H121V259H120ZM176 260H177V259H176ZM212 260H213V259H212ZM221 260H222V259H221ZM5 261H6V260H4V262H5ZM42 261H43V260H42ZM47 261H48V260H47ZM164 261H165V260H164ZM232 261H233V263H235V262H234L235 260H233L232 258H229V259L227 260V263L230 262V264H232ZM260 261H263V260L261 259ZM260 261H258V262H260ZM8 262H9V261H8ZM10 262L13 264L14 261L12 260V261H10ZM24 262H25V260H24ZM55 262H56V260H55ZM61 262H62V261H61ZM95 262H96V261H95ZM95 262H94V264H95ZM162 262H163V261H162ZM174 262H175V260H174ZM2 263H3V261H2ZM11 263H6V262H5V264H11ZM19 263H20V262H19ZM25 263H26V262H25ZM40 263H41V262H40ZM47 263H48V262H47ZM49 263H50V262H49ZM90 263H91V262H90ZM92 263H93V261H92ZM96 263H97V262H96ZM98 263H100V262H98ZM225 263H226V262H225ZM253 263H254V262H253ZM3 264H4V263H3ZM14 264H15V263H14ZM26 264H27V263H26ZM28 264H29V263H28ZM36 264H38V263H36ZM70 264H73V261H72V263H70ZM82 264H83V263H82ZM228 264H229V263H228ZM254 264H255V263H254ZM257 264H258V263H257ZM259 264H260V263H259Z\"/></svg>",
    "mask_w": 264,
    "mask_h": 264
}]
</instances>
